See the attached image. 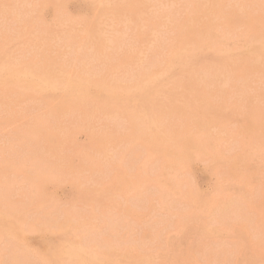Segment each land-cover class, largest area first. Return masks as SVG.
<instances>
[{"label":"rangeland","instance_id":"1","mask_svg":"<svg viewBox=\"0 0 264 264\" xmlns=\"http://www.w3.org/2000/svg\"><path fill=\"white\" fill-rule=\"evenodd\" d=\"M3 3H2V2ZM14 0H0V20H3V21H0L1 23H0V37L2 38H0V73H1V71L3 70V71H6L5 73L2 71V73L6 76V78H8V79H6L5 78V76H3V74L1 75V77H0V79H2V80H0V97L3 95V92H4V95L2 96V98H0V106L2 107V106H4V108H1L0 107V198H2V199H0V204H1V206L0 207H2V210H1V208H0V210L2 211V212H4V214H2V212L0 211V215H1V217H2V215H3V218H2V223L0 222V224H2V225H0V228H1V230H0V236H4V237H0V247H1V249H0V264H6L7 262V264H28V262H29V264L31 263V264H47V263H49V264H63V262H64V264H83V262H84V264L86 263V264H90L92 261H95V264H98L99 262L101 263L102 262V264H107L109 261V263L108 264H123V263H125V264H134L135 262H137V263H135V264H149V262H150V264H153V262H155L154 264H165V263H168V264H174V262H175V264H188L187 262L189 261H191L190 263L191 264H202V262H203V264H210V262H211V264H231V262L233 263V264H264V261H263V257H264V237H263V233H264V184L262 185V184H260L259 182H261V183H264V177H262V176H264L263 174H264V162L262 161V159L264 160V57H262V54H264L262 51H259V50H257V49H255L254 50V48H256L257 46H260V44H262V43H264V36H262L263 34L262 33H264V15H263V13H264V6H262V5H264V0H209L208 2H207V0H174V2H173V4H172V6H171V4H170V0H161V1H163V2H160V0H147V1H149V3L146 1V0H122V1H119L120 3H122L123 1H125V2H127L126 4H128V5H126L125 3H122L121 5L120 4H118L119 2H118V0L117 1H115V0H100V1H98V0H96L97 2H95V3H93L92 2V0H53V2H52V0H27L28 2H29V5H28V2L26 1V0H15L14 1V3H12ZM23 1V2H22ZM39 1V2H38ZM41 1H42V3H41ZM44 1V2H43ZM48 1V2H47ZM95 1V0H94ZM109 2V5L108 4H106V3H108ZM136 3H135V2ZM145 1V2H144ZM155 1V2H154ZM158 1H159V3H158ZM181 3H180V2ZM186 1H188V2H186V4H189V6H187L186 4H184ZM223 1V2H222ZM233 3H235V4H233ZM239 2V4H238V2ZM46 2V3H45ZM61 2H64L63 4H61ZM98 2H102L101 4L103 5H101L100 3H98ZM118 2V3H117ZM157 2V3H156ZM166 2V3H165ZM176 2H177V4H176ZM184 2V3H183ZM191 2V3H190ZM206 2V3H205ZM218 4H217V3ZM226 2H228V3H226ZM248 2V3H247ZM250 2V3H249ZM11 5H13V7L12 6H10V4ZM25 3V4H24ZM27 3V4H26ZM93 3V4H92ZM114 5V6H112V4ZM115 3V4H114ZM154 3H155V5H154ZM160 3H162L163 5H167V7L166 6H161V4ZM171 3H172V0H171ZM204 3H205V6H204ZM221 3V4H220ZM231 3V4H230ZM242 3V4H241ZM255 3V4H254ZM5 4V5H4ZM18 4V7L16 6V5ZM33 4H34V6H33ZM39 4V5H38ZM44 4V5H43ZM46 4V5H45ZM59 4H61V6L62 7H60V5ZM111 4V5H110ZM130 4V5H129ZM182 4V5H181ZM192 4V5H191ZM251 4V5H250ZM257 4V5H256ZM7 5V6H6ZM28 5V6H27ZM38 5V6H37ZM59 5V6H58ZM98 5V6H97ZM126 5V6H125ZM141 5V6H140ZM151 5H153V6H151ZM181 5V6H180ZM184 5H186V6H184ZM224 5V6H223ZM230 5V6H229ZM235 5V6H234ZM241 5V6H240ZM246 5V6H245ZM253 5V6H252ZM259 5V6H258ZM2 6H4V8H2ZM26 6V7H25ZM44 6V7H43ZM97 6V7H96ZM159 6V7H158ZM171 7V9L172 10H170L169 8ZM179 6V7H178ZM185 8H184V7ZM198 6H199V8H198ZM215 6V7H214ZM243 6V7H242ZM258 6V7H257ZM261 6V8H259ZM10 7V8H9ZM57 7V8H56ZM149 7V8H148ZM151 7V8H150ZM154 7L156 8H158V9H154ZM183 7V8H182ZM224 7H225V9H224ZM234 7H236V8H234ZM240 7H242V9L240 8ZM247 7V8H249V9H251V10H253L252 12H251V10H250V12H251V14H250V12H249V9H245V8ZM6 8V9H5ZM7 8H8V10H7ZM14 8V9H13ZM16 8V9H15ZM23 8V9H22ZM31 8V9H30ZM32 8H34L35 9V11H34V9H32ZM43 10H42V9ZM55 8V9H54ZM62 8V9H61ZM115 8L117 9V10H115ZM129 8H130V10H129ZM142 8V9H141ZM164 8V9H163ZM166 8V9H165ZM168 8V9H167ZM175 9V11H174V9ZM181 8V9H180ZM188 8V9H187ZM193 8V9H192ZM245 10H244V9ZM20 9V10H19ZM107 9H109V10H107ZM121 9H123V11H125V12H123ZM131 9H132V11H131ZM135 9V10H134ZM141 9V10H140ZM154 9V10H153ZM163 9V10H162ZM179 9V10H178ZM183 9H184V11H185V13H184V11H183ZM224 9V10H223ZM230 9H231V11H230ZM237 9H238V11H237ZM256 9V10H255ZM5 10H6V13H5ZM18 10V11H17ZM31 10V11H30ZM32 10H33V12H32ZM39 10V11H38ZM42 12H41V11ZM56 10V11H55ZM59 10V11H58ZM119 10V11H118ZM137 10H139V11H137ZM151 10H153L152 11V14H151ZM163 12H162V11ZM165 10H167V11H165ZM181 10V11H180ZM190 10V11H189ZM197 10V11H196ZM226 10V11H225ZM229 10V11H228ZM244 10V11H243ZM259 10V11H258ZM4 11V12H3ZM13 11V12H12ZM15 11V12H14ZM17 11V12H16ZM65 11V12H64ZM110 11H112V12H110ZM129 11V12H128ZM135 11H137V14L135 13ZM141 11L143 12L142 14H143V16H142V14H140L141 13ZM157 11V12H156ZM159 11V12H158ZM169 11V12H168ZM233 11V12H232ZM235 11V12H234ZM243 11V12H242ZM27 12H29V14L27 13ZM56 12V13H55ZM59 12V13H58ZM102 12H104L105 13V15H104V13H102ZM107 12V13H106ZM139 12V13H138ZM154 12V13H153ZM161 12V13H160ZM168 12V13H167ZM174 12V13H173ZM182 12H183V14H185V16H186V19H184L185 17L183 16V15H181L180 16V14H182ZM190 12V14H187V13H189ZM225 12V13H224ZM230 12V13H229ZM242 12V13H241ZM258 12V13H257ZM17 13V14H16ZM22 13L23 15V17L25 18H23V17H19V15ZM24 13H26V14H24ZM30 13H31V15H30ZM64 15H63V14ZM110 13V14H109ZM123 13H128V14H130V17L131 16H133L134 14L136 15V16H138V17H136L135 15H134V17L132 18L131 17V19H129L130 21H128V18H130L129 17V15H128V17H127V15H125V14H123ZM134 13V14H133ZM145 13V14H144ZM149 13V14H148ZM164 13V14H163ZM172 13H173V15L175 14L176 16H173L172 15ZM234 13V14H233ZM246 14V15H244V14ZM257 13V14H256ZM8 14V15H7ZM113 14V15H112ZM120 14H121V16H120ZM140 14V15H139ZM157 14L159 15V16H157ZM206 14V15H205ZM218 14V15H217ZM236 14V15H235ZM252 14H253V16H255V17H253L252 16ZM255 14V15H254ZM3 15V16H2ZM6 17H5V16ZM13 16V18H12V16ZM56 15H57V17H56ZM66 15V16H65ZM96 15V16H95ZM103 15V16H102ZM119 15V16H118ZM123 15V16H122ZM153 15V16H152ZM161 15V16H160ZM179 15V16H178ZM12 18V19H14V20H12L10 17ZM21 16V15H20ZM29 16V17H28ZM61 16V17H60ZM92 16V18H90ZM95 16V17H94ZM99 16V17H98ZM116 16V17H115ZM126 16V17H125ZM155 16H157V17H155ZM179 18H178V17ZM194 16V17H193ZM205 16V17H204ZM212 16V17H211ZM234 16H236V17H234ZM246 18H245V17ZM5 17V18H4ZM15 17H17L16 18V20H15ZM59 17V18H58ZM64 17H65V19H64ZM68 17V18H67ZM97 17V19H99V22H96V21H98L97 19H95ZM105 17V18H104ZM152 17V18H151ZM163 19H162V18ZM171 17V18H170ZM174 17H176L177 19H175ZM188 17V18H187ZM207 17V18H206ZM215 17V18H214ZM218 17V18H217ZM223 17V18H222ZM2 18V19H1ZM8 18V19H7ZM29 18V19H28ZM38 18V19H37ZM90 18V19H89ZM110 18V19H109ZM119 18H120V20H119ZM138 20H137V19ZM148 18H151V20L150 19H148ZM159 18V19H158ZM165 18V19H164ZM168 18V19H167ZM172 18H174V19H172ZM214 18V19H213ZM217 18V19H216ZM253 18V19H252ZM258 18V19H257ZM6 19V20H5ZM23 19V20H22ZM58 19H59V22H58ZM62 19V20H61ZM68 19V20H67ZM74 19V20H73ZM86 19V20H85ZM106 19H107V22H106ZM127 19V20H126ZM132 19H134V21H132ZM136 19V20H135ZM143 19V21H142V24L144 25H142V24H140L141 23V20ZM148 19V21H146ZM154 19V20H153ZM188 19V20H187ZM193 19V20H192ZM219 19V20H218ZM5 20V21H4ZM8 20V21H7ZM11 20V21H10ZM20 22V20H21V22H20V25H19V23H18V21ZM36 20V21H35ZM55 20V21H54ZM57 20V21H56ZM96 20V21H95ZM102 22H101V21ZM110 20H112V22L110 21ZM119 20V21H118ZM126 20V22H123V21H125ZM146 21V23H145V21ZM167 22H166V21ZM169 20V21H168ZM173 20V21H172ZM185 20V21H184ZM191 20H192V22H191ZM16 21V22H15ZM44 21V23H42ZM64 21H67V22H64ZM82 21V22H81ZM105 21V22H104ZM171 21H172V23H171ZM179 21V22H178ZM181 21V22H180ZM202 21V22H201ZM3 22H4V24H3ZM8 22V23H7ZM11 22H14V23H12V24H10ZM27 22V23H26ZM38 22V23H37ZM50 22V23H49ZM52 22H54L53 24H52ZM71 22V23H70ZM149 22H150V25H149ZM154 22H155V24L156 25H154ZM176 22V23H175ZM183 22V23H182ZM201 22V23H200ZM234 22H235V24H234ZM243 22V23H242ZM18 24V29L20 30V31H18V29H16V27L17 26H15L16 24ZM49 23V24H48ZM97 23V24H96ZM115 23V24H114ZM177 23H179V24H177ZM237 23V24H236ZM1 24L3 25V26H1ZM7 24V25H6ZM26 24V25H25ZM29 24V25H28ZM63 24H65V25H63ZM78 24H81V25H77ZM83 24V25H82ZM113 24V25H112ZM118 24H119V26H118ZM121 24V25H120ZM136 24V25H135ZM137 24H139V25H137ZM147 24V25H146ZM160 24H162V25H160ZM170 24H171V26H170ZM176 24V25H175ZM185 25L186 24V26H182V25ZM241 24V25H240ZM257 24V25H256ZM6 25V26H5ZM8 25H11V26H8ZM23 25H25V26H23ZM58 25V26H57ZM60 25V26H59ZM102 25V26H101ZM116 25V26H115ZM143 27H142V26ZM149 25V26H148ZM159 26V27H156V26ZM167 25V26H166ZM198 25V26H197ZM220 25H221V28H220ZM243 25H244V27H243ZM5 26V27H4ZM36 26H38V28L36 27ZM40 26H41V28H40ZM43 26V27H42ZM56 26V27H55ZM84 26H86V27H84ZM104 26V27H103ZM127 26V27H126ZM130 26H131V28H130ZM137 26V27H136ZM154 26V27H153ZM162 26V27H161ZM165 26V27H164ZM175 26V27H174ZM228 26V27H227ZM261 26L263 27V28H261ZM3 27V28H2ZM13 27V28H12ZM15 27V28H14ZM47 27V28H46ZM92 27V28H91ZM94 27H96V28H94ZM110 27H112V29L110 28ZM145 27H151L150 29L151 30H147V28H145ZM156 28V29H153V28ZM164 27V28H163ZM182 27V28H181ZM4 28H6L5 30H4ZM11 28V29H10ZM37 28V29H36ZM63 28H65V29H62ZM74 30H73V29ZM77 28V29H76ZM82 28V29H81ZM87 28V29H86ZM100 30H99V29ZM104 28V29H103ZM123 28H125V29H123ZM126 28H128V29H126ZM148 28V29H149ZM239 28V29H238ZM2 29V30H1ZM15 29V30H14ZM25 29V30H24ZM33 29L35 30V31H33ZM39 29V30H38ZM42 29H44V30H42ZM80 29V30H79ZM94 29L96 30V31H94ZM103 29V30H102ZM105 29H107V30H111V31H107V32H105V33H103V31H105ZM133 29V31H131ZM137 29V30H136ZM140 29V30H139ZM141 29H142V31H141ZM169 29H172V30H169ZM176 29H177V31H176ZM184 29V31H182ZM235 29V30H234ZM242 29L244 30V31H242ZM261 29H263L262 31H261ZM36 30L37 31H40V36H39V32H36ZM54 30V31H53ZM64 31V32H61V31ZM72 30V31H71ZM79 30V31H78ZM91 30H92V32H91ZM118 31V33L116 34V32ZM120 30V31H119ZM126 30H128V31H126ZM154 30V31H153ZM168 30V31H167ZM237 30V31H236ZM259 30V31H258ZM7 31V32H6ZM18 31V32H17ZM31 31V32H30ZM47 32V33H45V32ZM57 31V32H56ZM60 31V32H59ZM68 31V32H67ZM99 31V32H98ZM114 31H116V32H114ZM123 31H125V32H123ZM147 31V32H146ZM152 31H153V33H152ZM162 33H161V32ZM179 31H181L182 33H180ZM230 32V33H227V32ZM5 33V35H2V34H4ZM11 32V33H10ZM26 32H28V33H26ZM32 34H30V33ZM33 32V33H32ZM34 32H35V35H34ZM82 32V33H81ZM85 32H86V34H85ZM119 32H122L121 34L123 35V34H125L126 33V35H121ZM130 32H133V33H130ZM144 32V33H143ZM167 32H170V33H167ZM171 32H172V34H171ZM233 32H235V33H233ZM262 32V33H261ZM2 33V34H1ZM7 33V34H6ZM19 33V34H18ZM44 33V34H43ZM96 33H98V34H96ZM100 33H102V34H100ZM108 33V34H107ZM150 33H152L153 34V36H152V34H150ZM205 33H206V35H205ZM262 35H261V34ZM13 34V35H12ZM27 34H29V37H28V35ZM63 34H66V35H63ZM90 34V35H89ZM105 34V35H104ZM115 36V35H117L116 37H114L113 35ZM174 34H175V36H174ZM178 34V35H177ZM180 34V35H179ZM225 34V35H224ZM253 34H254V37H256V38H254L253 37ZM8 35V36H7ZM26 35V36H25ZM36 35H38V36H36ZM58 35V36H57ZM87 35V36H86ZM99 35V36H98ZM122 36L121 38H120V36ZM133 35V36H132ZM136 35V36H135ZM151 35V36H150ZM155 35H157V36H155ZM166 35V36H165ZM169 37H168V36ZM177 35V36H176ZM183 35H184V37H183ZM208 35V36H207ZM227 35H228V37H227ZM251 35V36H250ZM19 38H18V37ZM43 38H42V37ZM45 36V37H44ZM64 38H63V37ZM107 36V37H106ZM110 36H111V38H110ZM135 36V37H134ZM158 36H160V38H158ZM166 38V39H164V37ZM171 36V37H170ZM173 36V37H172ZM178 36H179V38H178ZM207 36V37H206ZM222 36V37H221ZM234 38H233V37ZM248 36H249V38H248ZM9 37H11V38H9ZM26 37L28 38V40L26 39ZM31 37V38H30ZM58 37V38H57ZM76 37V38H75ZM94 37V38H93ZM97 37H98V40H97ZM106 37V38H105ZM135 38V41H134V38ZM137 37H138V39H137ZM161 37H163V38H161ZM209 37V38H208ZM210 37L213 39V40H211L210 39ZM227 37V38H226ZM251 37V38H250ZM4 38H5V40H4ZM18 38V39H17ZM24 38V40H22ZM33 38V39H32ZM36 38H38V39H35ZM80 40H79V39ZM83 38V39H82ZM88 38V39H87ZM118 38V39H117ZM125 39L126 40V42H123V41H125V40H123V39ZM149 38V39H148ZM151 38H153V39H151ZM175 38V39H174ZM229 38V39H228ZM252 38H254V39H252ZM43 39H46V40H43ZM92 39V40H91ZM96 39V40H95ZM115 39H116V41H115ZM128 39H131V40H128ZM133 39V40H132ZM139 39H141V40H139ZM144 39V40H143ZM161 41H160V40ZM174 39V40H173ZM179 39V40H178ZM225 39H227V40H225ZM4 40V41H3ZM8 40V41H7ZM87 40V41H86ZM91 42H90V41ZM108 40H110V41H108ZM122 41V43H121V45H120V42ZM147 40V41H146ZM163 40H166V43H165V41H163ZM169 40V41H168ZM178 40V41H177ZM182 42H181V41ZM201 42H200V41ZM247 40H248V42H247ZM250 40H252V41H250ZM253 40H254V42H258V43H253ZM36 41H38V42H36ZM42 41V42H41ZM52 41V42H51ZM54 41H57V42H54ZM62 41V42H61ZM64 41V42H63ZM71 41H73V42H75V41H77V42H75L74 43V45H73V42H71ZM79 41H82V42H85V43H88V44H85V43H82V42H79ZM97 41V42H96ZM112 41H114V42H112ZM119 41V42H118ZM130 41H133L134 42V44H133V42H130ZM139 41H140V43H139ZM146 41V42H145ZM149 41H150V43H149ZM167 41H168V43H167ZM174 43H173V42ZM180 41V42H179ZM192 41V42H191ZM210 41V42H209ZM18 42V43H17ZM21 42L24 44H21ZM30 42H31V44H30ZM109 42H112V43H109ZM130 42V43H129ZM155 42H157L158 43V45H157V43L156 44H153V43H155ZM188 42V43H187ZM194 42V43H193ZM198 42V43H197ZM250 42V43H249ZM2 43V44H1ZM5 43V45H3ZM28 43H29V46H28ZM43 43V44H42ZM76 43H77V45H76ZM81 43V44H80ZM91 43V44H90ZM101 43V44H100ZM115 45H117V46H115ZM142 43V44H141ZM187 43V44H186ZM191 43H193L194 45L196 44V47H194V45L193 44H191ZM253 44V46H251L250 44ZM260 43V44H259ZM37 44V46H35ZM42 44V45H41ZM46 44V45H45ZM58 44V45H57ZM64 44V45H63ZM80 44V45H79ZM95 44V45H94ZM123 44V45H122ZM129 46H127V45ZM131 44H132V48H131ZM142 46H141V45ZM151 44V45H150ZM159 44H162V45H159ZM170 44V45H169ZM175 44V45H174ZM185 44V45H184ZM212 44H213V46H212ZM20 45H21V47H20ZM32 45V46H31ZM55 45V46H54ZM62 45V46H61ZM74 46V48L73 47H71V46ZM87 45V46H86ZM91 45H93V46H91ZM105 45H108V47L109 46H111V47H109V48H107V46L106 47H104ZM140 45V46H139ZM163 45H166L165 46V48H164V46ZM184 45V46H183ZM190 45V46H189ZM198 45V46H197ZM226 45V46H225ZM4 46H5V48H4ZM17 46V47H16ZM54 46V47H53ZM58 46V47H57ZM76 46H77V48H78V50L80 51V53H78L79 51H77V48H76ZM85 46V47H84ZM121 46H122V49H121ZM139 46V48H137ZM149 46V47H148ZM151 46V47H150ZM170 46H172V47H170ZM182 46V47H181ZM187 46H189L188 48H187ZM191 46H193V48L191 47ZM202 46V47H201ZM255 46V47H254ZM19 47V48H18ZM40 47V48H39ZM61 47V48H60ZM65 47V48H64ZM80 47H81V49H80ZM97 47V48H96ZM118 47V48H117ZM120 47V48H119ZM169 47V48H168ZM181 47V48H180ZM207 47H209V49L211 50H208V51H206L208 48ZM211 47V48H210ZM214 47V48H213ZM218 47L220 48L221 47V49H218ZM225 47H227L226 49H223V48H225ZM2 48H3V50H2ZM10 48V49H9ZM14 48V49H13ZM27 50H26V49ZM33 48H35V49H33ZM39 48V49H38ZM83 48H85V49H83ZM91 49V50H89V49ZM106 48V49H105ZM113 48V49H112ZM123 48H125V49H123ZM127 48H129V49H131V50H129L128 51V49ZM152 49V50H150V49ZM155 48H156V50H155ZM164 48V49H163ZM171 48V49H170ZM172 48H173V50H172ZM177 48V49H176ZM192 48V49H191ZM195 48V49H194ZM198 48H200V49H198ZM207 48V49H206ZM253 48V49H252ZM23 49V50H22ZM29 49V50H28ZM33 49V50H32ZM52 49V50H51ZM72 50V51H70V50ZM83 49V50H82ZM97 50V52L96 51H94V50ZM132 49H134V50H132ZM135 49H137L136 51H135ZM141 49V50H140ZM163 49V50H162ZM168 49H170V51L168 50ZM179 49H182V51L181 52H184V53H179L180 51H179ZM186 50V51H184V50ZM191 49V50H190ZM195 50V52H194V50ZM198 49V50H197ZM203 49H206V50H204L203 51ZM213 49V50H212ZM232 49V50H231ZM235 51H234V50ZM238 49V50H237ZM239 49H241V51H239ZM243 49V50H242ZM249 49V50H248ZM250 49L252 50V51H250ZM13 50V52H11V51ZM19 50H21V51H19ZM26 50V51H25ZM60 50V51H59ZM66 52H65V51ZM91 51L90 53H91V56H90V53H88L87 51ZM113 50H115V51H113ZM118 50V51H117ZM120 50V51H119ZM142 50H143V52H142ZM150 50V51H149ZM176 50V51H175ZM197 50V51H196ZM201 52H200V51ZM215 50L217 51H219V53H217V52H215ZM229 50H231V51H229ZM8 51V52H7ZM24 51V52H23ZM45 51V52H44ZM55 51V52H54ZM71 52V53H69V52ZM107 51V52H106ZM112 53H111V52ZM123 51H125L126 53H123ZM133 51V52H132ZM135 51V52H134ZM147 51V52H146ZM156 53H155V52ZM161 52V53H158V52ZM190 51V52H189ZM215 53H214V52ZM221 51H228L229 53H231L232 54V56H231V54H229L228 56H227V54L225 53V54H221L220 52ZM252 52V53H250V52ZM254 51V52H253ZM257 51V52H256ZM26 52V53H25ZM36 52H37V54H36ZM51 52H52V54H51ZM64 52H65V55H63L64 54ZM82 52V53H81ZM84 52V53H83ZM86 52V53H85ZM120 52H122V53H120ZM131 54H129V53ZM146 52V53H145ZM162 52H163V54H162ZM176 52V53H175ZM197 52V53H196ZM200 52V53H199ZM227 52V53H228ZM233 52V53H232ZM242 52V53H241ZM9 53H10V55H9ZM12 53V54H11ZM18 53V54H17ZM25 53V54H24ZM35 53V54H34ZM61 53V54H60ZM102 53H107L106 55L105 54H102ZM135 53V54H134ZM145 53V54H144ZM152 53V54H151ZM154 53V54H153ZM165 53H167V54H165ZM189 53H196V54H199V55H196L195 54V56H194V54L193 55H191V54H189ZM204 53V54H203ZM223 53V52H222ZM14 54H16V55H19V56H15ZM21 54H23V55H21ZM28 54V55H27ZM41 54V55H40ZM60 54V55H59ZM76 54V55H75ZM81 54H83V55H81ZM86 54H88V55H86ZM101 54V55H100ZM113 54H115V55H113ZM148 54V55H147ZM152 56H151V55ZM168 54H170V55H168ZM177 54H179L178 56H180L181 58H179V57H177ZM185 54V55H184ZM235 54V55H234ZM255 54H257L256 56H257V58L255 57ZM5 55V56H4ZM22 57H21V56ZM32 55V56H31ZM68 55V56H67ZM80 55H81V57H80ZM84 55H85V58H84ZM95 55V56H94ZM110 55V56H109ZM111 55H112V57H111ZM141 55H142V58H141ZM175 55V56H174ZM225 55H226V57H225ZM234 55V56H233ZM237 55H238V57H237ZM250 55V56H249ZM12 56V57H11ZM63 56L66 58V61L64 60V58H63ZM94 56V58H92L91 59V57H93ZM99 57V58H97V60H96V57ZM100 56H101V58H100ZM103 56V57H102ZM105 56V57H104ZM113 56H115V57H113ZM116 56H117V58H116ZM120 56V57H119ZM136 58H135V57ZM155 56H158V57H155ZM164 56V57H163ZM166 56H168V57H166ZM169 56H171L170 58H169ZM183 56V57H182ZM184 56H187L188 58H186V57H184ZM193 56V57H192ZM229 56L230 57H232V59L230 58L229 59ZM248 56H249V58H248ZM259 56V57H258ZM9 60H13L12 62L11 61H8V59ZM20 57V58H19ZM48 57V58H47ZM54 57V58H53ZM58 59H57V58ZM71 57V58H70ZM75 57V58H74ZM109 57H111V58H109ZM145 57V58H144ZM150 57H152V58H150ZM255 57V58H254ZM7 60H6V59ZM12 58V59H11ZM22 58H23V60H22ZM29 58H31V59H29ZM61 58H63V59H61ZM68 58H69V60H68ZM81 58V60H79ZM107 58H109V60L107 59ZM134 58H135V62H133V60H134ZM137 58H138V60L139 61H137ZM157 58V59H156ZM168 58V59H167ZM175 58H177V59H175ZM185 58V61H186V63H184V61H183V59ZM191 58V59H190ZM228 58V59H227ZM258 58H259V60H258ZM19 59V60H18ZM34 61H33V60ZM57 59V60H56ZM75 59H78V60H76L75 61ZM84 59V61L83 62H85V63H83L82 62V60ZM86 59H89V60H87L86 61ZM94 59H95V61H94ZM112 59V60H111ZM147 59V60H146ZM153 59H155V61L153 60ZM162 59V60H161ZM180 61H179V60ZM223 59H224V61H223ZM249 59V60H248ZM251 59V60H250ZM254 59V63L253 64H251L252 63V60ZM3 60V62H1ZM38 60H41V61H38ZM58 60H59V63H61V64H59L58 63ZM64 60V61H63ZM70 60H73L72 62L70 61ZM119 60V61H118ZM132 60V61H131ZM146 60V61H145ZM166 60V61H165ZM189 60V61H188ZM33 61V62H32ZM62 61H63V63H62ZM71 62V64H70V62ZM88 61H90V63L88 64ZM110 61H113V62H111V63H109ZM117 61V62H116ZM142 61V62H141ZM153 61V62H152ZM172 61V62H171ZM194 61V62H193ZM219 61V62H218ZM251 61V62H250ZM6 62H7V64H6ZM9 62H11V63H9ZM68 62V64H65V63H67ZM78 62V63H77ZM81 62V64H79ZM87 62V63H86ZM102 62H104V63H102ZM106 62V63H105ZM118 62L120 63L119 65H118ZM133 62V64H131ZM141 62V63H140ZM147 62L149 63V64H147ZM160 64H158V63ZM167 62V63H166ZM188 62H190L189 64H188ZM211 62V63H210ZM215 62V63H214ZM225 62H227V63H225ZM1 63H2V67H1ZM4 63V64H3ZM9 63V64H8ZM15 63V66L13 65ZM19 63V64H18ZM26 63V64H25ZM34 63H35V65H34ZM56 63H58V64H56ZM93 63V64H92ZM95 63L97 64V65H95ZM104 64L105 66H103L102 64ZM108 63H109V65H108ZM115 63H117V65L115 64ZM128 65H127V64ZM139 63V64H138ZM146 63V64H145ZM162 63V64H161ZM168 63H171V64H168ZM175 65H174V64ZM194 63V64H193ZM210 63V65L209 66H207L208 64ZM224 63V64H223ZM259 63V64H258ZM6 64V65H5ZM18 64V65H17ZM23 64H25L24 66H23ZM37 64H39V65H37ZM53 64V65H52ZM58 67H55V65ZM74 64V65H73ZM76 64V65H75ZM85 64V65H84ZM100 64V65H99ZM115 64V66H113ZM121 64H122V66H121ZM123 64H125L126 66H127V68H126V70H128V71H126L125 70V65H123ZM138 65V67H137V65ZM154 64V65H153ZM158 64V65H157ZM183 64V65H182ZM186 64H188V65H186ZM199 64V65H198ZM214 64H216V65H214ZM27 65V66H26ZM37 65V66H36ZM63 67H61V66ZM67 65V66H66ZM80 65H81V67H80ZM99 65V67H97ZM108 65V66H107ZM132 67H131V66ZM141 65V66H140ZM146 67H145V66ZM149 65L151 66V67H149ZM181 65H182V67L184 66V65H186V66H184L183 68L181 67ZM191 65H194V66H191ZM211 65H214V66H211ZM219 65V66H218ZM223 65V66H222ZM227 67H226V66ZM232 65V66H231ZM33 66V67H32ZM65 66H66V68H65ZM90 66H93V67H91V69H90ZM112 67V69L110 68V67ZM116 66H118V67H116ZM130 66V68H128ZM136 66V67H135ZM139 66H140V70H139ZM156 66V67H155ZM160 66V67H159ZM165 67L164 69H163V67ZM173 66V67H172ZM175 66H177V67H175ZM217 66V67H216ZM221 66L223 67V70H222V68H221ZM253 66V67H252ZM9 67V68H8ZM12 67V71L10 70V68ZM28 69V73H29V70H30V75H32L31 77H33L34 78V76H35V78L33 79V80H30L31 78H28V77H30L28 74L26 75V73H27V69ZM30 69H29V68ZM46 67V68H45ZM54 67V68H53ZM70 67H71V69H70ZM74 67H76V68H74ZM84 68L83 69V71H82V69L80 70H78V68ZM94 67H96V68H94ZM100 67H101V69H100ZM106 67H109L110 69H111V71H110V69L108 70V68H106ZM114 67H116V68H114ZM123 69H122V68ZM147 67L149 68V70L147 69ZM172 67V68H171ZM181 67V68H180ZM201 67V68H200ZM205 67V68H204ZM207 67H210V68H207ZM212 67V68H211ZM225 67V68H224ZM254 67H256L257 69H255ZM1 68H2V70H1ZM5 68V69H4ZM22 68V69H21ZM24 68V69H23ZM36 68V69H35ZM38 68V69H37ZM42 69V71H41V69ZM62 68V71L61 70H59V69H61ZM65 68V69H64ZM74 68V69H73ZM86 68V69H85ZM99 68V69H98ZM118 68V69H117ZM138 68V69H137ZM143 68H144V71H146V72H144L143 71ZM148 70H146V69ZM156 68V69H155ZM178 69V70H174V69ZM190 68V69H189ZM192 68V69H191ZM193 68H194V70H193ZM217 68V70H215V69ZM262 68V69H261ZM7 69H9L8 71L10 72V74L12 75V77H11V75L9 76V72H7ZM15 69H18V70H23V71H26V73L25 72H21V71H17V70H15ZM52 69L54 70V69H57L58 71H61V72H63L64 74H62L63 75V77H62V75L61 74H59L58 73V71L56 70H54L52 73L50 72V71H52ZM64 69V70H63ZM69 70V72L70 73H68V71L66 72V70ZM88 69H89V75H87V71H88ZM93 69H95V70H93ZM115 69V70H114ZM117 69V70H116ZM131 70V72H130V70ZM137 69V70H136ZM150 69H152L151 71H152V73H150L151 71H150ZM154 69V70H153ZM158 69H160V70H158ZM210 69V70H209ZM215 70V71H213V70ZM219 69H221V70H219ZM226 69H228V70H230V71H228V70H226ZM239 69V70H238ZM247 69V70H246ZM13 70H15V71H17V72H14L15 74L13 75L12 73H13ZM36 70V71H35ZM85 70V71H84ZM99 70H100V72H99ZM105 70H107L106 72H104ZM113 70V71H112ZM119 70V71H118ZM133 70V71H132ZM156 70V71H155ZM158 70V71H157ZM167 70V71H166ZM174 70V71H173ZM200 70V71H199ZM203 70H205V71H203ZM206 70H209V71H206ZM247 72H246V71ZM33 73H32V72ZM35 71V72H34ZM43 71H45V73L43 72ZM74 71H76V73L74 72ZM80 71V72H79ZM81 71H82V73H81ZM93 71V72H92ZM116 73H115V72ZM142 71V72H141ZM160 71H162V72H164L165 74H166V76L164 75V73H162V72H160ZM196 71H198V72H196ZM219 71H221V73L219 72ZM231 71H233V72H231ZM255 71H257V72H255ZM41 72V73H40ZM47 72H48V74H47ZM60 72V73H61ZM86 72V73H85ZM94 72H95V74H94ZM103 73L104 75H106V76H104L103 74H101L100 75V73ZM109 72V73H108ZM113 72H114V74H113ZM122 72H125V73H122ZM135 72V73H134ZM137 72V73H136ZM156 72H158V74L156 73ZM160 72V73H159ZM198 74L197 76H196V73ZM202 72H204V74H205V76H204V74L202 73ZM207 72H208V74H207ZM218 72V73H217ZM230 72H231V74L232 75H229L230 74ZM260 72V73H259ZM19 73H21L20 75H18ZM23 73H25V74H23ZM37 73V74H36ZM51 73V74H50ZM66 73V74H65ZM73 73H75V74H73ZM92 73V74H91ZM108 73V74H107ZM112 73V74H111ZM120 73V74H119ZM122 73V74H121ZM127 73V74H126ZM140 73H142V74H140ZM145 73V74H144ZM147 73V74H146ZM150 73V74H149ZM171 73V74H170ZM178 75H177V74ZM209 73H210V79H208V76H209ZM213 73V74H212ZM217 73V74H216ZM229 73V74H228ZM250 73V74H249ZM252 73V74H251ZM253 73H255V74H253ZM8 74V75H7ZM23 74V75H22ZM36 74V75H35ZM54 74H56V75H54ZM59 74V75H58ZM73 74V75H72ZM94 74V75H93ZM111 74V75H110ZM123 74H125V75H123ZM135 74H137V75H135ZM139 74V75H138ZM157 74V75H156ZM164 76V77H162V75ZM180 74V75H179ZM228 75V77H227V75ZM249 74V75H248ZM256 74H257V76H256ZM21 75L22 76H24V77H21ZM44 75V76H43ZM52 77H51V76ZM58 75V76H57ZM69 75H71V76H69ZM96 75V76H95ZM100 75V76H99ZM107 75L109 76V79H107L108 77H107ZM129 75H130V77H129ZM148 75V76H147ZM153 75V76H152ZM161 75V76H160ZM170 75V76H169ZM172 75H174V76H172ZM206 75H207V78H206ZM214 75V76H213ZM224 75V76H223ZM244 75V76H243ZM247 75V76H246ZM254 75V76H253ZM41 76L43 77V80H42V78H41ZM45 76H46V78H45ZM47 76H49V77H47ZM60 76V77H59ZM75 76V77H74ZM93 76H95V77H93L95 80H93L92 81V77ZM98 76V77H97ZM103 76V77H102ZM112 76V77H111ZM142 76V77H141ZM145 76V77H144ZM151 76V80H150V77ZM156 76V77H155ZM157 76H158V78L161 80V82L162 81H164L163 82V84L159 81V79L157 78ZM160 76V77H159ZM171 77V78H169V77ZM176 76V77H175ZM181 76H184L185 77V79H183V82H182V77ZM201 76V80L199 79V77ZM203 76H204V78H203ZM229 76H230V78H231V80H230V78H229ZM241 76H243V77H240ZM260 76H262V77H260ZM16 77H18V78H16ZM54 77V78H53ZM56 77H57V79H56ZM64 77H66V78H64ZM78 77H81V79L80 78H78ZM83 77V78H82ZM104 77H106V79L104 78ZM118 79L117 81H119L118 83V85H116V83H117V81L114 79ZM122 77V78H121ZM131 77H133V78H135V79H133V78H131ZM155 77V78H154ZM167 77V78H166ZM172 77H174L173 79H172ZM183 77V78H184ZM188 77V78H187ZM215 77V79H213V81H212V78H214ZM224 77V78H223ZM233 77V78H232ZM237 77H239V78H237ZM252 77V78H251ZM38 78H39V80H38ZM68 78L69 79H71V81L70 80H68ZM72 78H74V79H72ZM90 78H91V81H90ZM101 78H103V79H101ZM121 78V79H120ZM126 78V79H125ZM129 78V79H128ZM141 80H140V79ZM148 78V79H147ZM152 78L153 79H155V81L154 80H152ZM168 79V81L167 80H164V79ZM227 78H228V80H227ZM237 78V79H236ZM246 78V79H245ZM259 78H260V80H259ZM18 79H21V80H19V81H17ZM37 79V81H35ZM44 79L47 81V80H49L47 83H46V81H44ZM61 79H62V82L61 83H63L62 85H60L61 83L60 82H58V81H61ZM81 80L80 82L78 81V80ZM83 79V80H82ZM85 79V80H84ZM89 79V80H88ZM104 79L105 80H107V81H104ZM132 79V80H131ZM145 79V80H144ZM163 79V80H162ZM172 79V80H171ZM203 79H205V81L203 80ZM224 79V80H223ZM237 80V83H236V80ZM240 79V80H239ZM257 79V80H256ZM261 79H262V81H261ZM5 80V81H4ZM24 80V81H23ZM54 80V81H53ZM55 80H57V81H55ZM65 82H64V81ZM76 80V81H75ZM97 80V81H96ZM113 80H114V85H112V82H113ZM121 80H123V81H125V82H123V81H121ZM128 80V81H127ZM135 80V81H134ZM143 80H144V82H143ZM148 80H150V81H148ZM179 80V81H178ZM187 80V81H186ZM207 80V81H206ZM217 80H219V81H217ZM226 80V81H225ZM235 80V81H234ZM238 80H239V82H238ZM241 80H245V81H241ZM247 80V81H246ZM256 80V81H255ZM8 81H10L11 83H9ZM18 83H17V82ZM29 81V82H28ZM40 81V82H39ZM52 82V84H54V83H56V84H59L58 86L56 85V84H54L55 85V87H54V85H52L51 84V82ZM75 81V82H74ZM84 81H86L85 83H84ZM94 81H96L95 83H94ZM100 81V82H99ZM115 81H116V83H115ZM130 81V82H129ZM137 81V82H136ZM148 81V82H147ZM157 81V82H156ZM181 81V82H180ZM199 81V82H198ZM206 83H204V82ZM211 81V82H210ZM215 81V82H214ZM222 81H224L223 82V84H222ZM231 81H234V82H231ZM259 81V82H258ZM3 82V83H2ZM31 82H35V83H31ZM39 82V83H38ZM43 82V84L42 85H40L41 83ZM87 82H88V85L90 86V87H88L87 86ZM92 82V86L90 85V83ZM101 82H102V84H101ZM104 82H106V83H109V84H106V83H104ZM150 82H152V83H150ZM200 82H202V83H200ZM208 82H210V83H208ZM226 82H227V84H226ZM229 82V83H228ZM242 83V85H241V83ZM8 85V86H6V84ZM23 83V84H22ZM28 83H29V85H28ZM45 83V84H44ZM80 84L81 85V89H80V85L77 87V89H75V91H76V93H75V91L72 89V87H71V85L73 86V85H75V84ZM83 83L84 84H86L85 85V87H83L84 85H83ZM93 83H94V85H97V87L99 88H96V87H94L93 86ZM123 83H125V84H123ZM130 83V84H129ZM150 84V86L148 85V84ZM156 83V84H155ZM157 83H159V84H157ZM168 83V84H167ZM213 83H215V85L213 84ZM248 85H247V84ZM252 83V84H251ZM253 83H255V85L253 84ZM27 84V85H26ZM35 84H36V86H35ZM46 84H47V86H46ZM52 86H50V85ZM107 86H105V85ZM161 84V85H160ZM199 84H200V86H199ZM213 84V85H212ZM222 84V85H221ZM245 84H246V86H248V87H245L244 88V86H245ZM259 84V85H258ZM23 85V86H22ZM44 85V86H43ZM67 86V87H64V86ZM69 85V86H68ZM116 85V86H115ZM121 85V86H120ZM130 85V86H129ZM133 85V86H132ZM137 85V86H136ZM146 86L147 88H145L144 86ZM155 85H157L156 87H155ZM158 85H159V88H158ZM179 85H181V86H179ZM206 85L208 86V85H210V86H208V90H207V88H206ZM235 85H237L236 87H235ZM239 85V86H238ZM5 86V87H4ZM18 86V87H17ZM20 86H22V87H20ZM30 86V87H29ZM40 86V87H39ZM42 86V87H41ZM48 87V88H46V87ZM87 86V87H86ZM100 86V87H99ZM105 86V87H104ZM109 86V87H108ZM112 86V87H111ZM122 86H123V88H122ZM135 86V87H134ZM149 86V87H148ZM152 86V87H151ZM161 86V87H160ZM162 86L163 87H165L164 89H162ZM170 86V87H169ZM213 86V87H212ZM224 86V87H223ZM250 86V87H249ZM263 86V87H262ZM15 87V88H14ZM27 88L28 90H23L24 88ZM29 87V88H28ZM44 87V88H43ZM60 87H61V89H60ZM70 87H71V89H70ZM83 87V88H82ZM112 89H111V88ZM114 87H115V89H114ZM118 87H120V88H118ZM131 87H132V89H131ZM145 88V89H147V90H149L150 91V93L148 94V92L149 91H146V93H145V91H143V89L141 90V92H139L140 90H138V91H136V92H138V94L139 95H141V96H139L138 94H135L133 91H135V90H137V89H140V88ZM181 87V88H180ZM183 87V88H182ZM233 87H235V89L233 88ZM242 87V88H241ZM251 87H252V89H251ZM254 87V88H253ZM258 87H259V89H258ZM10 88H12L13 90H14V92L12 91V89H10ZM33 88V89H32ZM38 88H41V89H38ZM67 88H69V89H67ZM84 88H86V90L88 89V91H89V93H86V91L84 90ZM89 88H91V89H89ZM96 88V89H95ZM100 88H102V89H100ZM106 88V89H105ZM128 88H130V89H128ZM150 88V89H149ZM169 90H168V89ZM174 88V89H173ZM210 88H211V90H210ZM239 88H240V90H239ZM6 89V90H5ZM53 89V90H52ZM57 91H56V90ZM63 89H64V92H63ZM65 89L68 91V93H66L65 92ZM95 89V90H94ZM111 89V90H110ZM121 89V90H120ZM135 89V90H134ZM155 89H157V90H155ZM170 89H172L171 91L172 92H170V95H169V92L168 91H170ZM177 89V90H176ZM217 91H216V90ZM220 89V90H219ZM231 89V90H230ZM242 89V90H241ZM244 89V90H243ZM249 89H251V90H249ZM3 90V91H2ZM8 90V91H7ZM18 90H20V91H18ZM37 90L39 91V92H37ZM47 90V91H46ZM49 90V91H48ZM52 90V91H51ZM55 90V91H54ZM60 90H62L61 92H60ZM73 92H72V91ZM79 90V91H78ZM99 90V91H98ZM120 90V91H119ZM154 90V91H153ZM166 90H167V92H166ZM207 90V91H206ZM254 90V91H253ZM256 90V91H255ZM6 91V92H5ZM11 91V92H10ZM21 91H22V93H21ZM29 93H28V92ZM42 91V92H41ZM70 91V92H69ZM106 91H107V93H106ZM109 91V92H108ZM125 91H127V92H125ZM135 94V96L136 97H134V94L132 93V92ZM152 91V92H151ZM157 91H161V92H157ZM180 91H182V92H180ZM221 91H222V93H221ZM225 91V92H224ZM236 91V92H235ZM27 92V93H26ZM35 92V93H34ZM77 92H79V93H77ZM82 92V93H81ZM83 92H85V93H83ZM110 92H111V94H110ZM117 92H118V94H117ZM120 92H122V93H120ZM129 92H131V93H129ZM155 92V93H154ZM163 92V93H162ZM175 92H177V94L175 93ZM209 92V93H208ZM215 92H216V94H215ZM232 94H230V93ZM242 92V94L244 95V97H243V95L242 94H240V93ZM254 92V93H253ZM2 93V94H1ZM10 93V94H9ZM24 93V94H23ZM32 93V94H31ZM33 93H34V95H33ZM90 93L92 94V96L90 95ZM98 94V96H97V94ZM116 93V94H115ZM123 93H125V95H123ZM152 93V94H151ZM160 93V94H159ZM190 93V94H189ZM208 93V94H207ZM218 93V94H217ZM219 93H221V94H219ZM235 93V94H234ZM9 94V95H8ZM12 94V95H11ZM16 94V95H15ZM17 94H19V95H17ZM29 94H31V95H33V96H31V95H29ZM86 94V95H85ZM93 94H95V96H97L96 97V99H95V97L93 96ZM113 94H115V95H113ZM127 94V95H126ZM144 94H147L146 96L147 97H145V95ZM151 94V95H150ZM153 94H155V95H153ZM175 94V95H174ZM182 94H183V96H182ZM237 94H238V96H237ZM247 94V95H246ZM12 97H11V96ZM23 95V97L21 98V96ZM27 95H28V97H27ZM36 95V97H34ZM110 96V99H107V98H109V96ZM128 95H132V97L131 96H128ZM144 95V96H143ZM149 95V96H148ZM157 95H159L158 96V98H157ZM163 95H165V96H163ZM169 95V96H168ZM172 95H173V98L175 99H173L172 98ZM191 95H193V96H191ZM195 95V96H194ZM220 95V96H219ZM241 95V97H239ZM5 96H7V97H5ZM15 97V99H14V97ZM17 96H18V99H17ZM82 96V97H81ZM85 96V98H83ZM87 96V97H86ZM151 96V97H150ZM174 96H176V97H178V98H176V97H174ZM182 96V97H181ZM197 96V97H196ZM213 98H216V100L215 99H212V97ZM218 96V97H217ZM228 96L230 97V98H228ZM232 96V97H231ZM235 96V97H234ZM237 96V97H236ZM255 96V97H254ZM257 96V97H256ZM261 96H263V97H261ZM20 97V98H19ZM30 97V98H29ZM34 97V98H33ZM39 97V98H38ZM107 97V98H106ZM116 97V98H115ZM123 97H125V98H123ZM126 97H127V101H126ZM133 97H134V99H133ZM146 98V100H148V102H146V100L144 99V98ZM152 97H153V99H152ZM155 97H156V99L157 100H160V101H157L156 99H155ZM167 99H166V98ZM188 97V98H187ZM194 97V98H193ZM222 97V98H221ZM233 97L234 98H236V99H233ZM246 97V98H245ZM248 97V98H247ZM261 97V98H260ZM6 98H7V100H6ZM8 98H10V99H8ZM12 98L14 99V100H12ZM24 98V99H23ZM27 98V99H26ZM89 98L90 99V102L92 101V103L91 104H89L90 102H89V99L87 100V99ZM93 98H94V101H93ZM99 100H98V99ZM107 99V101H106V99ZM138 98H143L142 100V102L140 101L141 99H138ZM162 98H164L163 99V101L161 100ZM170 98V99H169ZM259 98V99H258ZM19 99H21V100H19ZM41 99H43V103H42V100ZM56 99H58V100H56ZM60 99V100H59ZM79 99V100H78ZM85 99V100H84ZM92 99V100H91ZM103 99H105V101L103 102ZM121 99V100H120ZM123 99V100H122ZM155 99V100H154ZM169 99V100H168ZM181 101H179V100ZM188 99V100H187ZM221 100V101H219V100ZM228 99H229V101H228ZM17 100V101H16ZM26 100V101H25ZM28 100V101H27ZM38 100V101H37ZM47 100V101H46ZM56 100V101H55ZM131 100V101H130ZM134 100V101H133ZM137 100V101H136ZM172 100V101H171ZM187 100V101H186ZM194 100V101H193ZM240 102H239V101ZM9 101H11L10 103H8ZM15 101V102H14ZM21 101V102H20ZM29 101H31V102H29ZM50 101V102H49ZM77 101H78V103H77ZM81 101V102H80ZM97 102V101H100V102H98L97 104H99V106H96L97 104L96 103H94V102ZM120 101V102H119ZM132 101H133V103H132ZM138 101H140V102H138ZM169 101H171V102H169ZM184 101V103H182ZM196 101H197V103H196ZM214 101V102H213ZM217 101H219V102H217ZM262 101H263V103H262ZM18 102V103H17ZM27 102H28V104H30V105H28L27 104ZM38 102H39V104H38ZM48 103V105H46L45 103ZM70 102H72V103H70ZM75 102V103H74ZM105 102H106V104L107 105H105ZM130 102V103H129ZM150 102V103H149ZM163 102V103H162ZM168 102V103H167ZM192 102H193V105L195 106H193L192 105ZM231 104H229V103ZM237 102H239L240 103V106H239V103H237ZM243 102H245V103H243ZM255 102H257V103H255ZM32 103V104H31ZM34 103V104H33ZM59 103H61L60 105H59ZM82 103V104H81ZM103 103H104V105H103ZM127 103V104H126ZM156 103V104H155ZM165 103V104H164ZM171 103H172V108L171 109H169L170 107H171ZM174 103V104H173ZM188 103V104H187ZM189 103H190V105H189ZM217 103V104H216ZM233 103V104H232ZM234 103H235V105H234ZM260 103V104H259ZM6 104V105H5ZM10 104V105H9ZM18 104V105H17ZM38 105V109H36L37 107H36V105ZM42 104H43V106H42ZM122 104V105H121ZM136 104V105H135ZM149 104V105H148ZM167 104V105H166ZM187 104V105H186ZM219 104H220V106H219ZM228 104V105H227ZM242 104V105H241ZM8 105V106H7ZM40 105V106H39ZM54 105V106H53ZM77 105H79V108H78V106ZM81 105V106H80ZM86 105V106H85ZM100 105H101V107H100ZM154 105V106H153ZM175 105V106H174ZM177 105V106H176ZM190 106V107H187V106ZM216 105V106H215ZM243 105L247 108H245V107H243ZM5 106H7L6 108H5ZM15 106H17V107H15ZM26 106H28V107H26ZM45 106H47V108L48 107H50V106H52V107H50L52 110H50L49 108V110L47 109V110H44L43 111V109H46V107ZM68 106H69V108H68ZM76 108H75V107ZM84 106H85V108H84ZM91 106H92V109H91ZM109 106V107H108ZM142 106V107H141ZM143 106H144V109H143ZM150 106H153V107H151L152 109H150ZM10 107H12V108H10ZM21 107V108H20ZM22 107H23V109H22ZM73 107V108H72ZM85 109L84 111H83V108ZM87 107V108H86ZM98 107V108H97ZM103 107V108H102ZM106 107V108H105ZM122 107V108H121ZM160 107V108H159ZM165 107H168V108H165ZM206 107V108H205ZM219 107V108H218ZM228 107V108H227ZM245 110H243L242 108ZM8 108H9V110H8ZM14 108H16V109H14ZM66 108H68L67 110H66ZM71 108L73 109V110H71ZM155 108H157L156 110H155ZM165 108V109H164ZM224 108H225V111H224ZM4 110V109H6V111L4 110V111H2V110ZM12 109V110H11ZM20 109H21V111H20ZM75 109V110H74ZM86 109H89V110H86ZM93 109H95V110H93ZM100 109H101V111H100ZM107 109V110H106ZM135 109V110H134ZM163 109V110H162ZM178 109H180V110H178ZM193 109V110H192ZM14 110H16V111H14ZM26 110H27V112H26ZM38 110H40V111H38ZM64 110H66L67 112L65 113L64 112ZM77 110V111H76ZM81 110L83 111L82 113H81ZM134 112H133V111ZM138 110V111H137ZM147 110V111H146ZM158 110V111H157ZM175 110V111H174ZM188 110H190V111H188ZM206 110V111H205ZM227 110V111H226ZM11 113H10V112ZM31 112V114H30V112ZM47 111V112H46ZM50 111H51V113L52 114H54V112H55V115H52L51 113H50ZM54 111V112H53ZM70 111V112H69ZM79 111V112H78ZM96 111V112H95ZM113 113H112V112ZM150 111V112H149ZM153 111V112H152ZM170 111V112H169ZM174 111V113H171V112H173ZM177 111V112H176ZM180 111H182L181 113H180ZM188 111V112H187ZM232 111V112H231ZM235 113H234V112ZM2 112H4V113H2ZM8 113L10 116H12V117H10L8 114H6V113ZM17 112V113H16ZM21 112V113H20ZM25 112V113H24ZM33 112V113H32ZM44 112H45V114H44ZM58 112V113H57ZM62 113V114H60V113ZM76 112V113H75ZM95 113V115H94V113ZM104 112H106V113H108V114H105ZM116 112V113H115ZM141 112V113H140ZM156 113V117H155V113ZM168 112V113H167ZM186 112V113H185ZM24 113V114H23ZM27 113V114H26ZM38 113H40V114H38ZM57 113V114H56ZM81 113V114H80ZM93 113V114H92ZM100 113V115L98 116V114ZM103 113V114H102ZM146 113V115H144ZM167 113V114H166ZM242 113H243V115H242ZM12 114V115H11ZM18 114V115H17ZM43 114H44V116H43ZM50 114V115H49ZM66 114V115H65ZM120 114V115H119ZM122 114V115H121ZM150 114H152V115H150ZM164 114V115H163ZM170 114H175V115H171L170 116ZM186 114H188V117H189V119H188V117H187V115ZM192 114V115H191ZM241 114V115H240ZM31 115V116H30ZM41 115V116H40ZM47 115V116H46ZM49 115V116H48ZM78 115V116H77ZM92 117H90V116ZM102 115V116H101ZM103 115L104 116H106L105 117V119H104V117H103ZM107 115H108V117H110L111 115V117L108 119V117H107ZM122 116L123 118H125V120H123V118H122V120H121V118L119 117V116ZM134 115V116H133ZM147 115H150L151 117L150 118H152V116H153V118L155 117V119H150V118H148L149 116H147ZM166 115V116H165ZM178 115V116H177ZM185 115V116H184ZM189 115H191L192 116V118H191V116H189ZM19 116H21V117H19ZM24 116V117H23ZM33 116V117H32ZM53 116H54V118H53ZM58 116H60V117H58ZM69 116V117H68ZM71 116V117H70ZM77 116V117H76ZM87 116V117H86ZM114 116V117H113ZM116 116H118V118H116ZM137 116V117H136ZM142 118H141V117ZM144 116V117H143ZM163 116H165V117H163ZM180 116V117H179ZM195 118H194V117ZM17 117H18V119L19 120H17ZM25 117H27V119L25 118ZM28 117H29V119H28ZM42 117H43V119H42ZM45 117V118H44ZM48 117V118H47ZM72 117H74L73 118V120H72ZM94 117H96V118H94ZM127 117V118H126ZM138 117H140V118H138ZM164 119H163V118ZM169 117V118H168ZM22 118H23V122H21V120H22ZM25 118V119H24ZM38 118V119H37ZM49 118H51V119H49ZM53 118V119H52ZM78 118V119H77ZM85 118H86V120H85ZM87 118H89V119H87ZM99 118V119H98ZM103 118V119H102ZM137 118H138V120H137ZM145 118V119H144ZM147 118L148 119H150L152 122V124H153V122H154V124H155V122H156V124L155 125H152L151 126V123H150V120H149V122H148V120H147ZM175 118H176V120H175ZM183 118V119H182ZM186 118H187V120H186ZM59 119V120H58ZM74 119H75V121H74ZM96 119V120H95ZM129 119V120H128ZM143 120V121H141V120ZM162 119V120H161ZM26 120V121H25ZM28 120H31L30 122L28 121ZM34 122H33V121ZM50 120V121H49ZM56 120V121H55ZM72 120V121H71ZM82 120V121H81ZM87 120H89V121H87ZM101 120H103V123H102V121ZM104 120H106V121H104ZM114 122H113V121ZM137 120V121H136ZM154 120V121H153ZM157 120V121H156ZM161 121V123H160V121ZM171 120V121H170ZM183 120V121H182ZM184 120H186V121H184ZM193 122H192V121ZM235 120V121H234ZM237 120V121H236ZM51 121H53V122H51ZM59 121V122H58ZM66 121V122H65ZM94 121V122H93ZM109 121V122H108ZM112 121V122H111ZM175 121V122H174ZM178 121V122H177ZM190 123H189V122ZM234 121V122H233ZM239 121V122H238ZM57 122V123H56ZM66 124H65V123ZM71 122V123H70ZM73 122V123H72ZM79 122V123H78ZM86 122H88V123H86ZM91 122V123H90ZM111 122V123H110ZM116 122V124H115V127H116V129H117V132L115 133L113 130H115L114 129V125H113V123H115ZM119 122V123H118ZM123 122H125V123H123ZM128 122H130V123H128ZM138 122H140V124L138 123ZM141 122H143V123H145V125L143 124V123H141ZM167 122V123H166ZM168 122H169V124H171V125H169L168 124ZM170 122H174V123H170ZM181 122V123H180ZM192 122V123H191ZM21 123V124H20ZM29 123V124H28ZM33 125H32V124ZM35 123V124H34ZM51 123V125H48V124H50ZM53 123V124H52ZM55 123V124H54ZM63 125H62V124ZM69 125H68V124ZM76 125H75V124ZM80 125V126H82V127H77L78 126V124ZM87 125H86V124ZM107 123V124H106ZM108 123H109V125H108ZM123 123V124H122ZM128 123V124H127ZM164 125H163V124ZM177 123H178V126H180L181 128H178V126H177ZM183 123H185V124H183ZM194 123V124H193ZM242 123V124H241ZM59 124V125H58ZM65 124V125H64ZM106 124V125H105ZM126 124V125H125ZM134 124V125H133ZM160 124H162V125H160ZM167 124V125H166ZM172 124H174V125H172ZM180 124V125H179ZM187 124V127L185 128V126H183V125H186ZM190 124L192 125V126H190ZM195 124H196V127H193V126H195ZM226 124V125H225ZM232 126H231V125ZM238 124V125H237ZM22 125V126H21ZM27 125V126H26ZM62 125V126H61ZM68 125V126H67ZM72 125H74V126H72ZM101 125H103V126H101ZM105 125V126H104ZM111 125V126H110ZM133 125V126H132ZM159 125V126H158ZM167 127H166V126ZM176 125V126H175ZM189 125V126H188ZM234 125V126H233ZM54 126V127H53ZM57 126H59V128H61L62 127V129L63 130H61L60 131V129H58L57 128ZM61 126V127H60ZM70 126H72V128L70 127ZM84 126H85V128H84ZM120 126H122V127H120ZM135 126H136V128L137 127H143V126H145L144 127V129L143 128H140V130H139V128H135ZM158 126V128H157V130H156V127ZM170 128H169V127ZM172 126V127H171ZM213 126H214V128H213ZM216 126H217V128H216ZM51 129H50V128ZM64 127H66V128H64ZM103 127V128H102ZM105 127V128H104ZM119 127V128H118ZM125 127H127L126 129H128L127 130V132H125L126 131V129H125ZM130 127V128H129ZM146 127H148L147 129H145ZM152 127V128H151ZM188 127H190V129H188ZM193 127V128H192ZM218 127H220V128H218ZM223 127V128H222ZM225 127H227V128H225ZM230 127V128H229ZM243 127V128H242ZM24 128V129H23ZM42 129V128H45V130L44 129H42L41 131H40V129ZM56 128V129H55ZM76 130H75V129ZM92 128V129H91ZM102 128V129H101ZM106 128H107V131H106ZM112 128H113V130H112ZM121 128H122V132H120L121 131ZM150 128V129H149ZM161 128H163V129H161ZM167 128V129H166ZM172 128V129H171ZM176 128V129H175ZM185 128V129H184ZM191 128H192V130H191ZM204 128V129H203ZM39 129V130H38ZM67 129V130H66ZM78 129V130H77ZM87 129V130H86ZM90 131H89V130ZM108 129H109V131H111V133H113L114 132V134H111L109 131H108ZM123 129H125V130H123ZM152 129V130H151ZM162 131V133L161 132H159L160 130ZM169 129L171 130V131H169ZM181 130V132H180V134H179V131ZM186 129L188 130V131H186ZM48 130H49V132H48ZM51 130V131H50ZM75 130V131H74ZM97 130H98V132H97ZM104 131V132H102V131ZM159 130V131H158ZM163 130H166V131H163ZM177 130V131H176ZM191 130V131H190ZM220 131H222V133L220 132V134H218ZM225 131V133H224V131ZM232 130V131H231ZM236 130V131H235ZM247 132H246V131ZM38 131H40V133L38 132ZM58 131V132H57ZM59 131H60V133H59ZM64 133H63V132ZM66 131V132H65ZM74 131V132H73ZM77 131H78V134H77ZM83 133H82V132ZM100 131H101V134H100ZM134 131H135V133H134ZM137 131V132H136ZM150 132V134H149V132ZM152 131H153V136H151L152 135ZM170 133H169V132ZM173 131V132H172ZM216 131V132H215ZM235 131V132H234ZM53 132V133H52ZM97 132V133H96ZM145 134H144V133ZM148 132V133H147ZM165 132V136H163L162 134ZM214 132H215V134H214ZM218 132V133H217ZM242 132V133H241ZM37 133V134H36ZM67 133H70V134H67ZM72 133H73V135H72ZM87 133H89L88 135H87ZM92 133V135H90ZM102 133L103 134H105V135H102ZM106 133H108V135L106 134ZM120 133V134H119ZM143 133V134H142ZM175 134V135H172V134ZM192 133V134H191ZM60 134V135H59ZM65 136V135H67V136H63V135ZM78 136H77V135ZM95 134V135H94ZM98 134H100V135H98ZM109 134H111L112 136H110ZM148 134V135H147ZM203 134V135H202ZM209 134V135H208ZM41 135V136H40ZM59 135V137L60 136H63V137H60V139H58L59 137H57ZM68 135H70V136H68ZM80 135V136H79ZM87 135V136H86ZM128 135H130V136H128ZM170 137H169V136ZM172 135V136H171ZM178 135H179V137H178ZM239 135V136H238ZM39 136V137H38ZM102 136V137H101ZM111 137V139H109L110 137ZM155 136V137H154ZM167 136V137H166ZM206 137V138H202V139H200L201 137ZM232 136H234V138L232 137ZM43 137V138H42ZM75 137H76V139H75ZM104 137H106L105 139H107L108 141H106L105 139H104ZM123 137H125V138H127V137H129V138H127V140L125 139V138H123ZM153 137V138H152ZM159 137H161V139H159ZM170 138V139H167V138ZM238 139H237V138ZM39 138H40V140H39ZM72 138V139H71ZM89 138H90V140H91V138H92V141H89ZM95 138V139H94ZM120 138H123V139H125V140H123V139H120ZM132 138V139H131ZM167 140H166V139ZM219 138V139H218ZM43 139V140H42ZM63 139V140H62ZM67 140V141H65V140ZM68 139H71V140H68ZM93 139H94V141H93ZM103 140V142L101 141V140ZM129 139V140H128ZM147 139V140H146ZM151 139V140H150ZM200 139V140H199ZM211 139V140H210ZM218 139V140H217ZM240 139V140H239ZM39 140V142H36V141H38ZM75 140V141H74ZM95 140L97 141V142H95ZM112 140H115V142H117L116 143V148H115V142H113ZM119 141V143H118V141ZM137 140V141H136ZM170 140V141H169ZM173 140V141H172ZM195 140V141H194ZM216 140V141H215ZM223 140V141H222ZM228 140V141H227ZM238 140V141H237ZM31 141V142H30ZM44 141H45V143H46V145H45V143H44ZM61 141V142H60ZM73 141V142H72ZM77 141V142H76ZM81 141V142H80ZM85 141V142H84ZM123 141V142H122ZM130 141V142H129ZM134 141H136V143L134 142ZM162 141V142H161ZM165 141L167 142V143H165ZM212 141H214V142H212ZM225 141V142H224ZM226 141L228 142V143H226ZM236 141V142H235ZM249 141V142H248ZM251 141V142H250ZM253 141V142H252ZM30 142V143H29ZM76 142V143H75ZM92 142H95L94 143V145L93 146H91V143ZM102 142V143H101ZM134 142V143H133ZM140 142V143H139ZM207 142V143H206ZM222 142H223V145H222ZM229 142H231V143H229ZM241 143V145H240V143ZM35 143H36V145L38 146H36L35 145ZM38 143H39V145H38ZM60 143H61V145H60ZM77 143H78V145H77ZM79 143H80V145H79ZM99 143H100V145H99ZM129 143H130V145H129ZM132 143H133V145H135V147H133V145H132ZM178 143H179V145H178ZM181 143H182V145H181ZM213 143H214V145H213ZM225 143H226V145H225ZM250 143H251V145H250ZM254 143H255V145H254ZM34 145V146H33ZM60 147H58V146ZM82 145V146H81ZM86 145V146H85ZM97 145V146H96ZM104 145H106V146H104ZM110 145V146H109ZM112 145H113V147H114V149H113V147H112ZM122 147H121V146ZM129 146V147H127V146ZM136 145H137V147H136ZM172 145H174V146H172ZM219 145V146H218ZM231 145V146H230ZM233 145V146H232ZM235 145H237V146H235ZM36 146V147H35ZM39 146H41V147H39ZM46 146V147H45ZM61 146H62V148H61ZM70 146H72V147H70ZM78 146H80V147H78ZM90 146V147H89ZM123 146H125V147H123ZM162 146V147H161ZM176 146V147H175ZM182 146V147H181ZM205 146V147H204ZM216 146V147H215ZM32 147L33 148H35V150L34 149H32ZM59 149H58V148ZM77 147H78V150H77ZM81 147H82V149H81ZM86 147V148H85ZM90 149V151H88L87 150V153H85L86 152V149H88V148ZM119 147H121V148H119ZM139 147H140V149H139ZM181 147V148H180ZM211 147V148H210ZM219 147V148H218ZM221 147V148H220ZM238 147V148H237ZM40 148H42V149H40ZM45 148V149H44ZM74 148V149H73ZM85 148V149H84ZM98 148V149H97ZM109 148H110V150H109ZM132 148V149H131ZM135 148H136V150H135ZM143 148H144V151H143ZM170 148V149H169ZM177 148V149H176ZM218 148V149H217ZM225 148V149H224ZM226 148H228V149H226ZM48 149H49V152H48ZM60 150V151H55V150ZM67 149V150H66ZM95 149V150H94ZM120 149H121V151H120ZM123 149H125L126 151H122ZM133 149H134V151H133ZM138 149V150H137ZM172 149V150H171ZM205 149H206V152H205ZM215 149V150H214ZM219 149H221V151H219ZM223 149V150H222ZM23 150H24V152H23ZM28 150H30V151H28ZM37 150H38V152H37ZM104 150H105V152H104ZM112 150V151H111ZM118 150H119V153H118ZM146 150V151H145ZM238 150V151H237ZM32 151V152H31ZM35 151V152H34ZM42 151V152H41ZM67 151V152H66ZM77 151V154H74L75 152ZM84 151V152H83ZM95 151V152H94ZM104 152V155H103V152ZM131 151H133V153L131 152ZM136 151H137V153H136ZM232 154H230L229 152ZM26 152H27V154H26ZM34 152V153H33ZM37 152V153H36ZM42 153V155L43 154H45L44 156V158H43V156L40 154V153ZM44 152H46V153H44ZM57 152V153H56ZM67 153V155H66V153ZM71 152V153H70ZM80 152V155L78 156V153ZM90 152V156H89V153ZM95 154H94V153ZM101 152V153H100ZM112 154H111V153ZM121 152H122V154H121ZM205 152V153H204ZM218 152V153H217ZM238 152V153H237ZM12 155H11V154ZM33 153V154H32ZM63 153V154H62ZM68 153H70V154H68ZM73 153V154H72ZM108 153H109V155H108ZM126 153V154H125ZM129 153H131V155H129ZM143 153V154H142ZM147 153V154H146ZM178 153V154H177ZM210 153V154H209ZM229 153V154H228ZM32 155V157H31V155ZM49 154V155H48ZM57 154V155H56ZM60 154V155H59ZM62 154V155H61ZM86 154V155H85ZM98 154H100L99 155V157H98ZM105 154H106V156H105ZM121 154V155H120ZM139 154V155H138ZM142 154V155H141ZM158 154V155H157ZM161 154V155H160ZM213 154H214V156H213ZM4 155V157H2ZM16 155H17V157H16ZM36 155H37V157H36ZM55 156V157H53V156ZM59 155V156H58ZM73 157H72V156ZM75 155H77V156H75ZM85 155V156H84ZM95 155V156H94ZM112 155H113V157H112ZM120 155V156H119ZM127 155L129 156V157H127ZM159 155L162 157H159ZM208 155V156H207ZM227 155V157H225ZM261 155H262V157H261ZM5 156H7V157H5ZM12 156H14V157H12ZM48 156V157H47ZM49 156L51 157V158H49ZM61 156V157H60ZM80 156H82V157H80ZM103 156V157H102ZM109 156V157H108ZM123 156V157H122ZM131 156V157H130ZM141 156V157H140ZM144 156H145V158H144ZM157 156H158V158H157ZM39 157H41V158H39ZM47 157V158H46ZM52 157L54 158L53 159V161H52ZM59 157V158H58ZM63 157V158H62ZM64 157H66V159H64ZM70 157V158H69ZM89 157H90V159H89ZM98 157V158H97ZM101 157H102V159H101ZM104 157H106V158H104ZM113 159H112V158ZM125 157H127V158H125ZM149 157V158H148ZM177 157V158H176ZM198 157V158H197ZM207 157H209V158H207ZM215 157V158H214ZM256 157H258L257 159H261V160H257L256 159ZM55 158H58V159H55ZM97 158V159H96ZM104 158V159H103ZM115 158V159H114ZM129 158H134L133 160H131V159H129ZM141 158V159H140ZM155 160H154V159ZM162 160H161V159ZM175 158H176V160H175ZM5 159V160H4ZM38 161H37V160ZM45 159V160H44ZM49 159H51V160H49ZM63 159V160H62ZM67 159H68V163H67ZM83 160V162H82V160ZM85 159H89V160H85ZM93 159V160H92ZM100 159V160H99ZM107 161H106V160ZM127 161H126V160ZM136 159V160H135ZM143 159V160H142ZM179 159V160H178ZM198 159L200 160V161H198ZM204 159V160H203ZM213 159V160H212ZM215 159L217 160V161H215ZM227 160L226 162L228 163H226L225 161V163L223 162V161H221V160ZM231 159H233V160H231ZM236 159V160H235ZM14 160V161H13ZM44 160V161H43ZM56 160V161H55ZM66 160V161H65ZM96 160V161H95ZM102 160V161H101ZM110 160H112L111 162H110ZM118 160V161H117ZM135 160V161H134ZM139 160V161H138ZM147 160V161H146ZM152 160V161H151ZM193 160V161H192ZM202 160V161H201ZM229 160V161H228ZM230 160H231V162L232 163H230ZM48 161L49 162H52V163H48ZM62 161H63V164H62ZM77 161V162H76ZM101 161V162H100ZM104 161V162H103ZM117 161V162H116ZM120 161V162H119ZM133 161H134V163H133ZM154 161H155V163H154ZM181 161V162H180ZM45 162V163H44ZM87 162V163H86ZM96 162V163H95ZM99 162H100V165H99ZM104 163V165H103V163ZM105 162H106V164H105ZM116 164H115V163ZM128 162H129V164H128ZM143 162V167H142V165H139V164H141ZM164 162V163H163ZM204 162V163H203ZM215 162V163H214ZM223 162V163H222ZM240 162H244V163H241V164H239ZM263 162V163H262ZM43 163V164H42ZM65 163V164H64ZM90 163V164H89ZM101 163H102V165H101ZM112 163H114V164H112ZM123 163V164H122ZM126 163V164H125ZM136 163V164H135ZM145 163H146V165H145ZM156 163H158V165L156 164ZM161 163V164H160ZM178 163V164H177ZM208 163H209V165H208ZM218 163H220V165L218 164ZM255 163V164H254ZM260 163H262L263 164V166H262V164H260ZM55 164H57V165H55ZM58 164H59V166H60V164H61V166L60 167H58L57 168V166H58ZM82 164H84V165H86L85 167H84V165H82ZM98 165V166H95L94 167V165ZM113 165V167H112V165ZM119 164V166H120V164H122L120 167L118 166V169H119V171L117 170V168H116V166ZM127 164L129 165V167H127ZM135 164V165H134ZM155 165L156 164V166L154 167L153 165ZM160 164V165H159ZM188 164V165H187ZM215 164H216V166H215ZM254 164V165H253ZM261 166H260V165ZM50 165V166H49ZM62 165H63V170L60 172V170L59 169H62ZM81 165V169L79 170V166ZM87 165H88V167H87ZM109 167H108V166ZM116 165V166H115ZM170 165H171V168H170ZM206 165V166H205ZM219 165V166H218ZM227 165H230V166H227ZM259 165V166H258ZM66 166V167H65ZM68 166H69V168H68ZM93 166V167H92ZM114 166H115V169H114V171L112 170L113 168H114ZM123 166V167H122ZM130 166H132L131 167V169H130ZM135 166V167H134ZM147 166H148V168H147ZM178 166V167H177ZM209 168H208V167ZM214 166V167H213ZM222 168H221V167ZM256 166V167H255ZM258 166V167H257ZM76 167H78L77 169L78 170H75L76 169ZM103 167V168H102ZM104 167H106V168H104ZM126 167V168H125ZM134 167V168H133ZM146 167V168H145ZM156 167H158V168H156ZM168 167H169V169H168ZM217 167H219V169L217 168ZM244 167V168H243ZM48 168V169H47ZM68 168V169H67ZM86 168H88V169H86ZM102 168V169H101ZM122 168H125V169H122ZM162 168V169H161ZM173 168V169H172ZM178 168V169H177ZM208 168V169H207ZM214 168H216L215 170H214ZM228 170H226V169ZM56 169V170H55ZM66 171H65V170ZM70 169V170H69ZM72 169V170H71ZM91 169H92V172H91ZM107 169V170H106ZM121 169V170H120ZM137 169V170H136ZM143 169V170H142ZM146 169H148L147 171H146ZM160 169V170H159ZM45 170V171H44ZM84 170V171H83ZM86 170V171H85ZM180 170V172H178ZM183 170V171H182ZM213 170V171H212ZM249 170V171H248ZM253 170V171H252ZM44 171V172H43ZM53 171H54V173H53ZM58 171V172H57ZM73 171V172H72ZM78 171H79V173H78ZM105 171H106V173H105ZM115 171H116V173H115ZM118 171V172H117ZM127 171V172H126ZM132 171V172H131ZM135 171H136V173H135ZM155 171V172H154ZM185 171H186V173L188 174H186L185 173ZM216 171H217V173H216ZM227 171V172H226ZM261 171H263V172H261ZM46 172V173H45ZM57 172V173H56ZM86 172V173H85ZM91 172V173H90ZM95 172V173H94ZM101 172H102V174H103V176H102V174H101ZM114 172V173H113ZM122 174H121V173ZM123 172H125V173H123ZM148 172H150V173H148ZM212 172H213V174H212ZM215 172V173H214ZM222 172H224V173H222ZM251 172V173H250ZM259 172H261V173H259ZM58 173H59V175H58ZM60 173H63V174H60ZM67 173V174H66ZM69 173V174H68ZM73 173H74V175H73ZM82 173V174H81ZM97 173V174H96ZM120 174V176H118V175H116V174ZM144 173V174H143ZM154 173V174H153ZM160 174V176H159V174ZM221 173V174H220ZM84 174H86V175H84ZM88 174V175H87ZM91 174V175H90ZM101 174V175H100ZM111 174H113V178H111ZM126 174H127V176H126ZM132 175V176H130V175ZM135 174H137V175H135ZM170 174V175H169ZM184 174V175H183ZM218 174V175H217ZM223 174V175H222ZM262 174V175H261ZM66 176L65 177V179H64V177H62V176ZM78 175V176H77ZM81 175V176H80ZM83 175V176H82ZM90 175V176H89ZM146 175V176H145ZM149 175H150V177H149ZM155 176V178L154 177H152V176ZM179 175V176H178ZM190 175V176H189ZM243 175H245V177L242 179V177H243ZM248 175V176H247ZM260 175V176H259ZM73 176H74V179H73ZM76 176V177H75ZM89 176V177H88ZM106 176V177H105ZM131 178H130V177ZM135 176V177H134ZM171 177V179H170V177ZM183 176V177H182ZM217 177V180H215V178ZM246 176H247V178H246ZM56 177H58V178H56ZM69 177H70V179H69ZM84 177V178H83ZM104 178V180L102 179V178ZM119 179H118V178ZM122 177V178H121ZM133 177V178H132ZM139 177V180L137 179ZM153 179H152V178ZM179 177V178H178ZM185 177H186V180H185ZM193 179H192V178ZM221 177V178H220ZM223 177V178H222ZM61 178V179H60ZM78 178V179H77ZM83 178V179H82ZM89 178V179H88ZM94 178H97V179H94ZM158 178V179H157ZM176 178V179H175ZM219 178V179H218ZM225 178H227V179H225ZM236 178H237V180H236ZM59 179V180H58ZM109 179H110V181H109ZM125 179H127L126 181H125ZM134 179V180H133ZM138 181H137V180ZM174 179V180H173ZM183 179V180H182ZM222 179V180H221ZM224 179V180H223ZM231 179H233V181L231 180ZM235 179V180H234ZM242 179V180H241ZM252 179V180H251ZM259 179V180H258ZM261 179V180H260ZM54 182H53V181ZM74 180V182H72ZM100 180H102V181H100ZM107 180V181H106ZM111 180H113L112 181V183H111ZM120 180V181H119ZM170 180H172V181H170ZM240 181V184H238L239 183V181ZM263 180V181H262ZM43 181H44V183H43ZM59 181V182H58ZM81 181V182H80ZM84 181V182H83ZM86 181V182H85ZM116 181V182H115ZM130 181H133V184H132V182H130ZM134 181L136 182V183H134ZM215 181H217V184H219V185H217L216 184V182ZM237 181V182H236ZM246 181V182H245ZM258 181V182H257ZM52 182V183H51ZM60 182H61V185L59 186V184H60ZM72 184H71V183ZM76 182V183H75ZM88 182V183H87ZM91 182V183H90ZM108 182H109V184H110V186H109V184H108ZM145 184H144V183ZM150 182H151V185H150ZM172 182V183H171ZM175 182V183H174ZM215 182V183H214ZM225 182V183H224ZM243 182H245V183H243ZM52 185V184H54V185H50V184ZM67 183H69V185L71 184V186H69V185H67ZM74 183V184H73ZM87 183V184H86ZM90 183V184H89ZM97 183V184H96ZM102 183V184H101ZM107 183V185L105 186L104 184H106ZM115 183V184H114ZM118 183H119V185H121L120 187H119V185H118ZM142 183H143V185H142ZM173 183H174V185H173ZM184 183H186V184H184ZM192 183L193 184H195V186L193 185L192 186ZM45 186H44V185ZM49 184V185H48ZM58 184V185H57ZM79 184H80V186H79ZM89 184V185H88ZM113 184V185H112ZM140 184V185H139ZM178 185V186H176V185ZM225 184V185H224ZM243 184V185H242ZM48 186V189H47V186ZM73 185H76V187L75 186H73ZM95 185V186H94ZM104 185V186H103ZM114 185H115V187H114ZM134 185V186H133ZM135 185H137V186H135ZM142 185V186H141ZM157 185V186H156ZM163 185H164V187H163ZM186 185H188V186H186ZM239 185H242V187L241 186H239ZM255 185H256V187H255ZM257 185H259L258 187H257ZM261 185L263 186V188L261 187ZM2 186V187H1ZM57 186H58V188H57ZM62 186V187H61ZM77 186H79V187H77ZM87 186H90V187H88L87 188ZM94 186V187H93ZM111 186H113V188L111 187ZM116 186H117V189H116ZM130 186H133V187H131L130 188ZM183 186H184V188H183ZM244 186V187H243ZM253 186V187H252ZM42 187V188H41ZM54 187H55V190H52V189H54ZM82 187H84V189L82 188ZM96 189L97 187V190H94L93 191V189ZM101 187V188H100ZM110 189H109V188ZM118 187H119V190H118ZM134 187H136V188H134ZM140 187V188H139ZM148 188V189H144V188ZM152 187V188H151ZM187 187V188H186ZM194 187V188H193ZM261 187V188H260ZM40 188V189H39ZM57 188V189H56ZM77 188V189H76ZM89 188H90V190H89ZM121 188V189H120ZM140 190H139V189ZM142 188V189H141ZM158 188V189H157ZM240 188V189H239ZM253 188V189H252ZM4 191H3V190ZM16 189H17V191H16ZM79 189V190H78ZM91 189H92V191H91ZM99 189V190H98ZM104 189V190H103ZM151 189H153V191L151 190ZM156 189H157V191H156ZM241 189H242V192H244L243 194L244 195H242V193H240L241 192ZM246 189V190H245ZM41 190V191H40ZM49 190L51 191V192H49ZM87 190V191H86ZM106 190V191H105ZM110 190V191H109ZM120 190H121V192H120ZM126 190V191H125ZM133 190V191H132ZM135 190V191H134ZM140 192H139V191ZM162 190H163V192H162ZM165 190V191H164ZM166 190H167V192H168V194L166 193ZM186 190V191H185ZM193 190V192H194V196H193V193L191 192ZM195 190V191H194ZM197 190V191H196ZM249 190V191H248ZM10 191V192H9ZM11 191H12V193H11ZM23 191H25V196H23L24 194V192ZM39 191H40V193H39ZM72 191V192H71ZM78 191L80 192V193H78ZM82 191H84L85 193L83 194V193H81ZM102 191V192H101ZM117 191H119V192H117ZM128 191H129V193H128ZM150 191V192H149ZM159 191H160V193H159ZM180 191V192H179ZM185 191V192H184ZM247 191V192H246ZM263 191V192H262ZM20 192V194L18 195V193ZM22 192V193H21ZM43 192V193H42ZM47 194H46V193ZM54 192V193H53ZM73 192H74V194H73ZM88 192H93L94 194H92V195H90V193L88 194ZM96 192V193H95ZM111 192V193H110ZM116 192V193H115ZM122 192H123V194H122ZM137 192H139V193H137ZM143 192V193H142ZM154 192V193H153ZM157 192V193H156ZM191 192V193H190ZM198 192V193H197ZM212 192V193H211ZM249 192H252V194L251 193H249ZM3 193V194H2ZM38 193V194H37ZM101 195H100V194ZM107 193V194H106ZM112 193H114V194H112ZM121 195H120V194ZM128 194L127 196H126V194ZM132 193V194H131ZM142 193V194H141ZM145 193H151V195L152 196H150L149 194L148 195H146ZM183 193H184V195H183ZM188 193V194H187ZM203 193V194H202ZM254 193H255V196L253 197V195H254ZM257 193V194H256ZM9 194V195H8ZM11 194H12V196H11ZM39 195V196H37V195ZM52 194V195H51ZM76 194H78L77 196H76ZM86 194V195H85ZM96 194V195H95ZM103 194V195H102ZM136 194H140V198H139V196H137ZM154 194V195H153ZM234 194V195H233ZM247 194V195H246ZM251 194V195H250ZM260 194V195H259ZM3 195H5V196H3ZM44 195V197L42 198L41 196H43ZM47 195V196H46ZM88 195V196H87ZM105 195V196H104ZM106 195H109V196H107L106 197ZM122 195H125V197H121ZM130 195V196H129ZM133 195V196H132ZM156 195H159V197L158 196H156ZM186 195V196H185ZM206 195H207V197H206ZM208 195H209V197H208ZM263 195V196H262ZM8 196V197H7ZM16 196V197H15ZM45 196H46V199H44L45 198ZM48 196L50 197V198H48ZM70 196V197H69ZM90 196H91V199H89L90 198ZM104 196V197H103ZM141 196H143V197H141ZM145 196V197H144ZM170 196H172L171 198H170ZM177 196V197H176ZM231 196H233L232 198L233 199H231ZM236 197V199H235V197ZM238 196V197H237ZM252 196V197H251ZM5 197V198H4ZM21 197V198H20ZM23 197H24V199H23ZM28 197V198H27ZM37 197V198H36ZM86 198V200H85V198ZM89 197V198H88ZM93 197H94V199H96V200H93ZM103 199H102V198ZM130 197V198H129ZM137 197V198H136ZM151 197H152V199H151ZM166 198V199H164V198ZM204 197V198H203ZM218 197V198H217ZM248 197V198H247ZM263 197V198H262ZM13 200H12V199ZM33 198V199H32ZM35 198V199H34ZM38 198H40L41 200H44V201H41L40 199H38ZM52 198V199H51ZM57 198H58V200H57ZM65 198L67 199L68 198V203L66 202V200H65ZM81 198V199H80ZM100 198V199H99ZM105 198H109L110 200H111V202H112V206H111V202L109 201V200H106ZM118 200H117V199ZM134 198V199H133ZM141 198H143V199H145V200H143V199H141ZM147 198H148V200H147ZM151 199V201H150V199ZM174 198V199H173ZM197 198V199H196ZM199 198V199H198ZM207 198V199H206ZM244 198V199H243ZM258 198V199H257ZM7 199V200H6ZM9 199V200H8ZM26 199V200H25ZM51 201H49V200ZM69 199H71L70 201H69ZM79 199V200H78ZM97 199H99L100 200V203H99V201L97 200ZM113 199V200H112ZM114 199H115V201H114ZM130 199V200H129ZM139 199V200H138ZM154 199H156V200H154ZM158 199H159V202H161V203H159L158 202ZM162 199V200H161ZM172 199V200H171ZM176 199V200H175ZM177 199H179V200H177ZM219 199V200H218ZM237 199H240V201L239 200H237ZM251 201V202H254L255 203V205L253 204V203H251L249 200ZM255 199V200H254ZM11 200V201H10ZM23 200V201H22ZM27 200H29V202L27 201ZM38 200V201H37ZM45 200L47 201V203L45 204L44 202H45ZM74 200V201H73ZM76 200H77V202L78 203H76ZM80 200H81V202H80ZM84 200V201H83ZM88 200V201H87ZM102 200H104V201H102ZM105 200H106V202H105ZM125 200H127V201H125ZM129 200V201H128ZM132 200H134V201H132ZM147 200V201H146ZM168 200V201H167ZM174 200V201H173ZM182 202H181V201ZM217 200V201H216ZM226 200H230V201H226ZM246 200V201H245ZM24 201H27V202H24ZM41 201V202H40ZM52 201H54V202H52ZM87 201V202H86ZM93 201V202H92ZM136 201V202H135ZM139 201H143L142 203H139L138 204V202ZM149 201V202H148ZM178 201V202H177ZM204 201V202H203ZM224 201V202H223ZM239 201V202H238ZM243 201H245L244 203H243ZM248 201V202H247ZM12 204H11V203ZM15 202V203H14ZM32 202V203H31ZM35 202V203H34ZM39 202V203H38ZM50 202V203H49ZM64 202V203H63ZM66 202V203H65ZM84 202H86V204L84 203ZM92 202V203H91ZM110 204H109V203ZM114 202H116V203H114ZM117 202L119 203V204H117ZM128 202V203H127ZM132 202V203H131ZM146 202V203H145ZM152 202V203H151ZM157 202V203H156ZM170 202H177L176 204L175 203H173V204H171L170 205ZM184 202V203H183ZM190 204V205H188V203ZM237 202V203H236ZM247 202V203H246ZM73 203V204H72ZM81 203V204H80ZM94 203H95V205H94ZM113 203H114V205H113ZM149 203V204H148ZM215 203V204H214ZM220 203V204H219ZM221 203H222V205H221ZM223 203H225V206L226 207H224V204ZM230 203H233V205H235V206H233L232 204H230ZM238 203H239V205H238ZM34 204H36L37 206H35ZM49 204H51L50 206H49ZM63 204V205H62ZM71 205V207H70V205ZM101 204V205H100ZM107 204V205H106ZM127 204H128V206H127ZM162 205L161 207H160V205ZM167 204V205H166ZM177 204H179V205H177ZM187 204V205H186ZM227 204H229V205H231V207L228 205L227 206ZM242 204V205H241ZM253 204V205H252ZM93 205V206H92ZM103 205V206H102ZM110 205V206H109ZM140 205V206H139ZM158 205V206H157ZM219 205H221V206H219ZM237 205V206H236ZM245 205V206H244ZM48 206V208H46ZM86 206V207H85ZM92 206V207H91ZM94 206L95 207H97L96 209L94 208ZM109 206V207H108ZM113 206H115V207H113ZM136 206V207H135ZM146 206V207H145ZM188 206V207H187ZM193 206V207H192ZM210 206V207H209ZM216 206V207H215ZM13 207V208H12ZM35 207H37V208H35ZM39 207H40V209H39ZM59 207H61V209H59ZM65 207H67V208H65ZM69 207L71 208V209H69ZM92 209H91V208ZM101 207V208H100ZM103 207L104 208H106V211H104V213L103 212H101L100 210H102L103 211ZM107 207H108V209H107ZM128 208V209H126V208ZM145 207V208H144ZM168 207V208H167ZM180 207V208H179ZM185 208V209H183V208ZM214 207V208H213ZM225 209H224V208ZM231 208V209H229V208ZM233 207V208H232ZM236 209H235V208ZM5 208L6 209H8V211L7 210H5ZM12 208V209H11ZM44 208H46V209H43ZM52 208V209H51ZM75 208H77V209H75ZM90 208V209H89ZM112 208V209H111ZM121 208H122V210H121ZM132 210H131V209ZM154 208H155V210H154ZM156 208H157V210H156ZM160 208H161V210H160ZM221 208V209H220ZM223 208V209H222ZM240 208H242L243 210H240ZM4 209V210H3ZM40 211H39V210ZM41 209H42V212H41ZM73 209H75V210H73ZM80 209H82V210H80ZM98 209H99V211H98ZM123 209H125V210H123ZM142 209V210H141ZM145 209V210H144ZM172 209H175V210H172ZM176 209H177V211H176ZM178 209H179V211H178ZM183 209V210H182ZM188 209H189V213L187 212L188 211ZM218 211H217V210ZM244 209L246 210V212L244 211ZM20 210V211H19ZM56 210V211H55ZM60 210H61V214L59 213L60 212ZM63 210V211H62ZM72 210V212H74V213H70V211ZM105 210V209H104ZM110 210H113V211H110ZM128 210H130L129 212H130V214H128L129 212H128ZM170 210H172V211H170ZM182 210V211H181ZM185 210H187L186 212L187 213H185ZM210 210V211H209ZM214 210V211H213ZM220 210L222 211H224V212H226V213H224V216H222V213H223V211H222V213L220 212ZM229 210V211H228ZM232 210V211H231ZM238 210V211H237ZM7 211V212H6ZM12 211H14V214H13V212ZM55 211V212H54ZM66 211V212H65ZM77 213H76V212ZM82 211V212H81ZM84 211V212H83ZM90 211V212H89ZM94 212V214H93V212ZM97 211V212H96ZM107 211H109V212H107ZM123 211V212H122ZM142 211V212H141ZM153 211V212H152ZM157 211H159V212H157ZM184 211V212H183ZM215 211H217L216 213H214ZM243 211V212H242ZM249 211V212H248ZM18 214H17V213ZM58 212V213H57ZM87 212V213H86ZM99 212H100V214H99ZM106 212H107V214H106ZM119 212V213H118ZM122 212V213H121ZM143 212H144V214H143ZM161 212V213H160ZM175 212H176V214H175ZM179 212H180V214H179ZM183 212V213H182ZM211 212V213H210ZM214 214H213V213ZM230 214H229V213ZM248 212V213H247ZM257 212V213H256ZM11 214L12 216H14V215H16L17 214V216H15V217H12L11 218V215H8V214ZM26 215H24V214ZM57 213V214H56ZM65 213V214H64ZM66 213H67V217H66ZM82 213V214H81ZM86 213V214H85ZM114 213H115V215H114ZM118 213V214H117ZM123 213H125V214H123ZM127 213V214H126ZM142 213V214H141ZM147 213V214H146ZM179 215H178V214ZM219 213H220V215H219ZM233 215H232V214ZM237 213V214H236ZM242 213H243V215H242ZM248 215H247V214ZM102 214V215H101ZM151 214H153L152 216H151ZM160 214V215H159ZM184 216H183V215ZM212 214V215H211ZM216 214V215H215ZM229 215V217H227V215ZM241 214V215H240ZM244 214H245V216H244ZM251 214H254V215H251ZM6 215L8 216V217H6ZM25 217H24V216ZM39 215V216H38ZM51 215V217H49ZM58 215V216H57ZM60 215V216H59ZM71 215V216H70ZM90 215H93V216H90ZM98 215V216H97ZM104 215V216H103ZM108 215V216H107ZM120 215H121V217H120ZM123 215H125V216H123ZM132 215V216H131ZM142 215H143V217H142ZM161 216V218L163 217V219H161L162 220V222H161V220H160V218L159 217H156V216ZM163 215V216H162ZM169 215V216H168ZM190 215V216H189ZM219 217H218V216ZM233 217V216H235V217H231V216ZM35 216V217H34ZM57 216V217H56ZM76 216V217H75ZM79 216V217H78ZM89 216V217H88ZM100 216V217H99ZM104 218H106V219H104ZM116 216H118V217H116ZM122 216L123 217H125V218H123V220H122ZM137 216V217H136ZM150 218H149V217ZM173 216V217H172ZM182 216V217H181ZM187 216V217H186ZM204 216V217H203ZM214 216H215V218H214ZM250 216V217H249ZM258 216V217H257ZM1 217H0V219H1ZM9 217H10V219H9ZM41 217V218H40ZM49 219H48V218ZM66 217V218H65ZM85 217V218H84ZM96 217H97V219H98V221H97V219H96ZM110 219H109V218ZM116 217V218H115ZM136 218V219H134V218ZM139 217V218H138ZM140 217H142V218H140ZM177 217V218H176ZM207 217V218H206ZM211 217V218H210ZM221 217V218H220ZM253 217V218H252ZM59 218V219H58ZM64 218V219H63ZM86 218H90V219H86ZM103 218V219H102ZM113 220H112V219ZM120 218V219H119ZM127 218V219H126ZM153 218H155V219H153ZM181 220H180V219ZM183 218V219H182ZM196 218V219H195ZM213 218V219H212ZM223 218L225 219V220H227V221H225V220H223ZM228 218V219H227ZM238 219V221H237V219ZM249 218H251V219H249ZM7 219V220H6ZM32 219H33V221H32ZM50 219H51V221H50ZM53 219V220H52ZM61 219V220H60ZM63 219V220H62ZM79 219H81V220H79ZM116 219L117 220H122V222L120 221V223L122 224V225H125V226H120V223H118L119 221H116ZM141 219V220H140ZM148 219V220H147ZM167 219V220H166ZM184 219H185V221L186 222H184ZM208 219V220H207ZM209 219H211V220H209ZM221 219V220H220ZM240 219V220H239ZM248 219V220H247ZM7 222H6V221ZM29 220V221H28ZM44 220V221H43ZM66 220V221H65ZM85 220H89L88 222L87 221H85ZM94 220H96V221H94ZM107 220V221H106ZM112 220V221H111ZM127 220H129V222L127 223L126 221ZM143 220V221H142ZM170 220V221H169ZM183 220V221H182ZM216 220V221H215ZM229 220V221H228ZM231 220V221H230ZM251 220V221H250ZM3 221H5L6 222V224L3 222ZM18 221V222H17ZM22 221V222H21ZM43 221V222H42ZM45 221H46V224H43V223H45ZM76 221V222H75ZM83 221V222H82ZM101 221H102V223H101ZM104 221H106V222H104ZM110 221V222H109ZM131 221V222H130ZM149 221V222H148ZM155 221H156V223H155ZM158 221H159V223H158ZM175 221V222H174ZM177 221V222H176ZM180 221H182V222H180ZM196 221H198V222H196ZM208 221H211V222H208ZM213 221V222H212ZM219 221V222H218ZM223 221V222H222ZM243 221H245V223L243 222ZM247 221H249V222H251L250 224L252 225V227H251V225L249 224V222H247ZM253 221V222H252ZM11 222H13V223H11ZM19 222H20V225H22L23 227H21L20 225H19ZM35 222V223H34ZM41 222V223H40ZM55 222V223H54ZM58 222V223H57ZM73 222H75L74 224H73ZM91 222V223H90ZM115 223V225H114V223ZM123 222H125V223H123ZM152 222H153V224H152ZM165 222V224H163ZM167 222V223H166ZM169 222L171 223V225L169 224ZM184 222V223H183ZM192 222V223H191ZM205 222V223H204ZM232 223L231 225H230V223ZM247 222V223H246ZM18 223V224H17ZM39 223V224H38ZM81 223V226L80 227H77V226H79V224ZM90 223V224H89ZM98 223V224H97ZM108 223H112L110 226L108 225ZM117 223V224H116ZM143 223V224H142ZM147 223V224H146ZM148 223H149V225H148ZM155 223V224H154ZM160 223H162V224H160ZM174 223L175 224H177V225H174ZM181 223V224H180ZM184 224V226H183V224ZM207 223V224H206ZM211 225H210V224ZM215 223V224H214ZM239 223V224H238ZM244 223V224H243ZM5 224V226H3ZM24 224L26 225V226H24ZM40 224H41V226H40ZM61 225V227L63 226L64 227V229H62L61 227H60V225ZM69 224V225H68ZM82 224H84V225H82ZM89 224V225H88ZM94 226H93V225ZM101 224V225H100ZM105 224V225H104ZM128 226H127V225ZM131 224H133V225H131ZM152 224V225H151ZM209 224V225H208ZM212 224H213V226H212ZM217 224V225H216ZM223 226H222V225ZM250 225V226H248V225ZM262 224V225H261ZM19 225V226H18ZM38 225L40 226V227H38ZM42 225H44L45 226V229H43V230H41L42 228H44V227H42ZM54 225V226H53ZM99 226V227H97V226ZM129 225H130V227L131 228H133L134 227V229H131L130 227H129ZM142 225V226H141ZM146 225V226H145ZM151 225V226H150ZM159 225V226H158ZM168 225H169V229H168ZM174 225V226H173ZM179 225H182L181 227H179ZM187 225H189V226H187ZM208 227H207V226ZM216 225V226H215ZM219 225H220V227H219ZM237 225V226H236ZM247 225V226H246ZM3 226V227H2ZM49 228L50 226H51V230L48 232V228ZM57 226V227H56ZM89 228H88V227ZM103 226V227H102ZM107 226H109V227H107ZM111 226H112V228L113 229H115V230H113L112 228H111ZM137 226V227H136ZM139 226V227H138ZM142 228H141V227ZM147 226H149V227H147ZM154 228H153V227ZM158 226V228H156V227ZM162 226V227H161ZM166 226V227H165ZM209 226H211V227H209ZM227 226V227H226ZM15 227V228H14ZM19 227V228H18ZM31 227H33V229L31 228ZM54 228V230H53V228ZM58 227H60V229L58 228ZM68 227V228H67ZM83 227V228H82ZM88 228V230L90 231H88L87 230V228ZM93 227H95V228H93ZM96 227H97V229H98V231L97 232H95V233H93L94 231H96L97 229H96ZM105 227H106V229H105ZM117 227H119L117 230H116V228ZM164 227V228H163ZM183 227H185V228H183ZM188 227V228H187ZM213 227H215V228H213ZM222 227V228H221ZM230 227V229H228ZM249 227V228H248ZM257 227H259V228H257ZM21 228H23V229H21ZM27 228V229H26ZM40 230H39V229ZM58 228V229H57ZM65 228H66V230H65ZM78 228V229H77ZM81 228V229H80ZM92 228V229H91ZM112 229V230H110V229ZM123 228V229H122ZM145 228H146V230H145ZM151 230H149V229ZM152 228V229H151ZM160 228H162V229H160ZM179 228V229H178ZM214 229L213 231H212V229ZM223 228H225V229H223ZM234 228V229H233ZM239 228V229H238ZM247 228V230H245ZM254 228V229H253ZM255 228H257V229H255ZM10 229H12L11 231H10ZM75 229H77V230H75ZM83 229V230H82ZM84 229H86V231L88 232H84ZM101 229V230H100ZM131 230V232H130V230ZM139 229H140V231H139ZM142 229V230H141ZM160 229V230H159ZM167 229V230H166ZM173 231H172V230ZM178 229V230H177ZM185 229V230H184ZM187 229V230H186ZM203 231H202V230ZM222 231H221V230ZM232 229V230H231ZM238 229V230H237ZM252 229V230H251ZM13 230H14V232H13ZM54 231V232H51V231ZM60 230H63V231H65V232H59ZM82 233V231H83V235L82 234H80V232ZM92 230V231H91ZM108 230V231H107ZM119 230H121V231H119ZM129 230V231H128ZM135 230V231H134ZM144 230V231H143ZM152 230H153V232H152ZM155 230H157L156 232H155ZM175 230V231H174ZM211 230V231H210ZM227 230V232H225V231ZM234 230V231H233ZM240 230V233L238 232ZM258 230H260V231H258ZM16 231H19L20 232V234H19V232H16ZM45 231V232H44ZM57 231V232H56ZM106 231V233H108V235H106V233L104 234V232ZM110 231H111V233H115L114 234V236H113V234H111L110 233ZM113 231H117V233L116 232H113ZM123 231V232H122ZM138 231V232H137ZM145 232L144 234H143V232ZM160 231H162V232H160ZM167 231V232H166ZM178 231V233H175V232H177ZM186 231V232H185ZM219 231H221V233L222 234H220L219 233ZM223 231L226 233H223ZM238 233H237V232ZM248 231V232H247ZM256 231H258V232H256ZM262 231V232H261ZM2 232V233H1ZM9 232V233H8ZM119 232V233H118ZM129 232H130V234L131 233H133V234H131V235H129ZM135 232V233H134ZM149 232H150V234H149ZM158 232V233H157ZM166 232V233H165ZM169 232V233H168ZM170 232H171V234H170ZM184 232H185V235L186 234H188L187 236H185V235H183L184 234ZM202 232V233H201ZM218 234H217V233ZM235 232H236V235H231V236H229L230 234H235ZM57 233V234H56ZM101 233H102V235H101ZM127 233V234H126ZM137 233H139V235L137 234ZM156 234V236H158L157 238L155 237V236H153V235H155ZM180 233H181V235H180ZM190 233V234H189ZM250 233V234H249ZM253 233H255V234H253ZM18 234H19V236H18ZM68 234V235H67ZM89 234V235H88ZM90 234H91V236H90ZM94 235V237H96V239L97 240H95V238H94V240L92 239L93 238V235ZM99 234V235H98ZM162 234V235H161ZM205 234V235H204ZM214 234V235H213ZM225 236H224V235ZM261 234V235H260ZM64 236V238H63V236ZM65 235H66V237H65ZM74 235H77V237L75 236V238H74ZM110 235H111V238L112 237H114L113 239H111L110 240ZM119 236L120 235V237H116V236ZM126 235V236H125ZM129 235V236H128ZM202 235H204V236H202ZM209 235V236H208ZM210 235H212V237L210 236ZM250 235V236H249ZM11 236V237H10ZM14 236V237H13ZM67 236H68V238H67ZM81 236V237H80ZM89 236V237H88ZM102 236H105V237H102ZM109 238H108V237ZM152 236V237H151ZM161 236H164V237H162V239H161ZM166 236V237H165ZM181 237V239L183 238V236H184V239H180L179 240V237ZM199 238H198V237ZM229 238L228 240H231V241H228L227 240V237ZM239 236H241V238L239 237ZM262 236V237H261ZM84 237V238H83ZM87 237V238H86ZM102 237V238H101ZM126 237V238H125ZM128 237H132V238H128ZM135 237V238H134ZM138 237H139V239L140 240H138ZM154 237V238H153ZM173 237H174V239L175 240H177V241H175L174 239H173ZM226 237V238H225ZM253 237V238H252ZM256 237V238H255ZM258 237V238H257ZM261 237V238H260ZM71 238V239H70ZM72 238H74L73 240H72ZM99 238V239H98ZM106 238L108 239V240H106ZM123 238H125V240H123ZM142 238V239H141ZM146 238V239H145ZM152 240V241H150L151 243H149V240ZM186 238H187V241H186ZM198 240H197V239ZM201 238V239H200ZM211 238V239H210ZM221 238V239H220ZM231 238H233V239H231ZM235 238V239H234ZM263 238V239H262ZM16 239V240H15ZM58 239H59V242H60V240L62 241V242H60L61 243V245H57V241H58ZM65 239H67V240H70L69 241V243L71 242V244H73V245H71V244H69L68 243V241L67 240H65ZM86 239H87V241H86ZM128 241H127V240ZM134 239H136V240H134ZM144 239V240H143ZM192 239L193 240H195V241H192ZM200 239V240H199ZM220 239V240H219ZM225 239H226V241H228V242H226L225 241ZM242 239V240H241ZM247 240V242H249V243H247L248 244V246L246 245V241H244V240ZM254 239V240H253ZM258 239V240H257ZM10 240V241H9ZM65 240V241H64ZM83 242H82V241ZM85 240V241H84ZM100 240V241H99ZM105 240V241H104ZM110 240V241H109ZM113 240V241H112ZM130 240V241H129ZM143 240V241H142ZM148 240V241H147ZM159 240V241H158ZM174 242V243H172V241ZM191 240V241H190ZM216 240H218L219 242L220 241H225V243L224 242H215ZM240 240V241H239ZM252 240V241H251ZM255 240H256V242H255ZM261 240V241H260ZM65 243H64V242ZM78 241H80L81 243H79ZM91 242V244H90V242ZM99 243V244H97V242ZM107 241H108V243H107ZM118 241H119V243H122V244H119L118 243ZM127 241V242H126ZM132 241V242H131ZM140 241H141V243H140ZM166 242V243H164V245H166V246H164L163 245V242ZM181 241V242H180ZM183 241V242H182ZM196 241H197V243H196ZM210 241H212L211 243H210ZM233 241V242H232ZM238 242L239 244H237L236 242ZM251 241V242H250ZM8 242H9V244H11V245H9L8 244ZM58 242V244H60ZM73 242V243H72ZM76 242V243H75ZM128 242H129V244H128ZM138 242L141 244V246L145 249H141V247H140V244H138ZM177 242H178V244H177ZM190 242V243H189ZM192 242V243H191ZM207 242V243H206ZM229 242H230V244H229ZM244 244H243V243ZM14 243V244H13ZM16 243H18V245H15ZM50 243V244H49ZM85 243H86V245H85ZM89 243V244H88ZM93 243V244H92ZM133 243V244H132ZM138 245H137V244ZM147 243V244H146ZM157 243V244H156ZM160 243V244H159ZM184 243H187V244H184ZM223 243V244H222ZM227 243V245H228V247H226L227 245H225ZM260 245H259V244ZM62 244L64 245V246H62ZM67 244H68V246H72L70 249H72L73 251H76L77 249H78V247L80 248L77 252L79 253V251H82V252H80L81 254H80V256L79 257H75V258H71V257H69V248L67 247ZM75 244V245H74ZM77 244V245H76ZM81 244H82V246H81ZM104 244V245H103ZM126 244V245H125ZM150 244V245H149ZM172 244H174V245H176V246H178L177 248H175L176 246H174V245H171ZM198 244V245H197ZM205 244H207V245H210V246H208L207 247V245H205ZM222 244V245H221ZM7 245L8 246H10L9 248L7 247ZM22 245V246H21ZM99 245V246H98ZM105 245L107 246V247H105ZM115 245V246H114ZM128 245V246H127ZM134 245V246H133ZM146 245V246H145ZM148 245V246H147ZM161 245V246H160ZM188 245V246H187ZM192 245H193V247H192ZM216 245H217V247H216ZM235 245V246H234ZM3 246V247H2ZM15 246V247H14ZM58 246V247H57ZM92 246V247H91ZM97 248H96V247ZM113 246L115 247L114 249H111V248H113ZM118 246V247H117ZM137 246H139V248L137 247ZM154 246V247H153ZM171 246V247H170ZM196 246H197V248H196ZM225 246V247H224ZM234 246V247H233ZM246 246H247V248H246ZM12 247H14V248H12ZM18 247V248H17ZM67 247V248H66ZM73 247H74V249H73ZM92 249H91V248ZM96 249H95V248ZM102 247L104 248V249H102ZM116 247L117 248H119V249H116ZM128 247V248H127ZM148 249H147V248ZM151 247H153V248H151ZM157 247V248H156ZM162 248L163 250H165V251H163V250H161L160 251V248ZM182 247H183V249H182ZM192 248V250H191V248ZM196 249H195V248ZM203 247V248H202ZM209 247H210V249L211 248H217L218 249V251L216 250V252H215V250L213 251V249H209ZM231 249H230V248ZM236 247V248H235ZM242 247V248H241ZM11 248V249H10ZM15 248H17L16 249V251L17 252H14L15 251ZM21 250H20V249ZM26 248V249H25ZM56 248H57V250H56ZM93 248H94V251H93ZM107 248V250H105ZM111 249V251H110V249ZM123 248H125V249H123ZM132 250H131V249ZM135 248V249H134ZM156 248V249H155ZM188 248V249H187ZM220 248V249H219ZM222 248V249H221ZM225 248H226V250H225ZM229 248V249H228ZM235 248V249H234ZM240 248L242 249V250H240ZM246 248V249H245ZM25 251H24V250ZM76 249V250H75ZM85 251H84V250ZM87 249V250H86ZM109 249V250H108ZM140 249V250H139ZM146 249H147V251H146ZM159 251H158V250ZM171 251H170V250ZM188 251H187V250ZM209 249V250H208ZM228 249V250H227ZM234 249V250H233ZM239 251H238V250ZM249 249V250H248ZM252 249H254V251L252 250ZM12 250H13V252H12ZM27 250H28V252H27ZM52 250H56L55 252L53 251L52 252ZM63 250H64V252H63ZM90 252H89V251ZM96 250H101V251H99L98 253H97V251ZM125 250L127 251V253L125 252ZM138 250V251H137ZM143 250V251H142ZM149 250H151V251H149ZM168 250H169V252H168ZM220 250H222V255L223 256H218L217 254H221V251ZM233 252H232V251ZM26 253V255L29 257H26V255H24L25 253ZM96 251V252H95ZM109 251V252H108ZM121 251H123L122 253H120ZM129 251H130V253H129ZM134 251V252H133ZM144 251H145V253H144ZM153 251V252H152ZM155 251V252H154ZM159 252V255H158V252ZM163 251V252H162ZM172 251H173V253H172ZM191 253H190V252ZM193 251H195L194 253H193ZM202 253H201V252ZM210 251V252H209ZM220 251V252H219ZM235 251V252H234ZM6 252V253H5ZM62 252V253H61ZM87 252V253H86ZM92 252V253H91ZM95 252V253H94ZM101 252H103V254H101ZM147 252V253H146ZM149 252H152V254L151 253H149ZM162 252V253H161ZM207 252V253H206ZM228 254H227V253ZM230 252V253H229ZM244 252H246L245 254H243ZM256 252V253H255ZM11 253V254H10ZM50 253H52V254H50ZM53 253L54 254H57V255H53ZM59 253H60V255H59ZM84 253V254H83ZM101 254V255H98V254ZM110 253V254H109ZM112 253V254H111ZM149 253V254H148ZM168 253V254H167ZM212 253H213V255H212ZM215 253H217V254H215ZM241 253V254H240ZM254 253V254H253ZM48 256H46V255ZM63 256H62V255ZM93 254V255H92ZM115 255V258L113 257L114 255ZM118 254L120 255V256H118ZM130 256H129V255ZM134 254V255H133ZM143 254V255H142ZM145 254V255H144ZM151 254V258L149 257V255ZM186 254V255H185ZM192 254V255H191ZM199 254V256L197 257L196 255H198ZM203 254H204V256H203ZM248 254V256H245V255H247ZM4 255V256H3ZM9 255V256H8ZM37 255H39V256H37ZM59 255V256H58ZM66 255V256H65ZM82 255H85V258H84V256H82ZM92 255V256H91ZM103 255H105V256H107V257H109L108 259H107V257H103ZM136 255H138V256H136ZM155 255V256H154ZM177 257H176V256ZM180 255V256H179ZM195 255V256H194ZM217 255V256H216ZM226 255V256H225ZM230 255H235L234 257H232V256H230ZM239 255V256H238ZM251 255V256H250ZM253 255V256H252ZM259 255H262V256H259ZM19 256H20V258H19ZM24 256L25 257V259H24V257L22 258V257ZM37 256V257H36ZM46 256V257H45ZM52 256V257H51ZM54 256H56L55 258H58V259H55L56 260V262H55V260L53 259L54 258ZM60 256H62V257H60ZM88 256H90V257H88ZM98 258H97V257ZM118 256V257H117ZM129 256V257H128ZM139 256H142L143 257V259L145 258V260H143L142 259V257H139ZM145 256V257H144ZM162 256H164V257H162ZM190 256V257H189ZM201 256V257H200ZM210 256V257H209ZM216 257V258H214V257ZM227 256H228V258H227ZM249 256H250V259H249ZM7 257V258H6ZM32 257V258H31ZM42 257V258H41ZM52 258V259H50V258ZM60 257V258H59ZM88 257V258H87ZM111 257L113 258V260L111 259ZM135 257V258H134ZM158 257V258H157ZM166 257V258H165ZM175 257V258H174ZM204 259H203V258ZM208 257V258H207ZM220 257H222V258H220ZM252 257V258H251ZM254 257V258H253ZM257 257V258H256ZM2 258L5 260V261H3L2 262ZM35 258V259H34ZM48 258H49V260H48ZM71 258V259H70ZM76 258H79V259H76ZM88 260H87V259ZM95 258V259H94ZM106 260H104V259ZM134 258V259H133ZM153 258V259H152ZM155 258H157L156 259V261H155ZM190 258H192V260L190 259ZM206 258H207V260H206ZM230 258V259H229ZM233 258V259H232ZM246 258H248V259H246ZM256 258V259H255ZM260 258H262V261H260V262H257V261H259V260H261ZM6 259H8V260H6ZM14 259V260H13ZM34 259V260H33ZM67 260V262H65V260ZM82 259V260H81ZM91 259V261H89ZM128 259H129V261H128ZM132 259V261H131V263H130V260ZM138 259H140V260H138ZM142 259V260H141ZM158 259H161V260H159L158 261ZM174 260V261H171V260ZM180 259H182L181 261H180ZM187 259V260H186ZM189 259V260H188ZM200 260V262H198L199 260ZM209 259V260H208ZM211 259V260H210ZM217 261H216V260ZM227 259H229V261L227 260ZM26 260V261H25ZM38 260V261H37ZM40 260H42V261H40ZM46 260V261H45ZM64 260V261H63ZM73 260V261H72ZM78 260V261H77ZM101 260V261H100ZM133 260H135V261H133ZM137 260V261H136ZM163 260V261H162ZM197 260V261H196ZM202 260V261H201ZM214 260V261H213ZM219 260V261H218ZM226 260V261H225ZM244 260V261H243ZM249 260V261H248ZM250 260H251V262H250ZM255 260V261H254ZM257 260V261H256ZM23 261V262H22ZM31 261V262H30ZM51 261H53V262H51ZM61 261V262H60ZM69 261V262H68ZM80 261V262H79ZM86 261V262H85ZM122 261V262H121ZM171 261V262H170ZM185 261V262H184ZM193 261V262H192ZM221 261V262H220ZM240 263H239V262ZM243 261V262H242ZM5 262V263H4ZM33 262H35V263H33ZM45 262V263H44ZM82 262V263H81ZM90 262V263H89ZM98 262V263H97ZM114 262V263H113ZM118 262V263H117ZM127 262V263H126ZM141 262V263H140ZM144 262V263H143ZM195 262V263H194ZM198 262V263H197ZM208 262V263H207ZM219 262V263H218ZM228 262V263H227ZM236 262V263H235ZM92 263H94V262H92ZM91 263V264H92Z\"/></svg>","mask_w":264,"mask_h":264},{"label":"bare ground","instance_id":"2","mask_svg":"<svg viewBox=\"0 0 264 264\" xmlns=\"http://www.w3.org/2000/svg\"><path fill=\"white\" fill-rule=\"evenodd\" d=\"M5 1H6V0H5ZM14 1H15V0H14ZM14 1H13L12 3H14ZM26 1H27V0H26ZM55 1H56V0H55ZM61 1H62V0H61ZM98 1H100V0H98ZM115 1H117V0H115ZM119 1H122V0H118V2H119ZM138 1H139V0H138ZM146 1H147V0H146ZM151 1H152V0H151ZM175 1H176V0H175ZM208 1H209V0H207V2H208ZM211 1H212V0H211ZM223 1H224V0H223ZM223 1H222V2H223ZM226 1H227V0H226ZM1 2H2V1H1ZM15 2H16V1H15ZM22 2H23V1H22ZM27 2H28V1H27ZM29 2H30V1H29ZM29 2H28V5H29ZM38 2H39V1H38ZM43 2H44V1H43ZM47 2H48V1H47ZM52 2H53V0H52ZM56 2H57V1H56ZM92 2L95 3V2H97V1H96V0H95V1L92 0ZM107 2H108V1H107ZM118 2H117V3H118ZM134 2H135V1H134ZM144 2H145V1H144ZM147 2L149 3V1H147ZM154 2H155V1H154ZM160 2H163V1L160 0ZM173 2H174V0H172V3H171V0H170V4H171V6H172ZM179 2H180V1H179ZM181 2H182V1H181ZM181 2H180V3H181ZM184 2H185V1H184ZM184 2H183V3H184ZM186 2H188V1H186ZM186 2H185L184 4H186ZM231 2H232V1H231ZM237 2H238V1H237ZM2 3H3V2H2ZM41 3H42V1H41ZM45 3H46V2H45ZM63 3H64V2H61V4H63ZM93 3H92V4H93ZM98 3H100V2H98ZM101 3H102V2H101ZM101 3H100V4H101ZM122 3H125V4H126L127 2L123 1ZM122 3L119 2L118 4L121 5ZM135 3H136V2H135ZM156 3H157V2H156ZM158 3H159V1H158ZM163 3H164V2H163ZM165 3H166V2H165ZM174 3H175V2H174ZM190 3H191V2H190ZM205 3H206V2H205ZM205 3H204V6H205ZM216 3H217V2H216ZM226 3H228V2H226ZM232 3H233V2H232ZM235 3H236V2H235ZM235 3H233V4H235ZM247 3H248V2H247ZM249 3H250V2H249ZM9 4H10V3H9ZM24 4H25V3H24ZM26 4H27V3H26ZM61 4H59L60 7H62ZM106 4L109 5V2L106 3ZM111 4H112V3H111ZM111 4H110V5H111ZM114 4H115V3H114ZM149 4H150V3H149ZM160 4H161V6L163 5L162 3H160ZM176 4H177V2H176ZM217 4H218V3H217ZM220 4H221V3H220ZM230 4H231V3H230ZM238 4H239V2H238ZM241 4H242V3H241ZM254 4H255V3H254ZM4 5H5V4H4ZM15 5H16V4H15ZM28 5H27V6H28ZM38 5H39V4H38ZM38 5H37V6H38ZM43 5H44V4H43ZM45 5H46V4H45ZM59 5H58V6H59ZM101 5H102V4H101ZM126 5H128V4H126ZM126 5H125V6H126ZM129 5H130V4H129ZM154 5H155V3H154ZM173 5H174V4H173ZM181 5H182V4H181ZM181 5H180V6H181ZM186 5L189 6V4H186ZM186 5H184V6H186ZM191 5H192V4H191ZM235 5H236V4H235ZM235 5H234V6H235ZM250 5H251V4H250ZM256 5H257V4H256ZM6 6H7V5H6ZM10 6L13 7V5H11V4H10ZM16 6L18 7V4H17ZM33 6H34V4H33ZM97 6H98V5H97ZM97 6H96V7H97ZM102 6H103V5H102ZM112 6H114V5L112 4ZM140 6H141V5H140ZM151 6H153V5H151ZM163 6H166V7H167V5H163ZM184 6H183V7H184ZM187 6H186V7H187ZM223 6H224V5H223ZM229 6H230V5H229ZM240 6H241V5H240ZM245 6H246V5H245ZM252 6H253V5H252ZM258 6H259V5H258ZM258 6H257V7H258ZM262 6H264V5H262ZM25 7H26V6H25ZM43 7H44V6H43ZM158 7H159V6H158ZM169 7H170V6H169ZM178 7H179V6H178ZM183 7H182V8H183ZM214 7H215V6H214ZM242 7H243V6H242ZM242 7H240V8L242 9ZM2 8H4V6H2ZM9 8H10V7H9ZM56 8H57V7H56ZM148 8H149V7H148ZM150 8H151V7H150ZM184 8H185V7H184ZM198 8H199V6H198ZM234 8H236V7H234ZM244 8H245V7H244ZM244 8H243V9H244ZM246 8H247V7H246ZM246 8H245V9H246ZM259 8H261V6H260ZM263 8H264V7H263ZM5 9H6V8H5ZM13 9H14V8H13ZM15 9H16V8H15ZM22 9H23V8H22ZM30 9H31V8H30ZM32 9H34V8H32ZM41 9H42V8H41ZM54 9H55V8H54ZM61 9H62V8H61ZM117 9H118V8H117ZM117 9L115 8V10H117ZM141 9H142V8H141ZM141 9H140V10H141ZM154 9L156 10V9H158V8H157V7H156V8L154 7ZM154 9H153V10H154ZM163 9H164V8H163ZM163 9H162V10H163ZM165 9H166V8H165ZM167 9H168V8H167ZM169 9L172 10L171 7H170ZM173 9H174V8H173ZM180 9H181V8H180ZM187 9H188V8H187ZM192 9H193V8H192ZM199 9H200V8H199ZM224 9H225V7H224ZM224 9H223V10H224ZM245 9H244V10H245ZM247 9H249V8H247ZM7 10H8V8H7ZM19 10H20V9H19ZM42 10H43V9H42ZM107 10H109V9H107ZM121 10L123 11V9H121ZM129 10H130V8H129ZM134 10H135V9H134ZM153 10H151V14H152V11H153ZM162 10H161V11H162ZM178 10H179V9H178ZM244 10H243V11H244ZM250 10H251V9H249V12H250ZM255 10H256V9H255ZM263 10H264V9H263ZM17 11H18V10H17ZM17 11H16V12H17ZM30 11H31V10H30ZM34 11H35V9H34ZM38 11H39V10H38ZM40 11H41V10H40ZM55 11H56V10H55ZM58 11H59V10H58ZM118 11H119V10H118ZM131 11H132V9H131ZM137 11H139V10H137ZM137 11H135L136 14H137ZM165 11H167V10H165ZM174 11H175V9H174ZM180 11H181V10H180ZM183 11H184V9H183ZM189 11H190V10H189ZM196 11H197V10H196ZM225 11H226V10H225ZM228 11H229V10H228ZM230 11H231V9H230ZM237 11H238V9H237ZM243 11H242V12H243ZM252 11H253V10H251V12H252ZM258 11H259V10H258ZM3 12H4V11H3ZM12 12H13V11H12ZM14 12H15V11H14ZM32 12H33V10H32ZM41 12H42V11H41ZM64 12H65V11H64ZM110 12H112V11H110ZM123 12H125V11H123ZM128 12H129V11H128ZM143 12H144V11H143ZM143 12L141 11L140 14H142ZM156 12H157V11H156ZM158 12H159V11H158ZM162 12H163V11H162ZM168 12H169V11H168ZM168 12H167V13H168ZM232 12H233V11H232ZM234 12H235V11H234ZM242 12H241V13H242ZM251 12H250V14H251ZM5 13H6V10H5ZM27 13L29 14V12H27ZM55 13H56V12H55ZM58 13H59V12H58ZM102 13H104V12H102ZM106 13H107V12H106ZM138 13H139V12H138ZM153 13H154V12H153ZM160 13H161V12H160ZM173 13H174V12H173ZM173 13H172V15H173ZM184 13H185V11H184ZM224 13H225V12H224ZM229 13H230V12H229ZM257 13H258V12H257ZM257 13H256V14H257ZM16 14H17V13H16ZM19 14H20V13H19ZM24 14H26V13H24ZM62 14H63V13H62ZM109 14H110V13H109ZM123 14L127 15L128 13H127V14H126V13H123ZM133 14H134V13H133ZM140 14H139V15H140ZM144 14H145V13H144ZM148 14H149V13H148ZM163 14H164V13H163ZM187 14H190V12L187 13ZM233 14H234V13H233ZM243 14H244V13H243ZM7 15H8V14H7ZM20 15H21V16H20ZM20 15H19V17H23V16H22V15H23L22 13H21ZM26 15H27V14H26ZM30 15H31V13H30ZM63 15H64V14H63ZM104 15H105V13H104ZM112 15H113V14H112ZM128 15H129V17H130V14H128ZM128 15H127V17H128ZM134 15H135V14H134ZM134 15L131 16V17L133 18ZM137 15H138V14H137ZM181 15H183V16L185 17L184 19H186V16H185V14H183V12H182V14H180V16H181ZM205 15H206V14H205ZM217 15H218V14H217ZM235 15H236V14H235ZM244 15H246V14H244ZM254 15H255V14H254ZM263 15H264V13H263ZM2 16H3V15H2ZM4 16H5V15H4ZM11 16H12V15H11ZM65 16H66V15H65ZM95 16H96V15H95ZM95 16H94V17H95ZM102 16H103V15H102ZM118 16H119V15H118ZM120 16H121V14H120ZM122 16H123V15H122ZM135 16H136V15H135ZM142 16H143V14H142ZM152 16H153V15H152ZM157 16H159V15L157 14ZM157 16H155V17H157ZM160 16H161V15H160ZM173 16H176V15L174 14ZM178 16H179V15H178ZM178 16H177V17H178ZM252 16H253V14H252ZM5 17H6V16H5ZM5 17H4V18H5ZM9 17H10V16H9ZM28 17H29V16H28ZM56 17H57V15H56ZM60 17H61V16H60ZM98 17H99V16H98ZM115 17H116V16H115ZM125 17H126V16H125ZM131 17L128 18V21H130L129 19H131ZM136 17H138V16H136ZM193 17H194V16H193ZM204 17H205V16H204ZM211 17H212V16H211ZM234 17H236V16H234ZM244 17H245V16H244ZM253 17H255V16H253ZM263 17H264V16H263ZM10 18H11V17H10ZM12 18H13V16H12ZM12 18H11V19H12ZM16 18H17V17H15V20H16ZM23 18H24V17H23ZM58 18H59V17H58ZM67 18H68V17H67ZM90 18H92V16H91ZM90 18H89V19H90ZM104 18H105V17H104ZM151 18H152V17H151ZM151 18H148V19L151 20ZM161 18H162V17H161ZM170 18H171V17H170ZM174 18L177 19L176 17H174ZM174 18H172V19H174ZM178 18H179V17H178ZM187 18H188V17H187ZM206 18H207V17H206ZM214 18H215V17H214ZM214 18H213V19H214ZM217 18H218V17H217ZM217 18H216V19H217ZM222 18H223V17H222ZM245 18H246V17H245ZM255 18H256V17H255ZM1 19H2V18H1ZM7 19H8V18H7ZM24 19H25V18H24ZM28 19H29V18H28ZM37 19H38V18H37ZM64 19H65V17H64ZM95 19H97V17H96ZM109 19H110V18H109ZM136 19H137V18H136ZM136 19H135V20H136ZM138 19H139V18H138ZM138 19H137V20H138ZM148 19H147L146 21H148ZM158 19H159V18H158ZM162 19H163V18H162ZM164 19H165V18H164ZM167 19H168V18H167ZM252 19H253V18H252ZM257 19H258V18H257ZM263 19H264V18H263ZM5 20H6V19H5ZM5 20H4V21H5ZM12 20H14V19H12ZM22 20H23V19H22ZM61 20H62V19H61ZM67 20H68V19H67ZM73 20H74V19H73ZM85 20H86V19H85ZM97 20H98V21H96V20H95V21H96V22H99V19H97ZM119 20H120V18H119ZM119 20H118V21H119ZM126 20H127V19H126ZM126 20L123 21V22H126ZM153 20H154V19H153ZM177 20H178V19H177ZM187 20H188V19H187ZM192 20H193V19H192ZM192 20H191V22H192ZM218 20H219V19H218ZM0 21H3V20H0ZM7 21H8V20H7ZM10 21H11V20H10ZM17 21H18V20H17ZM35 21H36V20H35ZM54 21H55V20H54ZM56 21H57V20H56ZM100 21H101V20H100ZM110 21L112 22V20H110ZM132 21H134V19H132ZM142 21H143V19L141 20V23H140V24H142ZM144 21H145V20H144ZM146 21H145V23H146ZM165 21H166V20H165ZM168 21H169V20H168ZM172 21H173V20H172ZM172 21H171V23H172ZM184 21H185V20H184ZM15 22H16V21H15ZM20 22H21V20H20ZM20 22L18 21L19 25H20ZM58 22H59V19H58ZM64 22H67V21H64ZM81 22H82V21H81ZM101 22H102V21H101ZM104 22H105V21H104ZM106 22H107V19H106ZM134 22H135V21H134ZM166 22H167V21H166ZM178 22H179V21H178ZM180 22H181V21H180ZM201 22H202V21H201ZM201 22H200V23H201ZM0 23H1V22H0ZM7 23H8V22H7ZM12 23H14V22H11L10 24H12ZM26 23H27V22H26ZM37 23H38V22H37ZM42 23H44V21H43ZM49 23H50V22H49ZM49 23H48V24H49ZM53 23H54V22H52V24H53ZM70 23H71V22H70ZM99 23H100V22H99ZM175 23H176V22H175ZM182 23H183V22H182ZM242 23H243V22H242ZM3 24H4V22H3ZM15 24H16V23H15ZM96 24H97V23H96ZM114 24H115V23H114ZM177 24H179V23H177ZM234 24H235V22H234ZM236 24H237V23H236ZM6 25H7V24H6ZM6 25H5V26H6ZM25 25H26V24H25ZM25 25H23V26H25ZM28 25H29V24H28ZM53 25H54V24H53ZM63 25H65V24H63ZM76 25H77V24H76ZM78 25H81V24H78ZM78 25H77V26H78ZM82 25H83V24H82ZM112 25H113V24H112ZM120 25H121V24H120ZM135 25H136V24H135ZM137 25H139V24H137ZM142 25H143V24H142ZM142 25H141V26H142ZM144 25H145V24H144ZM144 25H143V26H144ZM146 25H147V24H146ZM149 25H150V22H149ZM149 25H148V26H149ZM154 25H156L155 22H154ZM160 25H162V24H160ZM175 25H176V24H175ZM179 25H180V24H179ZM181 25H182V24H181ZM240 25H241V24H240ZM256 25H257V24H256ZM1 26H3V25L1 24ZM5 26H4V27H5ZM8 26H11V25H8ZM15 26H17L16 29H18V24H16ZM57 26H58V25H57ZM59 26H60V25H59ZM101 26H102V25H101ZM115 26H116V25H115ZM118 26H119V24H118ZM143 26H142V27H143ZM162 26H163V25H162ZM162 26H161V27H162ZM166 26H167V25H166ZM170 26H171V24H170ZM182 26L184 27V26H186V24H185V25H182ZM197 26H198V25H197ZM36 27L38 28V26H36ZM42 27H43V26H42ZM55 27H56V26H55ZM84 27H86V26H84ZM103 27H104V26H103ZM126 27H127V26H126ZM136 27H137V26H136ZM153 27H154V26H153ZM153 27H152V28H153ZM156 27H159V26L157 25ZM164 27H165V26H164ZM164 27H163V28H164ZM174 27H175V26H174ZM227 27H228V26H227ZM243 27H244V25H243ZM2 28H3V27H2ZM12 28H13V27H12ZM14 28H15V27H14ZM37 28H36V29H37ZM40 28H41V26H40ZM46 28H47V27H46ZM91 28H92V27H91ZM94 28H96V27H94ZM110 28L112 29V27H110ZM130 28H131V26H130ZM145 28H147V30H151V29H150L151 27H150V28H149V27H145ZM148 28H149V29H148ZM159 28H160V27H159ZM181 28H182V27H181ZM220 28H221V25H220ZM261 28H263V27L261 26ZM5 29H6V28H4V30H5ZM10 29H11V28H10ZM61 29H62V28H61ZM63 29H65V28H63ZM63 29H62V30H63ZM72 29H73V28H72ZM76 29H77V28H76ZM81 29H82V28H81ZM86 29H87V28H86ZM98 29H99V28H98ZM103 29H104V28H103ZM103 29H102V30H103ZM123 29H125V28H123ZM126 29H128V28H126ZM153 29H156V28H153ZM238 29H239V28H238ZM263 29H264V28H263ZM263 29H261V31H262ZM1 30H2V29H1ZM14 30H15V29H14ZM24 30H25V29H24ZM38 30H39V29H38ZM42 30H44V29H42ZM73 30H74V29H73ZM79 30H80V29H79ZM79 30H78V31H79ZM99 30H100V29H99ZM106 30H107V29H105V31H103V33L107 32V31H108V32L111 31V30H107V31H106ZM136 30H137V29H136ZM139 30H140V29H139ZM156 30H157V29H156ZM169 30H172V29H169ZM234 30H235V29H234ZM18 31H20V30L18 29ZM18 31H17V32H18ZM33 31H35V30L33 29ZM53 31H54V30H53ZM60 31H61V30H60ZM60 31H59V32H60ZM71 31H72V30H71ZM94 31H96V30L94 29ZM116 31H117V30H116ZM116 31H114V32H116ZM119 31H120V30H119ZM126 31H128V30H126ZM131 31H133V29H132ZM141 31H142V29H141ZM153 31H154V30H153ZM153 31H152V33H153ZM167 31H168V30H167ZM176 31H177V29H176ZM182 31H184V29H183ZM236 31H237V30H236ZM242 31H244V30L242 29ZM258 31H259V30H258ZM263 31H264V30H263ZM263 31H262V32H263ZM0 32H1V31H0ZM6 32H7V31H6ZM30 32H31V31H30ZM30 32H29V33H30ZM36 32H39V36L41 35V34H40V31H37V30H36ZM44 32H45V31H44ZM56 32H57V31H56ZM61 32H64V31H61ZM67 32H68V31H67ZM91 32H92V30H91ZM98 32H99V31H98ZM111 32H112V31H111ZM123 32H125V31H123ZM128 32H129V31H128ZM146 32H147V31H146ZM160 32H161V31H160ZM177 32H178V31H177ZM179 32L182 33L181 31H179ZM226 32H227V31H226ZM262 32H261V33H262ZM3 33H4V32H3ZM10 33H11V32H10ZM26 33H28V32H26ZM32 33H33V32H32ZM45 33H47V32H45ZM81 33H82V32H81ZM117 33H118V31L116 32V34H117ZM119 33L121 34L122 32H119ZM130 33H133V32H130ZM143 33H144V32H143ZM152 33H150V34H152ZM161 33H162V32H161ZM167 33H170V32H167ZM227 33H230V32H227ZM233 33H235V32H233ZM261 33H260V34H261ZM1 34H2V33H1ZM6 34H7V33H6ZM18 34H19V33H18ZM30 34H31V33H30ZM43 34H44V33H43ZM85 34H86V32H85ZM96 34H98V33H96ZM100 34H102V33H100ZM107 34H108V33H107ZM171 34H172V32H171ZM235 34H236V33H235ZM262 34H263V35H262ZM262 34H261V35L264 36V33H262ZM2 35H5V33L2 34ZM12 35H13V34H12ZM27 35H28V37H29V34H27ZM31 35H32V34H31ZM34 35H35V32H34ZM63 35H66V34H63ZM89 35H90V34H89ZM104 35H105V34H104ZM112 35H113V34H112ZM121 35H122V34H121ZM123 35H126V33L123 34ZM123 35H122V36H123ZM177 35H178V34H177ZM177 35H176V36H177ZM179 35H180V34H179ZM205 35H206V33H205ZM224 35H225V34H224ZM5 36H6V35H5ZM7 36H8V35H7ZM25 36H26V35H25ZM36 36H38V35H36ZM57 36H58V35H57ZM86 36H87V35H86ZM98 36H99V35H98ZM113 36H114V35H113ZM116 36H117V35H115L114 37H116ZM119 36H120V35H119ZM122 36H120V38H121ZM132 36H133V35H132ZM135 36H136V35H135ZM135 36H134V37H135ZM150 36H151V35H150ZM152 36H153V34H152ZM155 36H157V35H155ZM165 36H166V35H165ZM167 36H168V35H167ZM174 36H175V34H174ZM207 36H208V35H207ZM207 36H206V37H207ZM250 36H251V35H250ZM17 37H18V36H17ZM41 37H42V36H41ZM44 37H45V36H44ZM62 37H63V36H62ZM106 37H107V36H106ZM106 37H105V38H106ZM117 37H118V36H117ZM134 37H133V38H134ZM163 37H164V36H163ZM163 37H161V38H163ZM168 37H169V36H168ZM170 37H171V36H170ZM172 37H173V36H172ZM183 37H184V35H183ZM221 37H222V36H221ZM227 37H228V35H227ZM227 37H226V38H227ZM232 37H233V36H232ZM253 37H254V34H253ZM0 38H1V37H0ZM9 38H11V37H9ZM18 38H19V37H18ZM18 38H17V39H18ZM30 38H31V37H30ZM42 38H43V37H42ZM57 38H58V37H57ZM63 38H64V37H63ZM75 38H76V37H75ZM93 38H94V37H93ZM110 38H111V36H110ZM158 38H160V36H158ZM178 38H179V36H178ZM208 38H209V37H208ZM233 38H234V37H233ZM248 38H249V36H248ZM250 38H251V37H250ZM254 38H256V37H254ZM254 38H252V39H254ZM1 39H2V38H1ZM26 39L28 40L27 37H26ZM32 39H33V38H32ZM34 39H35V38H34ZM36 39H38V38H36ZM36 39H35V40H36ZM78 39H79V38H78ZM82 39H83V38H82ZM87 39H88V38H87ZM117 39H118V38H117ZM122 39H123V38H122ZM137 39H138V37H137ZM148 39H149V38H148ZM151 39H153V38H151ZM164 39H166V38L164 37ZM174 39H175V38H174ZM174 39H173V40H174ZM210 39L213 40L211 37H210ZM228 39H229V38H228ZM4 40H5V38H4ZM4 40H3V41H4ZM22 40H24V38H23ZM43 40H46V39H43ZM79 40H80V39H79ZM91 40H92V39H91ZM95 40H96V39H95ZM97 40H98V37H97ZM123 40H125V39H123ZM128 40H131V39H128ZM132 40H133V39H132ZM139 40H141V39H139ZM143 40H144V39H143ZM153 40H154V39H153ZM159 40H160V39H159ZM161 40H162V39H161ZM161 40H160V41H161ZM178 40H179V39H178ZM178 40H177V41H178ZM225 40H227V39H225ZM0 41H1V40H0ZM7 41H8V40H7ZM86 41H87V40H86ZM89 41H90V40H89ZM108 41H110V40H108ZM115 41H116V39H115ZM120 41H121V40H120ZM134 41H135V38H134ZM146 41H147V40H146ZM146 41H145V42H146ZM163 41H165V43H166V40H163ZM168 41H169V40H168ZM168 41H167V43H168ZM180 41H181V40H180ZM180 41H179V42H180ZM199 41H200V40H199ZM250 41H252V40H250ZM36 42H38V41H36ZM41 42H42V41H41ZM51 42H52V41H51ZM54 42H57V41H54ZM61 42H62V41H61ZM63 42H64V41H63ZM71 42H73V41H71ZM75 42H77V41H75ZM75 42H73V45H74ZM79 42H82V41H79ZM90 42H91V41H90ZM96 42H97V41H96ZM112 42H114V41H112ZM112 42H109V43H112ZM116 42H117V41H116ZM118 42H119V41H118ZM123 42H126V40L123 41ZM130 42H133V41H130ZM130 42H129V43H130ZM135 42H136V41H135ZM172 42H173V41H172ZM181 42H182V41H181ZM191 42H192V41H191ZM200 42H201V41H200ZM209 42H210V41H209ZM247 42H248V40H247ZM17 43H18V42H17ZM82 43H85V42H82ZM121 43H122V41L120 42V45H121ZM139 43H140V41H139ZM149 43H150V41H149ZM156 43H157V42H155V43H153V44H156ZM173 43H174V42H173ZM187 43H188V42H187ZM187 43H186V44H187ZM193 43H194V42H193ZM193 43H191V44H193ZM197 43H198V42H197ZM249 43H250V42H249ZM253 43H258V42H254V40H253ZM1 44H2V43H1ZM21 44H23V43L21 42ZM30 44H31V42H30ZM42 44H43V43H42ZM42 44H41V45H42ZM80 44H81V43H80ZM80 44H79V45H80ZM85 44H88V43H85ZM90 44H91V43H90ZM100 44H101V43H100ZM113 44H114V43H113ZM133 44H134V42H133ZM141 44H142V43H141ZM141 44H140V45H141ZM259 44H260V43H259ZM3 45H5V43H4ZM23 45H24V44H23ZM45 45H46V44H45ZM57 45H58V44H57ZM63 45H64V44H63ZM73 45H72L71 47L74 48ZM76 45H77V43H76ZM94 45H95V44H94ZM114 45H115V44H114ZM122 45H123V44H122ZM126 45H127V44H126ZM128 45H129V44H128ZM128 45H127V46H128ZM140 45H139V46H140ZM150 45H151V44H150ZM157 45H158V43H157ZM159 45H162V44H159ZM169 45H170V44H169ZM174 45H175V44H174ZM184 45H185V44H184ZM184 45H183V46H184ZM193 45H194V44H193ZM250 45L253 46L252 43H251ZM28 46H29V43H28ZM31 46H32V45H31ZM35 46H37V44H36ZM54 46H55V45H54ZM54 46H53V47H54ZM61 46H62V45H61ZM86 46H87V45H86ZM91 46H93V45H91ZM103 46H104V45H103ZM106 46H107V48L111 47V46L108 47V45H105L104 47H106ZM115 46H117V45H115ZM139 46H138L137 48H139ZM141 46H142V45H141ZM163 46H164V48H165L166 45H163ZM189 46H190V45H189ZM189 46H187V48H188ZM197 46H198V45H197ZM212 46H213V44H212ZM225 46H226V45H225ZM16 47H17V46H16ZM20 47H21V45H20ZM57 47H58V46H57ZM84 47H85V46H84ZM128 47H129V46H128ZM148 47H149V46H148ZM150 47H151V46H150ZM170 47H172V46H170ZM181 47H182V46H181ZM181 47H180V48H181ZM191 47L193 48V46H191ZM194 47H196V44L194 45ZM201 47H202V46H201ZM254 47H255V46H254ZM0 48H1V47H0ZM4 48H5V46H4ZM18 48H19V47H18ZM39 48H40V47H39ZM39 48H38V49H39ZM60 48H61V47H60ZM64 48H65V47H64ZM76 48H77V46H76ZM96 48H97V47H96ZM117 48H118V47H117ZM119 48H120V47H119ZM131 48H132V44H131ZM164 48H163V49H164ZM168 48H169V47H168ZM192 48H191V49H192ZM207 48H208V49H207ZM207 48H206L207 50H206V49H203V51H204V50H206V51L210 50L209 47H207ZM210 48H211V47H210ZM213 48H214V47H213ZM226 48H227V47H225V48H223V49H226ZM9 49H10V48H9ZM13 49H14V48H13ZM25 49H26V48H25ZM33 49H35V48H33ZM33 49H32V50H33ZM80 49H81V47H80ZM83 49H85V48H83ZM83 49H82V50H83ZM88 49H89V48H88ZM105 49H106V48H105ZM112 49H113V48H112ZM121 49H122V46H121ZM123 49H125V48H123ZM127 49H128V51L131 50V49H129V48H127ZM149 49H150V48H149ZM152 49H153V48H152ZM152 49H150V50H152ZM163 49H162V50H163ZM170 49H171V48H170ZM170 49H168V50L170 51ZM176 49H177V48H176ZM191 49H190V50H191ZM194 49H195V48H194ZM194 49H193V50H194ZM198 49H200V48H198ZM198 49H197V50H198ZM218 49H221V47H220V48L218 47ZM252 49H253V48H252ZM255 49H257V50L263 52V51H264V43L260 44V46H257L256 48H254V50H255ZM2 50H3V48H2ZM22 50H23V49H22ZM26 50H27V49H26ZM26 50H25V51H26ZM28 50H29V49H28ZM51 50H52V49H51ZM69 50H70V49H69ZM89 50H91V49H89ZM89 50L87 51L88 53L91 52V51H89ZM132 50H134V49H132ZM136 50H137V49H135V51H136ZM140 50H141V49H140ZM150 50H149V51H150ZM153 50H154V49H153ZM155 50H156V48H155ZM172 50H173V48H172ZM180 50L182 51V49H179V51H180ZM183 50H184V49H183ZM197 50H196V51H197ZM200 50H201V49H200ZM200 50H199V51H200ZM212 50H213V49H212ZM221 50H222V49H221ZM231 50H232V49H231ZM231 50H229V51H231ZM233 50H234V49H233ZM237 50H238V49H237ZM242 50H243V49H242ZM248 50H249V49H248ZM10 51H11V50H10ZM19 51H21V50H19ZM59 51H60V50H59ZM64 51H65V50H64ZM70 51H72V50H70ZM77 51H79L78 48H77ZM94 51L97 52L96 49H95ZM113 51H115V50H113ZM117 51H118V50H117ZM119 51H120V50H119ZM135 51H134V52H135ZM175 51H176V50H175ZM181 51H180L179 53H181V54L184 53V52H181ZM184 51H186V50H184ZM210 51H211V50H210ZM217 51H218V50H217ZM217 51L215 50V52H217ZM234 51H235V50H234ZM239 51H241V49H239ZM250 51H252V50L250 49ZM250 51H249V52H250ZM7 52H8V51H7ZM11 52H13V50H12ZM23 52H24V51H23ZM44 52H45V51H44ZM54 52H55V51H54ZM65 52H66V51H65ZM65 52H64L63 55H65ZM68 52H69V51H68ZM106 52H107V51H106ZM110 52H111V51H110ZM132 52H133V51H132ZM136 52H137V51H136ZM142 52H143V50H142ZM146 52H147V51H146ZM146 52H145V53H146ZM154 52H155V51H154ZM156 52H157V51H156ZM156 52H155V53H156ZM189 52H190V51H189ZM194 52H195V50H194ZM200 52H201V51H200ZM200 52H199V53H200ZM204 52H205V51H204ZM213 52H214V51H213ZM215 52H214V53H215ZM222 52H223V53H222ZM224 52H225V51H221L220 53H221V54H225V53H226L227 56H228L229 54H231V53H229L228 51H226L225 53H224ZM227 52H228V53H227ZM253 52H254V51H253ZM256 52H257V51H256ZM25 53H26V52H25ZM25 53H24V54H25ZM69 53H71V52H69ZM78 53H80V51H79ZM81 53H82V52H81ZM83 53H84V52H83ZM85 53H86V52H85ZM111 53H112V52H111ZM120 53H122V52H120ZM123 53H126V52L123 51ZM123 53H122V54H123ZM128 53H129V52H128ZM145 53H144V54H145ZM158 53H161V52L159 51ZM175 53H176V52H175ZM196 53H197V52H196ZM196 53H195V54H196ZM217 53H219V51H218ZM232 53H233V52H232ZM241 53H242V52H241ZM250 53H252V52H250ZM263 53H264V52H263ZM11 54H12V53H11ZM17 54H18V53H17ZM34 54H35V53H34ZM36 54H37V52H36ZM51 54H52V52H51ZM60 54H61V53H60ZM60 54H59V55H60ZM102 54H105V53H102ZM106 54H107V53H106ZM106 54H105V55H106ZM129 54H130V53H129ZM134 54H135V53H134ZM151 54H152V53H151ZM151 54H150V55H151ZM153 54H154V53H153ZM162 54H163V52H162ZM165 54H167V53H165ZM189 54H191V53H189ZM193 54H194V53H192L191 55H193ZM195 54H194V56H195ZM203 54H204V53H203ZM252 54H253V53H252ZM9 55H10V53H9ZM14 55H15V56H19V55H16V54H14ZM21 55H23V54H21ZM21 55H20V56H21ZM27 55H28V54H27ZM40 55H41V54H40ZM75 55H76V54H75ZM81 55H83V54H81ZM81 55H80V57H81ZM86 55H88V54H86ZM100 55H101V54H100ZM113 55H115V54H113ZM130 55H131V54H130ZM147 55H148V54H147ZM163 55H164V54H163ZM168 55H170V54H168ZM178 55H179V54H177V57L181 58V57L178 56ZM182 55H183V54H182ZM184 55H185V54H184ZM196 55H199V54H196ZM234 55H235V54H234ZM234 55H233V56H234ZM256 55H257V54H255V57L257 58ZM4 56H5V55H4ZM31 56H32V55H31ZM67 56H68V55H67ZM90 56H91V53H90ZM94 56H95V55H94ZM94 56L91 57V59L94 58ZM109 56H110V55H109ZM151 56H152V55H151ZM174 56H175V55H174ZM231 56H232V54H231ZM249 56H250V55H249ZM249 56H248V58H249ZM11 57H12V56H11ZM21 57H22V56H21ZM65 57H66V56H65ZM65 57L63 56L64 60L66 61V58H65ZM102 57H103V56H102ZM104 57H105V56H104ZM111 57H112V55H111ZM111 57H109V58H111ZM113 57H115V56H113ZM119 57H120V56H119ZM134 57H135V56H134ZM155 57H158V56H155ZM163 57H164V56H163ZM166 57H168V56H166ZM170 57H171V56H169V58H170ZM182 57H183V56H182ZM184 57L188 58L187 56H184ZM192 57H193V56H192ZM195 57H196V56H195ZM225 57H226V55H225ZM237 57H238V55H237ZM255 57H254V58H255ZM258 57H259V56H258ZM262 57H264V54H262ZM6 58H7V57H6ZM6 58H5V59H6ZM19 58H20V57H19ZM47 58H48V57H47ZM53 58H54V57H53ZM56 58H57V57H56ZM63 58H61V59H63ZM70 58H71V57H70ZM74 58H75V57H74ZM84 58H85V55H84ZM97 58H99V57L97 56V57H96V60H97ZM100 58H101V56H100ZM109 58H107V59L109 60ZM116 58H117V56H116ZM135 58H136V57H135ZM135 58H134L133 62H135ZM141 58H142V55H141ZM144 58H145V57H144ZM150 58H152V57H150ZM230 58L232 59V57L229 56V59H230ZM7 59H8V58H7ZM7 59H6V60H7ZM11 59H12V58H11ZM29 59H31V58H29ZM57 59H58V58H57ZM57 59H56V60H57ZM101 59H102V58H101ZM117 59H118V58H117ZM156 59H157V58H156ZM167 59H168V58H167ZM175 59H177V58H175ZM190 59H191V58H190ZM227 59H228V58H227ZM18 60H19V59H18ZM22 60H23V58H22ZM32 60H33V59H32ZM34 60H35V59H34ZM34 60H33V61H34ZM64 60H63V61H64ZM68 60H69V58H68ZM76 60H78V59H75V61H76ZM79 60H81V58H80ZM87 60H89V59H86V61H87ZM111 60H112V59H111ZM146 60H147V59H146ZM146 60H145V61H146ZM153 60L155 61V59H153ZM161 60H162V59H161ZM178 60H179V59H178ZM180 60H181V59H180ZM180 60H179V61H180ZM248 60H249V59H248ZM250 60H251V59H250ZM258 60H259V58H258ZM8 61H11V60L8 59ZM12 61H13V60H12ZM12 61H11V62H12ZM33 61H32V62H33ZM38 61H41V60H38ZM63 61H62V63H63ZM70 61L72 62L73 60H70ZM70 61H69V62H70ZM83 61H84V59L82 60V62H83ZM94 61H95V59H94ZM118 61H119V60H118ZM131 61H132V60H131ZM137 61H139L138 58H137ZM165 61H166V60H165ZM181 61H182V60H181ZM183 61H184V63H186L185 58L183 59ZM188 61H189V60H188ZM223 61H224V59H223ZM253 61H254V59L252 60V63H251V64L254 63ZM1 62H3V60H2ZM11 62H9V63H11ZM71 62H70V64H71ZM95 62H96V61H95ZM111 62H113V61H110L109 63H111ZM116 62H117V61H116ZM133 62H132L131 64H133ZM141 62H142V61H141ZM141 62H140V63H141ZM152 62H153V61H152ZM171 62H172V61H171ZM193 62H194V61H193ZM218 62H219V61H218ZM250 62H251V61H250ZM9 63H8V64H9ZM58 63H59V60H58ZM58 63H56V64H58ZM77 63H78V62H77ZM83 63H85V62H83ZM86 63H87V62H86ZM89 63H90V61H88V64H89ZM102 63H104V62H102ZM102 63H101V64H102ZM105 63H106V62H105ZM109 63H108V65H109ZM157 63H158V62H157ZM166 63H167V62H166ZM189 63H190V62H188V64H189ZM210 63H211V62H210ZM210 63H209L207 66H209ZM214 63H215V62H214ZM225 63H227V62H225ZM3 64H4V63H3ZM6 64H7V62H6ZM6 64H5V65H6ZM18 64H19V63H18ZM18 64H17V65H18ZM25 64H26V63H25ZM25 64H23V66H24ZM59 64H61V63H59ZM63 64H64V63H63ZM65 64H68V62L65 63ZM79 64H81V62H80ZM92 64H93V63H92ZM115 64L117 65V63H115ZM115 64H114L113 66H115ZM119 64H120V63L118 62V65H119ZM126 64H127V63H126ZM138 64H139V63H138ZM145 64H146V63H145ZM147 64H149V63L147 62ZM158 64H159V63H158ZM158 64H157V65H158ZM161 64H162V63H161ZM168 64H171V63H168ZM173 64H174V63H173ZM188 64H186V65H188ZM193 64H194V63H193ZM223 64H224V63H223ZM254 64H255V63H254ZM258 64H259V63H258ZM13 65L15 66V63H14ZM34 65H35V63H34ZM37 65H39V64H37ZM37 65H36V66H37ZM52 65H53V64H52ZM54 65H55V64H54ZM73 65H74V64H73ZM75 65H76V64H75ZM84 65H85V64H84ZM95 65H97V64L95 63ZM99 65H100V64H99ZM99 65H98L97 67H99ZM102 65L105 66L104 64H102ZM108 65H107V66H108ZM123 65H125V64H123ZM127 65H128V64H127ZM136 65H137V64H136ZM153 65H154V64H153ZM159 65H160V64H159ZM174 65H175V64H174ZM182 65H183V64H182ZM182 65H181V67H182ZM186 65H184V66H186ZM198 65H199V64H198ZM214 65H216V64H214ZM214 65H211V66H214ZM26 66H27V65H26ZM57 66H58V65H57ZM57 66L55 65V67H57ZM60 66H61V65H60ZM66 66H67V65H66ZM66 66H65V68H66ZM121 66H122V64H121ZM125 66H126V65H125ZM130 66H131V65H130ZM130 66H129L128 68H130ZM140 66H141V65H140ZM140 66H139V70L141 69ZM144 66H145V65H144ZM184 66H183V67H184ZM191 66H194V65H191ZM218 66H219V65H218ZM222 66H223V65H222ZM222 66H221V68H222V70H223V67H222ZM225 66H226V65H225ZM231 66H232V65H231ZM1 67H2V63H1ZM32 67H33V66H32ZM61 67H62V66H61ZM80 67H81V65H80ZM91 67H93V66H90V69H91ZM109 67H110V66H109ZM109 67H106V68H108V70H109L110 68L112 69V67H110V68H109ZM116 67H118V66H116ZM116 67H114V68H116ZM131 67H132V66H131ZM135 67H136V66H135ZM137 67H138V65H137ZM145 67H146V66H145ZM149 67H151V66L149 65ZM155 67H156V66H155ZM159 67H160V66H159ZM162 67H163V66H162ZM172 67H173V66H172ZM172 67H171V68H172ZM175 67H177V66H175ZM181 67H180V68H181ZM183 67H182V68H183ZM214 67H215V66H214ZM216 67H217V66H216ZM226 67H227V66H226ZM252 67H253V66H252ZM8 68H9V67H8ZM25 68H26V67H25ZM28 68H29V67H28ZM45 68H46V67H45ZM53 68H54V67H53ZM57 68H58V67H57ZM62 68H63V67H62ZM62 68L59 69V70L62 71ZM65 68H64V69H65ZM74 68H76V67H74ZM74 68H73V69H74ZM77 68H78V67H77ZM94 68H96V67H94ZM103 68H104V67H103ZM103 68H102V69H103ZM121 68H122V67H121ZM126 68H127V66L125 67V70H126ZM164 68H165V67H163V69H164ZM177 68H178V67H177ZM177 68H176V69L173 68V69H174V70H178ZM200 68H201V67H200ZM204 68H205V67H204ZM207 68H210V67H207ZM211 68H212V67H211ZM224 68H225V67H224ZM254 68L257 69L256 67H254ZM4 69H5V68H4ZM21 69H22V68H21ZM23 69H24V68H23ZM26 69H27V68H26ZM29 69H30V68H29ZM35 69H36V68H35ZM37 69H38V68H37ZM40 69H41V68H40ZM64 69H63V70H64ZM70 69H71V67H70ZM79 69H80V70L82 69V71H83L84 68H78V70H79ZM85 69H86V68H85ZM98 69H99V68H98ZM100 69H101V67H100ZM102 69H101V70H102ZM104 69H105V68H104ZM111 69H110V71H111ZM117 69H118V68H117ZM117 69H116V70H117ZM122 69H123V68H122ZM137 69H138V68H137ZM137 69H136V70H137ZM145 69H146V68H145ZM147 69L149 70L148 67H147ZM147 69H146V70H147ZM155 69H156V68H155ZM165 69H166V68H165ZM189 69H190V68H189ZM191 69H192V68H191ZM214 69H215V68H214ZM261 69H262V68H261ZM1 70H2V68H1ZM8 70H9V69H7V72H9L10 70L12 71V67L10 68L9 71H8ZM15 70H17V71H21V70H18V69H15ZM15 70H13V73H12L13 75L15 74L14 72H17V71H15ZM54 70L56 71L57 69H54ZM54 70L52 69V71H50V72L52 73ZM93 70H95V69H93ZM114 70H115V69H114ZM129 70H130V69H129ZM148 70H147V71H148ZM151 70H152V69H150V71H151ZM153 70H154V69H153ZM158 70H160V69H158ZM158 70H157V71H158ZM174 70H173V71H174ZM193 70H194V68H193ZM209 70H210V69H209ZM209 70H206V71H209ZM212 70H213V69H212ZM215 70H217V68H216ZM215 70H213V71H215ZM219 70H221V69H219ZM222 70H221V71H222ZM226 70H228V69H226ZM238 70H239V69H238ZM246 70H247V69H246ZM246 70H245V71H246ZM2 71H3V70H2ZM2 71H1V73H2ZM11 71H10V72H11ZM26 71H27V73H26ZM26 71H23V70H22L21 72H25L26 75L28 74V75L30 76V77H28V78H31L30 80H33V79L35 78V76H34V78L31 77L32 75L29 74V73H30V70H29V73H28V69H27ZM35 71H36V70H35ZM35 71H34V72H35ZM41 71H42V69H41ZM57 71H58V70H57ZM61 71H58V73L61 74V75L64 74V73L61 72ZM67 71H68V73L71 72V71L69 72L68 69L66 70V72H67ZM82 71H81V73H82ZM84 71H85V70H84ZM106 71H107V70H105L104 72H106ZM112 71H113V70H112ZM118 71H119V70H118ZM126 71H128V70H126ZM132 71H133V70H132ZM143 71H144V68H143ZM155 71H156V70H155ZM166 71H167V70H166ZM199 71H200V70H199ZM203 71H205V70H203ZM217 71H218V70H217ZM221 71H219V72L221 73ZM228 71H230V70H228ZM3 72L5 73L6 71H3ZM10 72L8 73L9 76L11 75ZM31 72H32V71H31ZM43 72L45 73V71H43ZM60 72H61V73H60ZM74 72L76 73V71H74ZM79 72H80V71H79ZM92 72H93V71H92ZM99 72H100V70H99ZM114 72H115V71H114ZM114 72H113V74H114ZM130 72H131V70H130ZM141 72H142V71H141ZM144 72H146V71H144ZM160 72H162V71H160ZM160 72H159V73H160ZM164 72H165V71H164ZM164 72H162V73H164ZM196 72H198V71H196ZM196 72H195V73H196ZM215 72H216V71H215ZM222 72H223V71H222ZM231 72H233V71H231ZM231 72H230V74H229V73H228V74H229V75H232V74L234 73V72H233V73L231 74ZM246 72H247V71H246ZM255 72H257V71H255ZM1 73H0V74H1ZM25 73H23V74H25ZM32 73H33V72H32ZM40 73H41V72H40ZM51 73H50V74H51ZM75 73H73V74H75ZM85 73H86V72H85ZM108 73H109V72H108ZM108 73H107V74H108ZM115 73H116V72H115ZM122 73H125V72H122ZM122 73H121V74H122ZM131 73H132V72H131ZM134 73H135V72H134ZM136 73H137V72H136ZM150 73H152V71H151ZM150 73H149V74H150ZM156 73L158 74V72H156ZM202 73L204 74V72H202ZM217 73H218V72H217ZM217 73H216V74H217ZM259 73H260V72H259ZM2 74H3V73H2ZM2 74H1V75H2ZM8 74H7V75H8ZM17 74H18V73H17ZM20 74H21V73H19L18 75H20ZM23 74H22V75H23ZM36 74H37V73H36ZM36 74H35V75H36ZM47 74H48V72H47ZM59 74H58V75H59ZM65 74H66V73H65ZM73 74H72V75H73ZM82 74H83V73H82ZM91 74H92V73H91ZM94 74H95V72H94ZM94 74H93V75H94ZM101 74H103V73L101 72L100 75H101ZM111 74H112V73H111ZM111 74H110V75H111ZM119 74H120V73H119ZM126 74H127V73H126ZM140 74H142V73H140ZM144 74H145V73H144ZM146 74H147V73H146ZM157 74H156V75H157ZM170 74H171V73H170ZM176 74H177V73H176ZM207 74H208V72H207ZM212 74H213V73H212ZM249 74H250V73H249ZM249 74H248V75H249ZM251 74H252V73H251ZM253 74H255V73H253ZM1 75H0V77H1ZM22 75H21V77H24V76H25V75H24V76H22ZM54 75H56V74H54ZM58 75H57V76H58ZM75 75H76V74H75ZM87 75H89V69H88V71H87ZM100 75H99V76H100ZM103 75H104V74H103ZM110 75H109V76H110ZM123 75H125V74H123ZM135 75H137V74H135ZM138 75H139V74H138ZM161 75H162V74H161ZM161 75H160V76H161ZM164 75L166 76L165 73H164ZM177 75H178V74H177ZM179 75H180V74H179ZM197 75H198V74L196 73V76H197ZM226 75H227V74H226ZM3 76H5V75L3 74ZM3 76H2V77H3ZM43 76H44V75H43ZM50 76H51V75H50ZM69 76H71V75H69ZM95 76H96V75H95ZM95 76H93V77H95ZM104 76H106V75H104ZM109 76L107 75V77H108L107 79H109ZM147 76H148V75H147ZM152 76H153V75H152ZM160 76H159V77H160ZM169 76H170V75H169ZM169 76H168V77H169ZM172 76H174V75H172ZM204 76H205V74H204ZM204 76H203V78H204ZM213 76H214V75H213ZM223 76H224V75H223ZM243 76H244V75H243ZM243 76H241V77H243ZM246 76H247V75H246ZM253 76H254V75H253ZM256 76H257V74H256ZM2 77H1V78H2ZM11 77H12V75H11ZM25 77H26V76H25ZM47 77H49V76H47ZM51 77H52V76H51ZM59 77H60V76H59ZM62 77H63V75H62ZM71 77H72V76H71ZM74 77H75V76H74ZM91 77H92V76H91ZM93 77H92V78H93ZM97 77H98V76H97ZM102 77H103V76H102ZM111 77H112V76H111ZM129 77H130V75H129ZM141 77H142V76H141ZM144 77H145V76H144ZM155 77H156V76H155ZM155 77H154V78H155ZM162 77H164V76L162 75ZM175 77H176V76H175ZM181 77H182V82H183V79H185V77H184V76H181ZM183 77H184V78H183ZM227 77H228V75H227ZM239 77H240V76H239ZM239 77H237V78H239ZM241 77H240V78H241ZM260 77H262V76H260ZM3 78H4V77H3ZM5 78H6V76H5ZM16 78H18V77H16ZM32 78H33V79H32ZM41 78H42V80H43V77H42V76H41ZM45 78H46V76H45ZM53 78H54V77H53ZM64 78H66V77H64ZM78 78L81 79V77H78ZM82 78H83V77H82ZM104 78L106 79V77H104ZM113 78H114V77H113ZM115 78H116V77H115ZM115 78H114V79H115ZM121 78H122V77H121ZM121 78H120V79H121ZM131 78H133V77H131ZM149 78H150V80H151V76H150ZM157 78H158V76H157ZM166 78H167V77H166ZM169 78H171V77H169ZM169 78H168V79H169ZM173 78H174V77H172V79H173ZM187 78H188V77H187ZM200 78H201V76L199 77V79H200ZM206 78H207V75H206ZM210 78H211V77H210V73H209L208 79H210ZM223 78H224V77H223ZM229 78H230V76H229ZM232 78H233V77H232ZM237 78H236V79H237ZM251 78H252V77H251ZM6 79H8V78H6ZM56 79H57V77H56ZM72 79H74V78H72ZM80 79L78 80L79 82L81 81ZM101 79H103V78H101ZM105 79H104V81H107V80H105ZM118 79H119V78H118ZM118 79H115V80L117 81ZM125 79H126V78H125ZM128 79H129V78H128ZM133 79H135V78H133ZM139 79H140V78H139ZM147 79H148V78H147ZM158 79H159V78H158ZM163 79H164V78H163ZM163 79H162V80H163ZM168 79H164V80H167V81H168ZM172 79H171V80H172ZM213 79H215V77L212 78V81H213ZM236 79H235V80H236ZM245 79H246V78H245ZM0 80H2V79H0ZM19 80H21V79H18L17 81H19ZM38 80H39V78H38ZM68 80L71 81V79H69V78H68ZM82 80H83V79H82ZM84 80H85V79H84ZM88 80H89V79H88ZM93 80H95V79L93 78L92 81H93ZM131 80H132V79H131ZM140 80H141V79H140ZM144 80H145V79H144ZM144 80H143V82H144ZM150 80H148V81H150ZM152 80L155 81V79H153V78H152ZM200 80H201V79H200ZM203 80L205 81V79H203ZM223 80H224V79H223ZM227 80H228V78H227ZM230 80H231V78H230ZM235 80H234V81H235ZM239 80H240V79H239ZM239 80H238V82H239ZM256 80H257V79H256ZM256 80H255V81H256ZM259 80H260V78H259ZM263 80H264V79H263ZM2 81H3V80H2ZM4 81H5V80H4ZM17 81H16V82H17ZM23 81H24V80H23ZM35 81H37V79H36ZM44 81H46V80L44 79ZM48 81H49V80H47L46 83H47ZM53 81H54V80H53ZM55 81H57V80H55ZM63 81H64V80H63ZM75 81H76V80H75ZM75 81H74V82H75ZM90 81H91V78H90ZM96 81H97V80H96ZM96 81H94V83H95ZM116 81H115V83H116ZM121 81H123V80H121ZM127 81H128V80H127ZM134 81H135V80H134ZM148 81H147V82H148ZM159 81L161 82L160 79H159ZM178 81H179V80H178ZM186 81H187V80H186ZM201 81H202V80H201ZM204 81H203V82H204ZM206 81H207V80H206ZM217 81H219V80H217ZM225 81H226V80H225ZM234 81H231V82H234ZM241 81L243 82V81H245V80H241ZM246 81H247V80H246ZM261 81H262V79H261ZM8 82L11 83L10 81H8ZM28 82H29V81H28ZM39 82H40V81H39ZM39 82H38V83H39ZM50 82H51V81H50ZM58 82L61 83V82H62V79H61V81H58ZM64 82H65V81H64ZM71 82H72V81H71ZM85 82H86V81H84V83H85ZM99 82H100V81H99ZM118 82H119V81H117L116 85L119 84ZM123 82H125V81H123ZM129 82H130V81H129ZM136 82H137V81H136ZM156 82H157V81H156ZM163 82H164V81H162L161 83L163 84ZM180 82H181V81H180ZM198 82H199V81H198ZM210 82H211V81H210ZM210 82H208V83H210ZM214 82H215V81H214ZM223 82H224V81H222V84H223ZM258 82H259V81H258ZM0 83H1V82H0ZM2 83H3V82H2ZM17 83H18V82H17ZM31 83H35V82H31ZM48 83H49V82H48ZM60 83H59V84H60ZM80 83H81V82H80ZM84 83H83V85H84L83 87H85V85H86V84H84ZM94 83H93V86L96 87V88H98L97 85H94ZM104 83H106V82H104ZM125 83H126V82H125ZM125 83H123V84H125ZM150 83H152V82H150ZM200 83H202V82H200ZM204 83H205V82H204ZM206 83H207V82H206ZM206 83H205V84H206ZM228 83H229V82H228ZM236 83H237V80H236ZM240 83H241V82H240ZM5 84H6V83H5ZM22 84H23V83H22ZM42 84H43V82H42L40 85H42ZM44 84H45V83H44ZM51 84H52V82H51ZM54 84H56V83H54ZM54 84H52V85H54ZM59 84H56V85L58 86ZM62 84H63V83H61L60 85H62ZM91 84H92V82L90 83V85H91ZM101 84H102V82H101ZM106 84H109V83H106ZM129 84H130V83H129ZM147 84H148V83H147ZM155 84H156V83H155ZM157 84H159V83H157ZM167 84H168V83H167ZM213 84L215 85V83H213ZM213 84H212V85H213ZM222 84H221V85H222ZM226 84H227V82H226ZM246 84H247V83H246ZM246 84H245L244 88H245V87H248V86H246ZM251 84H252V83H251ZM253 84L255 85V83H253ZM26 85H27V84H26ZM28 85H29V83H28ZM49 85H50V84H49ZM79 85H80L79 83H78V84L76 83V84L73 85V86L71 85V87H72V89L75 91V89H77V87H78ZM102 85H103V84H102ZM104 85H105V84H104ZM112 85H114V80H113V82H112ZM116 85H115V86H116ZM125 85H126V84H125ZM148 85L150 86V84H148ZM160 85H161V84H160ZM163 85H164V84H163ZM223 85H224V84H223ZM241 85H242V83H241ZM247 85H248V84H247ZM258 85H259V84H258ZM6 86H8V85L6 84ZM22 86H23V85H22ZM22 86H20V87H22ZM35 86H36V84H35ZM43 86H44V85H43ZM46 86H47V84H46ZM46 86H45V87H46ZM50 86H51V85H50ZM68 86H69V85H68ZM87 86L90 87V86L88 85V82H87ZM87 86H86V87H87ZM91 86H92V85H91ZM105 86H106V85H105ZM105 86H104V87H105ZM120 86H121V85H120ZM126 86H127V85H126ZM129 86H130V85H129ZM132 86H133V85H132ZM136 86H137V85H136ZM143 86H144V85H143ZM149 86H148V87H149ZM156 86H157V85H155V87H156ZM179 86H181V85H179ZM199 86H200V84H199ZM208 86H210V85H208ZM208 86L206 85L207 90H208ZM236 86H237V85H235V87H236ZM238 86H239V85H238ZM4 87H5V86H4ZM17 87H18V86H17ZM29 87H30V86H29ZM29 87H28V88H29ZM39 87H40V86H39ZM41 87H42V86H41ZM51 87H52V86H51ZM54 87H55V85H54ZM64 87H67V86L65 85ZM71 87H70V89H71ZM79 87H80V89H81V85H80ZM79 87H78V88H79ZM83 87H82V88H83ZM99 87H100V86H99ZM106 87H107V86H106ZM108 87H109V86H108ZM111 87H112V86H111ZM111 87H110V88H111ZM134 87H135V86H134ZM144 87L147 88L146 86H144ZM144 87H143V88H140V89H137V90L134 89L135 91H133V92L135 93V92L138 91V90H140L139 92H141L142 89H143V91H145V90H146V91H149V90H147L148 88L145 89ZM151 87H152V86H151ZM160 87H161V86H160ZM165 87H166V86H165ZM165 87L162 86V89H164ZM169 87H170V86H169ZM212 87H213V86H212ZM223 87H224V86H223ZM235 87H233V88L235 89ZM249 87H250V86H249ZM262 87H263V86H262ZM0 88H1V87H0ZM14 88H15V87H14ZM23 88H24V87H23ZM43 88H44V87H43ZM46 88H48V87H46ZM96 88H95V89H96ZM118 88H120V87H118ZM122 88H123V86H122ZM156 88H157V87H156ZM158 88H159V85H158ZM180 88H181V87H180ZM182 88H183V87H182ZM241 88H242V87H241ZM253 88H254V87H253ZM10 89H12V88H10ZM25 89L28 90L27 88H24L23 90H25ZM32 89H33V88H32ZM38 89H41V88H38ZM60 89H61V87H60ZM67 89H69V88H67ZM89 89H91V88H89ZM95 89H94V90H95ZM98 89H99V88H98ZM100 89H102V88H100ZM105 89H106V88H105ZM111 89H112V88H111ZM111 89H110V90H111ZM114 89H115V87H114ZM128 89H130V88H128ZM131 89H132V87H131ZM131 89H130V90H131ZM149 89H150V88H149ZM167 89H168V88H167ZM173 89H174V88H173ZM245 89H246V88H245ZM251 89H252V87H251ZM251 89H249V90H251ZM258 89H259V87H258ZM5 90H6V89H5ZM14 90H15V89H14ZM14 90L12 89L13 92H14ZM52 90H53V89H52ZM52 90H51V91H52ZM55 90H56V89H55ZM55 90H54V91H55ZM84 90L86 91V93H89L88 89L86 90V88H84ZM102 90H103V89H102ZM120 90H121V89H120ZM120 90H119V91H120ZM155 90H157V89H155ZM168 90H169V89H168ZM171 90H172V89H170V91H168V92H169V95H170V92H172ZM176 90H177V89H176ZM207 90H206V91H207ZM210 90H211V88H210ZM215 90H216V89H215ZM219 90H220V89H219ZM230 90H231V89H230ZM239 90H240V88H239ZM241 90H242V89H241ZM243 90H244V89H243ZM246 90H247V89H246ZM2 91H3V90H2ZM7 91H8V90H7ZM15 91H16V90H15ZM18 91H20V90H18ZM46 91H47V90H46ZM48 91H49V90H48ZM56 91H57V90H56ZM61 91H62V90H60V92H61ZM66 91H67V90L65 89V92H66ZM71 91H72V90H71ZM78 91H79V90H78ZM98 91H99V90H98ZM103 91H104V90H103ZM146 91H145V93H146ZM153 91H154V90H153ZM216 91H217V90H216ZM253 91H254V90H253ZM255 91H256V90H255ZM5 92H6V91H5ZM10 92H11V91H10ZM16 92H17V91H16ZM27 92H28V91H27ZM27 92H26V93H27ZM37 92H39V91L37 90ZM41 92H42V91H41ZM63 92H64V89H63ZM69 92H70V91H69ZM72 92H73V91H72ZM108 92H109V91H108ZM125 92H127V91H125ZM131 92H132V91H131ZM131 92H129V93H131ZM133 92H132V93H133ZM151 92H152V91H151ZM157 92H161V91H157ZM166 92H167V90H166ZM180 92H182V91H180ZM224 92H225V91H224ZM235 92H236V91H235ZM21 93H22V91H21ZM28 93H29V92H28ZM34 93H35V92H34ZM34 93H33V95H34ZM66 93H68V91H67ZM75 93H76V91H75ZM77 93H79V92H77ZM81 93H82V92H81ZM83 93H85V92H83ZM106 93H107V91H106ZM120 93H122V92H120ZM132 93H131V94H132ZM134 93H133V94H134ZM149 93H150V91L148 92V94H149ZM154 93H155V92H154ZM162 93H163V92H162ZM175 93L177 94V92H175ZM208 93H209V92H208ZM208 93H207V94H208ZM221 93H222V91H221ZM221 93H219V94H221ZM229 93H230V92H229ZM239 93H240V92H239ZM253 93H254V92H253ZM1 94H2V93H1ZM9 94H10V93H9ZM9 94H8V95H9ZM23 94H24V93H23ZM31 94H32V93H31ZM31 94H29V95H31ZM96 94H97V93H96ZM110 94H111V92H110ZM115 94H116V93H115ZM115 94H113V95H115ZM117 94H118V92H117ZM135 94H138V92H136ZM135 94H134V97H136ZM151 94H152V93H151ZM151 94H150V95H151ZM159 94H160V93H159ZM189 94H190V93H189ZM215 94H216V92H215ZM217 94H218V93H217ZM230 94H231V93H230ZM234 94H235V93H234ZM240 94H242V92H241ZM3 95H4V92H3ZM3 95H2V96H3ZM11 95H12V94H11ZM11 95H10V96H11ZM15 95H16V94H15ZM17 95H19V94H17ZM33 95H31V96H33ZM85 95H86V94H85ZM90 95L92 96L91 93H90ZM123 95H125V93H123ZM126 95H127V94H126ZM138 95H139V94H138ZM141 95H142V94H141ZM141 95H139V96H141ZM144 95H145V97H147V96H146L147 94H144ZM144 95H143V96H144ZM153 95H155V94H153ZM169 95H168V96H169ZM174 95H175V94H174ZM231 95H232V94H231ZM242 95H243V94H242ZM244 95H245V94H244ZM244 95H243V97H244ZM246 95H247V94H246ZM2 96H1L0 98H2ZM93 96H94L95 99H96V97L98 96V94H97V96H95V94H93ZM108 96H109V95H108ZM110 96H111V95H110ZM110 96H109V98H107V97H106V98H107V99H110ZM115 96H116V95H115ZM128 96H131V97H132V95H128ZM148 96H149V95H148ZM158 96H159V95H157V98H158ZM163 96H165V95H163ZM182 96H183V94H182ZM182 96H181V97H182ZM191 96H193V95H191ZM194 96H195V95H194ZM219 96H220V95H219ZM237 96H238V94H237ZM237 96H236V97H237ZM5 97H7V96H5ZM11 97H12V96H11ZM13 97H14V96H13ZM22 97H23V95L21 96V98H22ZM27 97H28V95H27ZM34 97H36V95H35ZM34 97H33V98H34ZM81 97H82V96H81ZM86 97H87V96H86ZM134 97H133V99H134ZM141 97H142V96H141ZM150 97H151V96H150ZM174 97H176V96H174ZM196 97H197V96H196ZM211 97H212V96H211ZM217 97H218V96H217ZM231 97H232V96H231ZM234 97H235V96H234ZM234 97H233V99H236V98H234ZM239 97H241V95H240ZM254 97H255V96H254ZM256 97H257V96H256ZM261 97H263V96H261ZM261 97H260V98H261ZM19 98H20V97H19ZM29 98H30V97H29ZM38 98H39V97H38ZM83 98H85V96H84ZM106 98H105V99H106ZM115 98H116V97H115ZM123 98H125V97H123ZM143 98H144V97H143ZM143 98H138V99H141L140 101L142 102V101H143V100H142ZM165 98H166V97H165ZM172 98H173V95H172ZM176 98H178V97H176ZM187 98H188V97H187ZM193 98H194V97H193ZM221 98H222V97H221ZM228 98H230V97L228 96ZM245 98H246V97H245ZM247 98H248V97H247ZM2 99H3V98H2ZM8 99H10V98H8ZM14 99H15V97H14ZM14 99L12 98V100H14ZM17 99H18V96H17ZM23 99H24V98H23ZM26 99H27V98H26ZM86 99H87V98H86ZM88 99H89V98H88ZM88 99H87V100H88ZM97 99H98V98H97ZM105 99H103V102L105 101ZM107 99H106V101H107ZM128 99H129V98H128ZM128 99H127V97H126V101H127ZM144 99L146 100V98H144ZM152 99H153V97H152ZM155 99H156V97H155ZM155 99H154V100H155ZM163 99H164V98H162L161 100L163 101ZM166 99H167V98H166ZM169 99H170V98H169ZM169 99H168V100H169ZM173 99H174V98H173ZM212 99H215V100H216V98H213V97H212ZM258 99H259V98H258ZM6 100H7V98H6ZM10 100H11V99H10ZM19 100H21V99H19ZM41 100H42V103H43V99H41ZM56 100H58V99H56ZM56 100H55V101H56ZM59 100H60V99H59ZM78 100H79V99H78ZM84 100H85V99H84ZM91 100H92V99H91ZM98 100H99V99H98ZM120 100H121V99H120ZM122 100H123V99H122ZM156 100H157V99H156ZM174 100H175V99H174ZM178 100H179V99H178ZM187 100H188V99H187ZM187 100H186V101H187ZM218 100H219V99H218ZM16 101H17V100H16ZM25 101H26V100H25ZM27 101H28V100H27ZM37 101H38V100H37ZM46 101H47V100H46ZM93 101H94V98H93ZM130 101H131V100H130ZM133 101H134V100H133ZM133 101H132V103H133ZM136 101H137V100H136ZM140 101H138V102H140ZM157 101H160V100H157ZM171 101H172V100H171ZM171 101H169V102H171ZM179 101H180V100H179ZM193 101H194V100H193ZM219 101H221V100H219ZM219 101H217V102H219ZM228 101H229V99H228ZM238 101H239V100H238ZM0 102H1V101H0ZM10 102H11V101H9L8 103H10ZM14 102H15V101H14ZM20 102H21V101H20ZM29 102H31V101H29ZM49 102H50V101H49ZM80 102H81V101H80ZM89 102H90V99H89ZM98 102H100V101H97V102L95 101L94 103L97 104ZM119 102H120V101H119ZM127 102H128V101H127ZM146 102H148V100H146ZM180 102H181V101H180ZM213 102H214V101H213ZM239 102H240V101H239ZM239 102H237V103H239ZM11 103H12V102H11ZM17 103H18V102H17ZM70 103H72V102H70ZM74 103H75V102H74ZM77 103H78V101H77ZM91 103H92V101H91L89 104H91ZM129 103H130V102H129ZM149 103H150V102H149ZM162 103H163V102H162ZM167 103H168V102H167ZM182 103H184V101H183ZM196 103H197V101H196ZM228 103H229V102H228ZM243 103H245V102H243ZM255 103H257V102H255ZM262 103H263V101H262ZM27 104H28V102H27ZM31 104H32V103H31ZM33 104H34V103H33ZM38 104H39V102H38ZM45 104L48 105L47 102H46ZM60 104H61V103H59V105H60ZM81 104H82V103H81ZM126 104H127V103H126ZM155 104H156V103H155ZM164 104H165V103H164ZM173 104H174V103H173ZM187 104H188V103H187ZM187 104H186V105H187ZM216 104H217V103H216ZM229 104H230V103H229ZM232 104H233V103H232ZM259 104H260V103H259ZM263 104H264V103H263ZM5 105H6V104H5ZM9 105H10V104H9ZM17 105H18V104H17ZM28 105H30V104H28ZM35 105H36V104H35ZM103 105H104V103H103ZM105 105H107L106 102H105ZM121 105H122V104H121ZM135 105H136V104H135ZM148 105H149V104H148ZM166 105H167V104H166ZM189 105H190V103H189ZM189 105H188L187 107H190ZM192 105H193V102H192ZM227 105H228V104H227ZM230 105H231V104H230ZM234 105H235V103H234ZM241 105H242V104H241ZM7 106H8V105H7ZM7 106H5V108H6ZM39 106H40V105H39ZM42 106H43V104H42ZM53 106H54V105H53ZM77 106H78V108H79V105H77ZM80 106H81V105H80ZM85 106H86V105H85ZM85 106H84V108H85ZM96 106H99V104H97ZM153 106H154V105H153ZM153 106H150V109H152L151 107H153ZM174 106H175V105H174ZM176 106H177V105H176ZM193 106H194V105H193ZM215 106H216V105H215ZM219 106H220V104H219ZM239 106H240V103H239ZM0 107H1V106H0ZM15 107H17V106H15ZM26 107H28V106H26ZM36 107H37L36 109H38V105H36ZM45 107H46V109H43V111H44V110H47L48 108H49L50 110H52V109L54 108V107H53V108L51 109L50 107H52V106H50V107H48V108H47V106H45ZM74 107H75V106H74ZM100 107H101V105H100ZM108 107H109V106H108ZM141 107H142V106H141ZM194 107H195V106H194ZM243 107H245V106L243 105ZM1 108H4V106H2ZM10 108H12V107H10ZM20 108H21V107H20ZM68 108H69V106H68ZM68 108H66V110H67ZM72 108H73V107H72ZM72 108H71V110H73ZM75 108H76V107H75ZM82 108H83V107H82ZM84 108H83V111L85 110ZM86 108H87V107H86ZM97 108H98V107H97ZM102 108H103V107H102ZM105 108H106V107H105ZM121 108H122V107H121ZM159 108H160V107H159ZM165 108H168V107H165ZM165 108H164V109H165ZM171 108H172V103H171V107H170L169 109H171ZM205 108H206V107H205ZM218 108H219V107H218ZM227 108H228V107H227ZM241 108H242V107H241ZM245 108H246V107H245ZM14 109H16V108H14ZM22 109H23V107H22ZM49 109H48V110H49ZM69 109H70V108H69ZM79 109H80V108H79ZM91 109H92V106H91ZM143 109H144V106H143ZM156 109H157V108H155V110H156ZM242 109H243V108H242ZM246 109H247V108H246ZM246 109H245V110H246ZM1 110H2V109H1ZM4 110L6 111V109H4ZM4 110H2V111H4ZM8 110H9V108H8ZM11 110H12V109H11ZM23 110H24V109H23ZM66 110H64L65 113L67 112ZM74 110H75V109H74ZM86 110H89V109H86ZM93 110H95V109H93ZM106 110H107V109H106ZM134 110H135V109H134ZM144 110H145V109H144ZM162 110H163V109H162ZM178 110H180V109H178ZM192 110H193V109H192ZM243 110H244V109H243ZM245 110H244V111H245ZM14 111H16V110H14ZM20 111H21V109H20ZM38 111H40V110H38ZM76 111H77V110H76ZM83 111L81 110V113H82ZM100 111H101V109H100ZM132 111H133V110H132ZM137 111H138V110H137ZM146 111H147V110H146ZM157 111H158V110H157ZM174 111H175V110H174ZM174 111L171 112V113H174ZM188 111H190V110H188ZM188 111H187V112H188ZM205 111H206V110H205ZM224 111H225V108H224ZM226 111H227V110H226ZM0 112H1V111H0ZM9 112H10V111H9ZM26 112H27V110H26ZM29 112H30V111H29ZM46 112H47V111H46ZM53 112H54V111H53ZM69 112H70V111H69ZM78 112H79V111H78ZM95 112H96V111H95ZM111 112H112V111H111ZM133 112H134V111H133ZM149 112H150V111H149ZM152 112H153V111H152ZM169 112H170V111H169ZM176 112H177V111H176ZM181 112H182V111H180V113H181ZM231 112H232V111H231ZM233 112H234V111H233ZM2 113H4V112H2ZM5 113H6V112H5ZM10 113H11V112H10ZM16 113H17V112H16ZM20 113H21V112H20ZM24 113H25V112H24ZM24 113H23V114H24ZM32 113H33V112H32ZM50 113H51V111H50ZM57 113H58V112H57ZM57 113H56V114H57ZM59 113H60V112H59ZM75 113H76V112H75ZM81 113H80V114H81ZM93 113H94V112H93ZM93 113H92V114H93ZM104 113H105V114H108V113H106V112H104ZM112 113H113V112H112ZM115 113H116V112H115ZM140 113H141V112H140ZM154 113H155V112H154ZM167 113H168V112H167ZM167 113H166V114H167ZM185 113H186V112H185ZM234 113H235V112H234ZM6 114H8V113H6ZM26 114H27V113H26ZM30 114H31V112H30ZM38 114H40V113H38ZM44 114H45V112H44ZM44 114H43V116H44ZM51 114H52V113H51ZM60 114H62V113H60ZM82 114H83V113H82ZM102 114H103V113H102ZM0 115H1V114H0ZM8 115H9V114H8ZM11 115H12V114H11ZM17 115H18V114H17ZM49 115H50V114H49ZM49 115H48V116H49ZM52 115H55V112H54V114H52ZM62 115H63V114H62ZM65 115H66V114H65ZM94 115H95V113H94ZM99 115H100V113L98 114V116H99ZM119 115H120V114H119ZM119 115H118V116H119ZM121 115H122V114H121ZM144 115H146V113H145ZM150 115H152V114H150ZM150 115H147V116H149L148 118L151 117ZM163 115H164V114H163ZM171 115H175V114H170V116H171ZM186 115H187V117H188V114H186ZM191 115H192V114H191ZM191 115H189V116H191ZM240 115H241V114H240ZM242 115H243V113H242ZM9 116H10V115H9ZM30 116H31V115H30ZM40 116H41V115H40ZM46 116H47V115H46ZM55 116H56V115H55ZM77 116H78V115H77ZM77 116H76V117H77ZM89 116H90V115H89ZM101 116H102V115H101ZM111 116H112V115H111ZM111 116H110V117H111ZM118 116H116V118H118ZM133 116H134V115H133ZM153 116H154V115H153ZM153 116H152V118H153ZM165 116H166V115H165ZM165 116H163V117H165ZM177 116H178V115H177ZM184 116H185V115H184ZM243 116H244V115H243ZM0 117H1V116H0ZM10 117H12V116H10ZM19 117H21V116H19ZM23 117H24V116H23ZM32 117H33V116H32ZM58 117H60V116H58ZM68 117H69V116H68ZM70 117H71V116H70ZM86 117H87V116H86ZM90 117H91V116H90ZM103 117H104V119H105L106 116L103 115ZM107 117H108V115H107ZM110 117H108V119H109ZM113 117H114V116H113ZM119 117L121 118L122 116H119ZM136 117H137V116H136ZM140 117H141V116H140ZM140 117H138V118H140ZM143 117H144V116H143ZM155 117H156V113H155ZM155 117H154L153 119H155ZM163 117H162V118H163ZM179 117H180V116H179ZM193 117H194V116H193ZM25 118L27 119V117H25ZM25 118H24V119H25ZM44 118H45V117H44ZM47 118H48V117H47ZM53 118H54V116H53ZM53 118H52V119H53ZM73 118H74V117H72V120H73ZM91 118H92V117H91ZM94 118H96V117H94ZM122 118H123V117H122ZM122 118H121V120H122ZM126 118H127V117H126ZM138 118H137V120H138ZM141 118H142V117H141ZM148 118H147V120H148V122H149V120L152 119V118H150V119H148ZM168 118H169V117H168ZM191 118H192V116H191ZM194 118H195V117H194ZM28 119H29V117H28ZM37 119H38V118H37ZM42 119H43V117H42ZM49 119H51V118H49ZM77 119H78V118H77ZM87 119H89V118H87ZM98 119H99V118H98ZM102 119H103V118H102ZM144 119H145V118H144ZM144 119H143V120H144ZM163 119H164V118H163ZM182 119H183V118H182ZM188 119H189V117H188ZM17 120H19L18 117H17ZM58 120H59V119H58ZM72 120H71V121H72ZM85 120H86V118H85ZM95 120H96V119H95ZM123 120H125V118H123ZM128 120H129V119H128ZM137 120H136V121H137ZM140 120H141V119H140ZM143 120H141V121H143ZM161 120H162V119H161ZM175 120H176V118H175ZM186 120H187V118H186ZM186 120H184V121H186ZM25 121H26V120H25ZM28 121L30 122L31 120H28ZM32 121H33V120H32ZM49 121H50V120H49ZM55 121H56V120H55ZM74 121H75V119H74ZM81 121H82V120H81ZM87 121H89V120H87ZM101 121H102V123H103V120H101ZM104 121H106V120H104ZM112 121H113V120H112ZM112 121H111V122H112ZM125 121H126V120H125ZM153 121H154V120H153ZM156 121H157V120H156ZM159 121H160V120H159ZM170 121H171V120H170ZM182 121H183V120H182ZM191 121H192V120H191ZM234 121H235V120H234ZM234 121H233V122H234ZM236 121H237V120H236ZM21 122H23V118H22ZM33 122H34V121H33ZM51 122H53V121H51ZM58 122H59V121H58ZM65 122H66V121H65ZM65 122H64V123H65ZM93 122H94V121H93ZM108 122H109V121H108ZM111 122H110V123H111ZM113 122H114V121H113ZM151 122H152V121L150 120V123H151ZM174 122H175V121H174ZM174 122H170V123H174ZM177 122H178V121H177ZM188 122H189V121H188ZM192 122H193V121H192ZM192 122H191V123H192ZM238 122H239V121H238ZM56 123H57V122H56ZM70 123H71V122H70ZM70 123H69V124H70ZM72 123H73V122H72ZM78 123H79V122H78ZM78 123H77V124H78ZM86 123H88V122H86ZM86 123H85V124H86ZM90 123H91V122H90ZM118 123H119V122H118ZM123 123H125V122H123ZM123 123H122V124H123ZM128 123H130V122H128ZM128 123H127V124H128ZM138 123L140 124V122H138ZM141 123H143V122H141ZM160 123H161V121H160ZM166 123H167V122H166ZM180 123H181V122H180ZM189 123H190V122H189ZM20 124H21V123H20ZM28 124H29V123H28ZM31 124H32V123H31ZM34 124H35V123H34ZM52 124H53V123H52ZM54 124H55V123H54ZM61 124H62V123H61ZM65 124H66V123H65ZM65 124H64V125H65ZM67 124H68V123H67ZM69 124H68V125H69ZM74 124H75V123H74ZM88 124H89V123H88ZM103 124H104V123H103ZM106 124H107V123H106ZM106 124H105V125H106ZM115 124H116V122L113 123V125H114V129H115V130H113V128H112V130H113L114 132H115V131L117 132V129H116V127H115ZM143 124L145 125V123H143ZM155 124H156V122H155ZM155 124H154V122H153V124L151 123V126H152V125H155ZM157 124H158V123H157ZM157 124H156V125H157ZM162 124H163V123H162ZM162 124H160V125H162ZM168 124H169V122H168ZM183 124H185V123H183ZM193 124H194V123H193ZM241 124H242V123H241ZM32 125H33V124H32ZM48 125H51V123L48 124ZM58 125H59V124H58ZM62 125H63V124H62ZM62 125H61V126H62ZM68 125H67V126H68ZM75 125H76V124H75ZM86 125H87V124H86ZM105 125H104V126H105ZM108 125H109V123H108ZM125 125H126V124H125ZM133 125H134V124H133ZM133 125H132V126H133ZM140 125H141V124H140ZM163 125H164V124H163ZM166 125H167V124H166ZM166 125H165V126H166ZM169 125H171V124H169ZM172 125H174V124H172ZM179 125H180V124H179ZM225 125H226V124H225ZM230 125H231V124H230ZM237 125H238V124H237ZM21 126H22V125H21ZM26 126H27V125H26ZM61 126H60V127H61ZM72 126H74V125H72ZM72 126H70V127L72 128ZM79 126H80V125L78 124L77 127H79ZM82 126H83V125H82ZM82 126H80V127H82ZM101 126H103V125H101ZM110 126H111V125H110ZM158 126H159V125H158ZM158 126L156 127V130H157ZM175 126H176V125H175ZM177 126H178V123H177ZM183 126H185V128H186V127H187V124H186V125H183ZM188 126H189V125H188ZM190 126H192V125L190 124ZM231 126H232V125H231ZM233 126H234V125H233ZM53 127H54V126H53ZM120 127H122V126H120ZM144 127H145V126H143V127L141 126L140 128H143V129H144ZM166 127H167V126H166ZM168 127H169V126H168ZM171 127H172V126H171ZM193 127H196V124H195V126H193ZM193 127H192V128H193ZM49 128H50V127H49ZM57 128L60 129V131L63 130L62 127L59 128V126H57ZM64 128H66V127H64ZM84 128H85V126H84ZM102 128H103V127H102ZM102 128H101V129H102ZM104 128H105V127H104ZM118 128H119V127H118ZM126 128H127V127H125V129H126ZM129 128H130V127H129ZM135 128H136V126H135ZM137 128H139V127H137ZM137 128H136V129H137ZM140 128H139V130H140ZM147 128H148V127H146L145 129H147ZM151 128H152V127H151ZM169 128H170V127H169ZM178 128H181V127L178 126ZM185 128H184V129H185ZM192 128H191V130H192ZM213 128H214V126H213ZM216 128H217V126H216ZM218 128H220V127H218ZM222 128H223V127H222ZM225 128H227V127H225ZM229 128H230V127H229ZM242 128H243V127H242ZM23 129H24V128H23ZM39 129H40V128H39ZM39 129H38V130H39ZM42 129L45 130V128H42ZM42 129H40V131H41ZM50 129H51V128H50ZM55 129H56V128H55ZM74 129H75V128H74ZM91 129H92V128H91ZM125 129H123V130H125ZM149 129H150V128H149ZM161 129H163V128H161ZM166 129H167V128H166ZM171 129H172V128H171ZM175 129H176V128H175ZM188 129H190V127H188ZM203 129H204V128H203ZM214 129H215V128H214ZM66 130H67V129H66ZM75 130H76V129H75ZM75 130H74V131H75ZM77 130H78V129H77ZM86 130H87V129H86ZM88 130H89V129H88ZM127 130H128V129H126L125 132H127ZM151 130H152V129H151ZM159 130H160V129H159ZM159 130H158V131H159ZM179 130H180V129H179ZM181 130H182V129H181ZM181 130L179 131V134H180ZM191 130H190V131H191ZM40 131H38V132L40 133ZM45 131H46V130H45ZM50 131H51V130H50ZM60 131H59V133H60ZM74 131H73V132H74ZM89 131H90V130H89ZM101 131H102V130H101ZM101 131H100V134H101ZM104 131H105V130H104ZM104 131H102V132H104ZM106 131H107V128H106ZM108 131H109V129H108ZM163 131H166V130H163ZM169 131H171V130L169 129ZM169 131H168V132H169ZM176 131H177V130H176ZM186 131H188V130L186 129ZM217 131H218V130H217ZM223 131H224V130H223ZM231 131H232V130H231ZM235 131H236V130H235ZM235 131H234V132H235ZM245 131H246V130H245ZM48 132H49V130H48ZM57 132H58V131H57ZM62 132H63V131H62ZM65 132H66V131H65ZM81 132H82V131H81ZM97 132H98V130H97ZM97 132H96V133H97ZM109 132L111 133V131H109ZM114 132L111 133V134H114ZM116 132H115V133H116ZM120 132H122V128H121V131H120ZM136 132H137V131H136ZM148 132H149V131H148ZM148 132H147V133H148ZM159 132L162 133L161 130H160ZM166 132H167V131H166ZM172 132H173V131H172ZM215 132H216V131H215ZM215 132H214V134H215ZM218 132H219V131H218ZM218 132H217V133H218ZM220 132L222 133V131H220ZM220 132H219L218 134H220ZM246 132H247V131H246ZM52 133H53V132H52ZM63 133H64V132H63ZM82 133H83V132H82ZM98 133H99V132H98ZM117 133H118V132H117ZM134 133H135V131H134ZM143 133H144V132H143ZM143 133H142V134H143ZM169 133H170V132H169ZM224 133H225V131H224ZM241 133H242V132H241ZM36 134H37V133H36ZM67 134H70V133H67ZM77 134H78V131H77ZM77 134H76V135H77ZM88 134H89V133H87V135H88ZM100 134H98V135H100ZM106 134L108 135V133H106ZM111 134H109V135L112 136ZM119 134H120V133H119ZM144 134H145V133H144ZM149 134H150V132H149ZM164 134H165V132H164L162 135L165 136L166 134H165V135H164ZM191 134H192V133H191ZM222 134H223V133H222ZM59 135H60V134H59ZM59 135H58L57 137H59ZM62 135H63V134H62ZM72 135H73V133H72ZM87 135H86V136H87ZM90 135H92V133H91ZM94 135H95V134H94ZM102 135H105V134L102 133ZM147 135H148V134H147ZM172 135H175V134L173 133ZM172 135H171V136H172ZM202 135H203V134H202ZM208 135H209V134H208ZM40 136H41V135H40ZM63 136H64V135H63ZM63 136H60V137H63ZM65 136H67V135H65ZM65 136H64V137H65ZM68 136H70V135H68ZM77 136H78V135H77ZM79 136H80V135H79ZM105 136H106V135H105ZM110 136H109V137H110ZM128 136H130V135H128ZM151 136H153V131H152V135H151ZM168 136H169V135H168ZM238 136H239V135H238ZM38 137H39V136H38ZM60 137H59L58 139H60ZM101 137H102V136H101ZM154 137H155V136H154ZM166 137H167V136H166ZM169 137H170V136H169ZM169 137H168L167 139H170ZM178 137H179V135H178ZM232 137L234 138V136H232ZM42 138H43V137H42ZM105 138H106V137H104V139H105ZM123 138H125V137H123ZM123 138H120V139H123ZM127 138H129V137H127ZM127 138H125V139L127 140ZM152 138H153V137H152ZM202 138H206V137L204 136V137H201L200 139H202ZM236 138H237V137H236ZM71 139H72V138H71ZM71 139H68V140H71ZM75 139H76V137H75ZM94 139H95V138H94ZM94 139H93V141H94ZM109 139H111V137H110ZM125 139H123V140H125ZM129 139H130V138H129ZM129 139H128V140H129ZM131 139H132V138H131ZM159 139H161V137H159ZM165 139H166V138H165ZM167 139H166V140H167ZM200 139H199V140H200ZM218 139H219V138H218ZM218 139H217V140H218ZM237 139H238V138H237ZM39 140H40V138H39ZM39 140L36 141V142H39ZM42 140H43V139H42ZM62 140H63V139H62ZM64 140H65V139H64ZM76 140H77V139H76ZM100 140H101V139H100ZM105 140L108 141L107 139H105ZM146 140H147V139H146ZM150 140H151V139H150ZM210 140H211V139H210ZM239 140H240V139H239ZM65 141H67V140H65ZM74 141H75V140H74ZM89 141H92V138H91V140H90V138H89ZM101 141L103 142V140H101ZM112 141L115 142V140H112ZM117 141H118V140H117ZM136 141H137V140H136ZM136 141H134V142L136 143ZM169 141H170V140H169ZM172 141H173V140H172ZM194 141H195V140H194ZM215 141H216V140H215ZM222 141H223V140H222ZM227 141H228V140H227ZM227 141H226V143H228ZM237 141H238V140H237ZM30 142H31V141H30ZM30 142H29V143H30ZM60 142H61V141H60ZM72 142H73V141H72ZM76 142H77V141H76ZM76 142H75V143H76ZM80 142H81V141H80ZM84 142H85V141H84ZM95 142H97V141L95 140ZM95 142H92V143H91V146H93ZM102 142H101V143H102ZM122 142H123V141H122ZM129 142H130V141H129ZM134 142H133V143H134ZM161 142H162V141H161ZM167 142H168V141H167ZM167 142L165 141V143H167ZM212 142H214V141H212ZM224 142H225V141H224ZM235 142H236V141H235ZM248 142H249V141H248ZM250 142H251V141H250ZM252 142H253V141H252ZM44 143H45V141H44ZM116 143H117V142H115V148H116ZM118 143H119V141H118ZM133 143H132V145H133ZM139 143H140V142H139ZM206 143H207V142H206ZM226 143H225V145H226ZM229 143H231V142H229ZM239 143H240V142H239ZM35 145H36V143H35ZM38 145H39V143H38ZM45 145H46V143H45ZM60 145H61V143H60ZM77 145H78V143H77ZM79 145H80V143H79ZM99 145H100V143H99ZM129 145H130V143H129ZM178 145H179V143H178ZM181 145H182V143H181ZM213 145H214V143H213ZM222 145H223V142H222ZM240 145H241V143H240ZM250 145H251V143H250ZM254 145H255V143H254ZM33 146H34V145H33ZM36 146H37V145H36ZM36 146H35V147H36ZM57 146H58V145H57ZM81 146H82V145H81ZM85 146H86V145H85ZM96 146H97V145H96ZM104 146H106V145H104ZM109 146H110V145H109ZM120 146H121V145H120ZM126 146H127V145H126ZM172 146H174V145H172ZM218 146H219V145H218ZM230 146H231V145H230ZM232 146H233V145H232ZM235 146H237V145H235ZM37 147H38V146H37ZM39 147H41V146H39ZM45 147H46V146H45ZM58 147H59V146H58ZM58 147H57V148H58ZM70 147H72V146H70ZM78 147H80V146H78ZM78 147H77V150H78ZM89 147H90V146H89ZM112 147H113V145H112ZM121 147H122V146H121ZM121 147H119V148H121ZM123 147H125V146H123ZM127 147H129V146H127ZM133 147H135V145H133ZM136 147H137V145H136ZM161 147H162V146H161ZM175 147H176V146H175ZM181 147H182V146H181ZM181 147H180V148H181ZM204 147H205V146H204ZM215 147H216V146H215ZM59 148H60V147H59ZM59 148H58V149H59ZM61 148H62V146H61ZM85 148H86V147H85ZM85 148H84V149H85ZM87 148H88V147H87ZM210 148H211V147H210ZM218 148H219V147H218ZM218 148H217V149H218ZM220 148H221V147H220ZM237 148H238V147H237ZM32 149L35 150V148H33V147H32ZM40 149H42V148H40ZM44 149H45V148H44ZM73 149H74V148H73ZM81 149H82V147H81ZM90 149H91V148H90ZM90 149H89V148L86 149V152H85V153H87V150L90 151ZM97 149H98V148H97ZM113 149H114V147H113ZM131 149H132V148H131ZM139 149H140V147H139ZM169 149H170V148H169ZM176 149H177V148H176ZM224 149H225V148H224ZM226 149H228V148H226ZM42 150H43V149H42ZM66 150H67V149H66ZM94 150H95V149H94ZM109 150H110V148H109ZM135 150H136V148H135ZM137 150H138V149H137ZM171 150H172V149H171ZM214 150H215V149H214ZM222 150H223V149H222ZM28 151H30V150H28ZM35 151H36V150H35ZM35 151H34V152H35ZM55 151H60V150H57V149H56ZM111 151H112V150H111ZM120 151H121V149H120ZM122 151H126V150L123 149ZM133 151H134V149H133ZM133 151H131V152L133 153ZM143 151H144V148H143ZM145 151H146V150H145ZM219 151H221V149H219ZM237 151H238V150H237ZM23 152H24V150H23ZM31 152H32V151H31ZM34 152H33V153H34ZM37 152H38V150H37ZM37 152H36V153H37ZM41 152H42V151H41ZM48 152H49V149H48ZM66 152H67V151H66ZM66 152H65V153H66ZM83 152H84V151H83ZM94 152H95V151H94ZM94 152H93V153H94ZM102 152H103V151H102ZM104 152H105V150H104ZM104 152H103V155H104ZM106 152H107V151H106ZM106 152H105V153H106ZM205 152H206V149H205ZM205 152H204V153H205ZM228 152H229V151H228ZM33 153H32V154H33ZM39 153H40V152H39ZM44 153H46V152H44ZM56 153H57V152H56ZM70 153H71V152H70ZM70 153H68V154H70ZM100 153H101V152H100ZM110 153H111V152H110ZM118 153H119V150H118ZM136 153H137V151H136ZM217 153H218V152H217ZM229 153H230V152H229ZM229 153H228V154H229ZM237 153H238V152H237ZM10 154H11V153H10ZM26 154H27V152H26ZM40 154L42 155V153H40ZM46 154H47V153H46ZM62 154H63V153H62ZM62 154H61V155H62ZM72 154H73V153H72ZM74 154H77V151H76ZM88 154H89V156H90V152H89ZM94 154H95V153H94ZM111 154H112V153H111ZM121 154H122V152H121ZM121 154H120V155H121ZM125 154H126V153H125ZM133 154H134V153H133ZM142 154H143V153H142ZM142 154H141V155H142ZM146 154H147V153H146ZM177 154H178V153H177ZM209 154H210V153H209ZM230 154H231V153H230ZM263 154H264V153H263ZM11 155H12V154H11ZM30 155H31V154H30ZM44 155H45V154L42 155L43 158L45 157ZM48 155H49V154H48ZM56 155H57V154H56ZM59 155H60V154H59ZM59 155H58V156H59ZM66 155H67V153H66ZM79 155H80V152L78 153V156H79ZM85 155H86V154H85ZM85 155H84V156H85ZM99 155H100V154H98V157H99ZM108 155H109V153H108ZM120 155H119V156H120ZM129 155H131V153H129ZM138 155H139V154H138ZM157 155H158V154H157ZM160 155H161V154H160ZM160 155H159V157H161ZM231 155H232V154H231ZM52 156H53V155H52ZM71 156H72V155H71ZM75 156H77V155H75ZM94 156H95V155H94ZM105 156H106V154H105ZM207 156H208V155H207ZM213 156H214V154H213ZM2 157H4V155H3ZM5 157H7V156H5ZM12 157H14V156H12ZM16 157H17V155H16ZM31 157H32V155H31ZM36 157H37V155H36ZM47 157H48V156H47ZM47 157H46V158H47ZM53 157H55V156H53ZM53 157H52V161H53V159H54ZM60 157H61V156H60ZM72 157H73V156H72ZM80 157H82V156H80ZM90 157H91V156H90ZM90 157H89V159H90ZM98 157H97V158H98ZM102 157H103V156H102ZM102 157H101V159H102ZM108 157H109V156H108ZM112 157H113V155H112ZM112 157H111V158H112ZM122 157H123V156H122ZM127 157H129V156L127 155ZM127 157H125V158H127ZM130 157H131V156H130ZM140 157H141V156H140ZM225 157H227V155H226ZM261 157H262V155H261ZM7 158H8V157H7ZM14 158H15V157H14ZM39 158H41V157H39ZM49 158H51V157L49 156ZM58 158H59V157H58ZM58 158H55V159H58ZM62 158H63V157H62ZM69 158H70V157H69ZM97 158H96V159H97ZM104 158H106V157H104ZM104 158H103V159H104ZM144 158H145V156H144ZM148 158H149V157H148ZM157 158H158V156H157ZM161 158H162V157H161ZM161 158H160V159H161ZM176 158H177V157H176ZM176 158H175V160H176ZM197 158H198V157H197ZM207 158H209V157H207ZM214 158H215V157H214ZM257 158H258V157H256V159H257ZM64 159H66V157H64ZM89 159H85V160H89ZM112 159H113V158H112ZM114 159H115V158H114ZM129 159H131V158H129ZM133 159H134V158H132L131 160H133ZM140 159H141V158H140ZM153 159H154V158H153ZM261 159H262V158H261ZM261 159H257V160H261ZM4 160H5V159H4ZM36 160H37V159H36ZM44 160H45V159H44ZM44 160H43V161H44ZM49 160H51V159H49ZM62 160H63V159H62ZM81 160H82V159H81ZM92 160H93V159H92ZM99 160H100V159H99ZM105 160H106V159H105ZM125 160H126V159H125ZM127 160H128V159H127ZM127 160H126V161H127ZM135 160H136V159H135ZM135 160H134V161H135ZM142 160H143V159H142ZM154 160H155V159H154ZM161 160H162V159H161ZM178 160H179V159H178ZM203 160H204V159H203ZM212 160H213V159H212ZM231 160H233V159H231ZM231 160H230V163H232ZM235 160H236V159H235ZM13 161H14V160H13ZM37 161H38V160H37ZM55 161H56V160H55ZM65 161H66V160H65ZM95 161H96V160H95ZM101 161H102V160H101ZM101 161H100V162H101ZM106 161H107V160H106ZM111 161H112V160H110V162H111ZM117 161H118V160H117ZM117 161H116V162H117ZM134 161H133V163H134ZM138 161H139V160H138ZM146 161H147V160H146ZM151 161H152V160H151ZM192 161H193V160H192ZM198 161H200V160L198 159ZM201 161H202V160H201ZM215 161H217V160L215 159ZM221 161H223V162L225 161V162H226L227 160L225 159V160H221ZM228 161H229V160H228ZM262 161L264 162L263 159H262ZM53 162H54V161H53ZM76 162H77V161H76ZM82 162H83V160H82ZM100 162H99V165H100ZM103 162H104V161H103ZM103 162H102V163H103ZM119 162H120V161H119ZM180 162H181V161H180ZM223 162H222V163H223ZM225 162H224V163H225ZM263 162H262V163H263ZM44 163H45V162H44ZM48 163H52V162H49V161H48ZM67 163H68V159H67ZM86 163H87V162H86ZM95 163H96V162H95ZM102 163H101V165H102ZM114 163H115V162H114ZM114 163H112V164H114ZM154 163H155V161H154ZM163 163H164V162H163ZM203 163H204V162H203ZM214 163H215V162H214ZM226 163H227V162H226ZM241 163H244V162H240L239 164H241ZM262 163H260V164H262ZM42 164H43V163H42ZM62 164H63V161H62ZM64 164H65V163H64ZM89 164H90V163H89ZM105 164H106V162H105ZM112 164H111V165H112ZM115 164H116V163H115ZM122 164H123V163H122ZM122 164H120V166H121ZM125 164H126V163H125ZM128 164H129V162H128ZM128 164H127V167H129ZM135 164H136V163H135ZM135 164H134V165H135ZM156 164L158 165V163H156ZM156 164H155V165L152 164V165L155 167ZM160 164H161V163H160ZM160 164H159V165H160ZM177 164H178V163H177ZM218 164L220 165V163H218ZM227 164H228V163H227ZM254 164H255V163H254ZM254 164H253V165H254ZM260 164H259V165H260ZM55 165H57V164H55ZM82 165H84V164H82ZM103 165H104V163H103ZM139 165H142V167H143V162H142L141 164H139ZM145 165H146V163H145ZM187 165H188V164H187ZM208 165H209V163H208ZM219 165H218V166H219ZM259 165H258V166H259ZM49 166H50V165H49ZM60 166H61V164H60ZM60 166H59V164H58L57 168L60 167ZM85 166H86V165H84V167H85ZM95 166H98V165L95 164L94 167H95ZM107 166H108V165H107ZM115 166H116V165H115ZM115 166H114V168L112 169L113 171H114V169H115ZM118 166H119V164L116 166V168H117V170L119 171ZM120 166H119V167H120ZM205 166H206V165H205ZM215 166H216V164H215ZM227 166H230V165H227ZM258 166H257V167H258ZM260 166H261V165H260ZM262 166H263V164H262ZM65 167H66V166H65ZM80 167H81V165L79 166V170L82 168V167H81V168H80ZM87 167H88V165H87ZM92 167H93V166H92ZM108 167H109V166H108ZM112 167H113V165H112ZM122 167H123V166H122ZM131 167H132V166H130V169H131ZM134 167H135V166H134ZM134 167H133V168H134ZM177 167H178V166H177ZM207 167H208V166H207ZM213 167H214V166H213ZM220 167H221V166H220ZM255 167H256V166H255ZM263 167H264V166H263ZM68 168H69V166H68ZM68 168H67V169H68ZM77 168H78V167H76L75 170H78ZM88 168H89V167H88ZM88 168H86V169H88ZM102 168H103V167H102ZM102 168H101V169H102ZM104 168H106V167H104ZM125 168H126V167H125ZM125 168H122V169H125ZM145 168H146V167H145ZM147 168H148V166H147ZM156 168H158V167H156ZM170 168H171V165H170ZM208 168H209V167H208ZM208 168H207V169H208ZM217 168L219 169V167H217ZM221 168H222V167H221ZM243 168H244V167H243ZM47 169H48V168H47ZM161 169H162V168H161ZM168 169H169V167H168ZM172 169H173V168H172ZM177 169H178V168H177ZM215 169H216V168H214V170H215ZM225 169H226V168H225ZM263 169H264V168H263ZM55 170H56V169H55ZM59 170H60V172L63 170V165H62V169H59ZM64 170H65V169H64ZM69 170H70V169H69ZM71 170H72V169H71ZM106 170H107V169H106ZM120 170H121V169H120ZM136 170H137V169H136ZM142 170H143V169H142ZM147 170H148V169H146V171H147ZM159 170H160V169H159ZM226 170H227V169H226ZM44 171H45V170H44ZM44 171H43V172H44ZM65 171H66V170H65ZM83 171H84V170H83ZM85 171H86V170H85ZM118 171H117V172H118ZM182 171H183V170H182ZM212 171H213V170H212ZM227 171H228V170H227ZM227 171H226V172H227ZM248 171H249V170H248ZM252 171H253V170H252ZM57 172H58V171H57ZM57 172H56V173H57ZM72 172H73V171H72ZM91 172H92V169H91ZM91 172H90V173H91ZM126 172H127V171H126ZM131 172H132V171H131ZM154 172H155V171H154ZM178 172H180V170H179ZM261 172H263V171H261ZM261 172H259V173H261ZM45 173H46V172H45ZM53 173H54V171H53ZM78 173H79V171H78ZM85 173H86V172H85ZM92 173H93V172H92ZM94 173H95V172H94ZM105 173H106V171H105ZM113 173H114V172H113ZM115 173H116V171H115ZM120 173H121V172H120ZM123 173H125V172H123ZM135 173H136V171H135ZM148 173H150V172H148ZM185 173H186V171H185ZM214 173H215V172H214ZM216 173H217V171H216ZM222 173H224V172H222ZM250 173H251V172H250ZM60 174H63V173H60ZM66 174H67V173H66ZM68 174H69V173H68ZM81 174H82V173H81ZM96 174H97V173H96ZM101 174H102V172H101ZM101 174H100V175H101ZM121 174H122V173H121ZM143 174H144V173H143ZM150 174H151V173H150ZM153 174H154V173H153ZM158 174H159V173H158ZM160 174H161V173H160ZM160 174H159V176H160ZM186 174H187V173H186ZM212 174H213V172H212ZM220 174H221V173H220ZM58 175H59V173H58ZM73 175H74V173H73ZM84 175H86V174H84ZM87 175H88V174H87ZM90 175H91V174H90ZM90 175H89V176H90ZM111 175H112L111 178H113V174H111ZM116 175L120 176L119 173L116 174ZM129 175H130V174H129ZM135 175H137V174H135ZM169 175H170V174H169ZM183 175H184V174H183ZM187 175H188V174H187ZM217 175H218V174H217ZM222 175H223V174H222ZM261 175H262V174H261ZM263 175H264V174H263ZM59 176H60V175H59ZM61 176H62V175H61ZM77 176H78V175H77ZM80 176H81V175H80ZM82 176H83V175H82ZM89 176H88V177H89ZM102 176H103V174H102ZM126 176H127V174H126ZM130 176H132V175H130ZM130 176H129V177H130ZM145 176H146V175H145ZM151 176H152V175H151ZM155 176H156V175H155ZM155 176H152V177L155 178ZM178 176H179V175H178ZM189 176H190V175H189ZM247 176H248V175H247ZM247 176H246V178H247ZM259 176H260V175H259ZM62 177H64V176H62ZM65 177H66V176H65ZM65 177H64V179H65ZM75 177H76V176H75ZM105 177H106V176H105ZM134 177H135V176H134ZM149 177H150V175H149ZM152 177H151V178H152ZM160 177H161V176H160ZM169 177H170V176H169ZM182 177H183V176H182ZM215 177H216V176H215ZM244 177H245V175H243L242 179H243ZM262 177H264V176H262ZM56 178H58V177H56ZM83 178H84V177H83ZM83 178H82V179H83ZM101 178H102V177H101ZM117 178H118V177H117ZM121 178H122V177H121ZM130 178H131V177H130ZM132 178H133V177H132ZM178 178H179V177H178ZM191 178H192V177H191ZM220 178H221V177H220ZM222 178H223V177H222ZM60 179H61V178H60ZM69 179H70V177H69ZM73 179H74V176H73ZM77 179H78V178H77ZM88 179H89V178H88ZM94 179H97V178H94ZM102 179L104 180V178H102ZM113 179H114V178H113ZM118 179H119V178H118ZM137 179L139 180V177H138ZM137 179H136V180H137ZM152 179H153V178H152ZM157 179H158V178H157ZM170 179H171V177H170ZM175 179H176V178H175ZM192 179H193V178H192ZM218 179H219V178H218ZM225 179H227V178H225ZM242 179H241V180H242ZM58 180H59V179H58ZM74 180H75V179H74ZM74 180H73L72 182H74ZM126 180H127V179H125V181H126ZM133 180H134V179H133ZM138 180H137V181H138ZM173 180H174V179H173ZM182 180H183V179H182ZM185 180H186V177H185ZM215 180H217V177L215 178ZM221 180H222V179H221ZM223 180H224V179H223ZM231 180L233 181V179H231ZM234 180H235V179H234ZM236 180H237V178H236ZM251 180H252V179H251ZM258 180H259V179H258ZM260 180H261V179H260ZM52 181H53V180H52ZM100 181H102V180H100ZM106 181H107V180H106ZM109 181H110V179H109ZM112 181H113V180H111V183H112ZM119 181H120V180H119ZM170 181H172V180H170ZM217 181H218V180H217ZM217 181H215L216 184H217ZM238 181H239V180H238ZM262 181H263V180H262ZM53 182H54V181H53ZM58 182H59V181H58ZM80 182H81V181H80ZM83 182H84V181H83ZM85 182H86V181H85ZM115 182H116V181H115ZM130 182H132V184H133V181H130ZM215 182H214V183H215ZM233 182H234V181H233ZM236 182H237V181H236ZM245 182H246V181H245ZM245 182H243V183H245ZM257 182H258V181H257ZM43 183H44V181H43ZM51 183H52V182H51ZM70 183H71V182H70ZM75 183H76V182H75ZM87 183H88V182H87ZM87 183H86V184H87ZM90 183H91V182H90ZM90 183H89V184H90ZM111 183H110V184H111ZM134 183H136V182L134 181ZM143 183H144V182H143ZM143 183H142V185H143ZM171 183H172V182H171ZM174 183H175V182H174ZM174 183H173V185H174ZM224 183H225V182H224ZM259 183L262 184V185L264 184V183H261V182H259ZM49 184H50V183H49ZM49 184H48V185H49ZM54 184H55V183H54ZM54 184H52V185H54ZM71 184H72V183H71ZM71 184L69 185V183H67V185H69V186H71ZM73 184H74V183H73ZM89 184H88V185H89ZM96 184H97V183H96ZM101 184H102V183H101ZM108 184H109V182H108ZM110 184H109V186H110ZM114 184H115V183H114ZM144 184H145V183H144ZM184 184H186V183H184ZM238 184H240V181H239ZM43 185H44V184H43ZM50 185H51V184H50ZM52 185H51V186H52ZM55 185H56V184H55ZM57 185H58V184H57ZM60 185H61V182H60L59 186H60ZM104 185L106 186L107 183L104 184ZM104 185H103V186H104ZM112 185H113V184H112ZM118 185H119V183H118ZM139 185H140V184H139ZM142 185H141V186H142ZM150 185H151V182H150ZM175 185H176V184H175ZM193 185L195 186V184L192 183V186H193ZM217 185H219V184H217ZM224 185H225V184H224ZM242 185H243V184H242ZM242 185H239V186L242 187ZM262 185H261V187L263 188ZM44 186H45V185H44ZM46 186H47V185H46ZM73 186L76 187V185H73ZM79 186H80V184H79ZM79 186H77V187H79ZM94 186H95V185H94ZM94 186H93V187H94ZM107 186H108V185H107ZM120 186H121V185H119V187H120ZM133 186H134V185H133ZM133 186H130V188L133 187ZM135 186H137V185H135ZM143 186H144V185H143ZM156 186H157V185H156ZM176 186H178V185H176ZM186 186H188V185H186ZM258 186H259V185H257V187H258ZM1 187H2V186H1ZM61 187H62V186H61ZM88 187H90V186H87V188H88ZM111 187L113 188V186H111ZM111 187H110V188H111ZM114 187H115V185H114ZM119 187H118V190H119ZM137 187H138V186H137ZM163 187H164V185H163ZM243 187H244V186H243ZM252 187H253V186H252ZM255 187H256V185H255ZM261 187H260V188H261ZM41 188H42V187H41ZM57 188H58V186H57ZM57 188H56V189H57ZM82 188L84 189V187H82ZM91 188H92V187H91ZM97 188H98V187H97ZM97 188H96V189H93V188H92V189H93V191H94V190H97ZM100 188H101V187H100ZM108 188H109V187H108ZM110 188H109V189H110ZM134 188H136V187H134ZM139 188H140V187H139ZM139 188H138V189H139ZM148 188H149V187H148ZM148 188L145 187L144 189H148ZM151 188H152V187H151ZM183 188H184V186H183ZM186 188H187V187H186ZM193 188H194V187H193ZM258 188H259V187H258ZM39 189H40V188H39ZM47 189H48V186H47ZM76 189H77V188H76ZM92 189H91V191H92ZM116 189H117V186H116ZM120 189H121V188H120ZM141 189H142V188H141ZM157 189H158V188H157ZM157 189H156V191H157ZM239 189H240V188H239ZM252 189H253V188H252ZM2 190H3V189H2ZM4 190H5V189H4ZM4 190H3V191H4ZM52 190H55V187H54V189H52ZM52 190H51V191H52ZM78 190H79V189H78ZM89 190H90V188H89ZM98 190H99V189H98ZM103 190H104V189H103ZM139 190H140V189H139ZM139 190H138V191H139ZM148 190H149V189H148ZM151 190L153 191V189H151ZM245 190H246V189H245ZM263 190H264V189H263ZM16 191H17V189H16ZM40 191H41V190H40ZM40 191H39V193H40ZM51 191L49 190V192H51ZM86 191H87V190H86ZM105 191H106V190H105ZM109 191H110V190H109ZM125 191H126V190H125ZM132 191H133V190H132ZM134 191H135V190H134ZM164 191H165V190H164ZM185 191H186V190H185ZM185 191H184V192H185ZM194 191H195V190H194ZM196 191H197V190H196ZM248 191H249V190H248ZM9 192H10V191H9ZM23 192H24V193H23V194H24L23 196H25V191H23ZM71 192H72V191H71ZM101 192H102V191H101ZM117 192H119V191H117ZM120 192H121V190H120ZM139 192H140V191H139ZM139 192H137V193H139ZM149 192H150V191H149ZM162 192H163V190H162ZM179 192H180V191H179ZM191 192L193 193V196H194V192H193V190H192ZM191 192H190V193H191ZM244 192H245V191H244ZM244 192H242V189H241V192H240V193H242V195L245 194ZM246 192H247V191H246ZM262 192H263V191H262ZM11 193H12V191H11ZM21 193H22V192H21ZM42 193H43V192H42ZM45 193H46V192H45ZM53 193H54V192H53ZM78 193H80V192L78 191ZM81 193L84 194L85 192L82 191ZM89 193H90V192H88V194H89ZM91 193L94 194L93 192H91ZM91 193H90V195H92ZM95 193H96V192H95ZM110 193H111V192H110ZM115 193H116V192H115ZM128 193H129V191H128ZM142 193H143V192H142ZM142 193H141V194H142ZM153 193H154V192H153ZM156 193H157V192H156ZM159 193H160V191H159ZM166 193L168 194L167 190H166ZM197 193H198V192H197ZM211 193H212V192H211ZM243 193H244V194H243ZM249 193L252 194V192H249ZM2 194H3V193H2ZM12 194H13V193H12ZM12 194H11V196H12ZM19 194H20V192L18 193V195H19ZM37 194H38V193H37ZM37 194H36V195H37ZM40 194H41V193H40ZM40 194H39V195H40ZM46 194H47V193H46ZM73 194H74V192H73ZM99 194H100V193H99ZM106 194H107V193H106ZM112 194H114V193H112ZM119 194H120V193H119ZM122 194H123V192H122ZM125 194H126V193H125ZM131 194H132V193H131ZM145 194L148 195L149 193H148V194L145 193ZM187 194H188V193H187ZM202 194H203V193H202ZM251 194H250V195H251ZM256 194H257V193H256ZM8 195H9V194H8ZM20 195H21V194H20ZM39 195H37V196H39ZM51 195H52V194H51ZM77 195H78V194H76V196H77ZM85 195H86V194H85ZM95 195H96V194H95ZM100 195H101V194H100ZM102 195H103V194H102ZM120 195H121V194H120ZM127 195H128V194H126V196H127ZM136 195L139 196V198H140V194H139V195L136 194ZM149 195L152 196L151 193H150ZM153 195H154V194H153ZM183 195H184V193H183ZM233 195H234V194H233ZM246 195H247V194H246ZM259 195H260V194H259ZM3 196H5V195H3ZM46 196H47V195H46ZM46 196H45L44 199H46ZM87 196H88V195H87ZM104 196H105V195H104ZM104 196H103V197H104ZM107 196H109V195H106V197H107ZM129 196H130V195H129ZM132 196H133V195H132ZM156 196L159 197V195H156ZM185 196H186V195H185ZM254 196H255V193H254L253 197H254ZM262 196H263V195H262ZM7 197H8V196H7ZM15 197H16V196H15ZM41 197L43 198L44 195L41 196ZM69 197H70V196H69ZM109 197H110V196H109ZM121 197H125V195H122ZM141 197H143V196H141ZM144 197H145V196H144ZM171 197H172V196H170V198H171ZM176 197H177V196H176ZM206 197H207V195H206ZM208 197H209V195H208ZM232 197H233V196H231V199H233ZM234 197H235V196H234ZM237 197H238V196H237ZM251 197H252V196H251ZM4 198H5V197H4ZM20 198H21V197H20ZM27 198H28V197H27ZM36 198H37V197H36ZM48 198H50V197L48 196ZM84 198H85V197H84ZM88 198H89V197H88ZM101 198H102V197H101ZM125 198H126V197H125ZM129 198H130V197H129ZM136 198H137V197H136ZM163 198H164V197H163ZM203 198H204V197H203ZM217 198H218V197H217ZM247 198H248V197H247ZM262 198H263V197H262ZM0 199H2V198H0ZM11 199H12V198H11ZM23 199H24V197H23ZM32 199H33V198H32ZM34 199H35V198H34ZM38 199H40V198H38ZM51 199H52V198H51ZM80 199H81V198H80ZM89 199H91V196H90ZM99 199H100V198H99ZM99 199H97V200H98L99 203H100V200H99ZM102 199H103V198H102ZM105 199H106V200H109V201L111 202V200H110L109 198H108V199L105 198ZM116 199H117V198H116ZM133 199H134V198H133ZM141 199H143V198H141ZM149 199H150V198H149ZM151 199H152V197H151ZM151 199H150V201H151ZM164 199H166V198H164ZM173 199H174V198H173ZM196 199H197V198H196ZM198 199H199V198H198ZM206 199H207V198H206ZM235 199H236V197H235ZM243 199H244V198H243ZM257 199H258V198H257ZM6 200H7V199H6ZM8 200H9V199H8ZM12 200H13V199H12ZM25 200H26V199H25ZM40 200H41V199H40ZM48 200H49V199H48ZM48 200H47V201H48ZM57 200H58V198H57ZM65 200H66V202H67V201H68V198H67V199L65 198ZM70 200H71V199H69V201H70ZM78 200H79V199H78ZM85 200H86V198H85ZM93 200H96V199H94V197H93ZM106 200H105V202H106ZM112 200H113V199H112ZM117 200H118V199H117ZM129 200H130V199H129ZM129 200H128V201H129ZM138 200H139V199H138ZM143 200H145V199H143ZM147 200H148V198H147ZM147 200H146V201H147ZM154 200H156V199H154ZM161 200H162V199H161ZM171 200H172V199H171ZM175 200H176V199H175ZM177 200H179V199H177ZM218 200H219V199H218ZM237 200L240 201V199H237ZM248 200H249V199H248ZM254 200H255V199H254ZM10 201H11V200H10ZM22 201H23V200H22ZM27 201L29 202V200H27ZM27 201H24V202H27ZM37 201H38V200H37ZM41 201H44V200H41ZM41 201H40V202H41ZM47 201L45 200L44 203L46 204ZM49 201H50V200H49ZM73 201H74V200H73ZM83 201H84V200H83ZM87 201H88V200H87ZM87 201H86V202H87ZM102 201H104V200H102ZM114 201H115V199H114ZM125 201H127V200H125ZM132 201H134V200H132ZM167 201H168V200H167ZM173 201H174V200H173ZM180 201H181V200H180ZM216 201H217V200H216ZM226 201L228 202V201H230V200H226ZM239 201H238V202H239ZM245 201H246V200H245ZM245 201H243V203H244ZM249 201H250V200H249ZM50 202H51V201H50ZM50 202H49V203H50ZM52 202H54V201H52ZM66 202H65V203H66ZM80 202H81V200H80ZM86 202H84V203L86 204ZM92 202H93V201H92ZM92 202H91V203H92ZM135 202H136V201H135ZM142 202H143V201H142ZM142 202L139 201L138 204H139V203H142ZM148 202H149V201H148ZM158 202H159V199H158ZM177 202H178V201H177ZM177 202H176V203H177ZM181 202H182V201H181ZM203 202H204V201H203ZM223 202H224V201H223ZM247 202H248V201H247ZM247 202H246V203H247ZM250 202H251V201H250ZM10 203H11V202H10ZM14 203H15V202H14ZM31 203H32V202H31ZM34 203H35V202H34ZM38 203H39V202H38ZM63 203H64V202H63ZM67 203H68V202H67ZM76 203H78L77 200H76ZM108 203H109V202H108ZM114 203H116V202H114ZM114 203H113V205H114ZM127 203H128V202H127ZM131 203H132V202H131ZM145 203H146V202H145ZM151 203H152V202H151ZM156 203H157V202H156ZM159 203H161V202H159ZM173 203H175V202H170V205L173 204ZM176 203H175V204H176ZM183 203H184V202H183ZM187 203H188V202H187ZM228 203H229V202H228ZM236 203H237V202H236ZM251 203H253V204L255 205L254 202H251ZM11 204H12V203H11ZM72 204H73V203H72ZM80 204H81V203H80ZM109 204H110V203H109ZM117 204H119V203L117 202ZM148 204H149V203H148ZM214 204H215V203H214ZM219 204H220V203H219ZM223 204H224V207H226V206H225V203H223ZM230 204L233 205V203H230ZM253 204H252V205H253ZM34 205L37 206L36 204H34ZM50 205H51V204H49V206H50ZM62 205H63V204H62ZM69 205H70V204H69ZM94 205H95V203H94ZM100 205H101V204H100ZM106 205H107V204H106ZM159 205H160V204H159ZM166 205H167V204H166ZM177 205H179V204H177ZM186 205H187V204H186ZM188 205H190V204L188 203ZM221 205H222V203H221ZM221 205H219V206H221ZM228 205H229V204H227V206H228ZM238 205H239V203H238ZM241 205H242V204H241ZM0 206H1V204H0ZM92 206H93V205H92ZM92 206H91V207H92ZM102 206H103V205H102ZM109 206H110V205H109ZM109 206H108V207H109ZM111 206H112V202H111ZM127 206H128V204H127ZM139 206H140V205H139ZM157 206H158V205H157ZM161 206H162V205H160V207H161ZM179 206H180V205H179ZM229 206L231 207V205H229ZM233 206H235V205H233ZM236 206H237V205H236ZM244 206H245V205H244ZM70 207H71V205H70ZM70 207H69V209H71ZM85 207H86V206H85ZM91 207H90V208H91ZM108 207H107V209H108ZM113 207H115V206H113ZM135 207H136V206H135ZM145 207H146V206H145ZM145 207H144V208H145ZM187 207H188V206H187ZM192 207H193V206H192ZM209 207H210V206H209ZM215 207H216V206H215ZM224 207H223V208H224ZM0 208H1V210H2V207H0ZM12 208H13V207H12ZM12 208H11V209H12ZM35 208H37V207H35ZM46 208H48V206H47ZM46 208H44V209H46ZM65 208H67V207H65ZM90 208H89V209H90ZM94 208L96 209L97 207L94 206ZM100 208H101V207H100ZM125 208H126V207H125ZM167 208H168V207H167ZM179 208H180V207H179ZM182 208H183V207H182ZM213 208H214V207H213ZM223 208H222V209H223ZM228 208H229V207H228ZM232 208H233V207H232ZM234 208H235V207H234ZM39 209H40V207H39ZM39 209H38V210H39ZM42 209H43V208H42ZM42 209H41V212H42ZM44 209H43V210H44ZM51 209H52V208H51ZM59 209H61V207H59ZM75 209H77V208H75ZM75 209H73V210H75ZM91 209H92V208H91ZM104 209H105V210H104ZM111 209H112V208H111ZM126 209H128V208H126ZM130 209H131V208H130ZM183 209H185V208H183ZM183 209H182V210H183ZM220 209H221V208H220ZM224 209H225V208H224ZM229 209H231V208H229ZM235 209H236V208H235ZM1 210H0V211H1ZM3 210H4V209H3ZM5 210L8 211V209H6V208H5ZM80 210H82V209H80ZM121 210H122V208H121ZM123 210H125V209H123ZM131 210H132V209H131ZM141 210H142V209H141ZM144 210H145V209H144ZM154 210H155V208H154ZM156 210H157V208H156ZM160 210H161V208H160ZM172 210H175V209H172ZM172 210H170V211H172ZM182 210H181V211H182ZM216 210H217V209H216ZM218 210H219V209H218ZM218 210H217V211H218ZM240 210H243V209L240 208ZM7 211H6V212H7ZM19 211H20V210H19ZM39 211H40V210H39ZM55 211H56V210H55ZM55 211H54V212H55ZM62 211H63V210H62ZM98 211H99V209H98ZM100 211L104 213V211H106V208L103 207V211H102V210H100ZM110 211H113V210H110ZM129 211H130V210H128V212H129ZM176 211H177V209H176ZM178 211H179V209H178ZM186 211H187V210H185V213H187V212L189 213V209H188L187 212H186ZM209 211H210V210H209ZM213 211H214V210H213ZM217 211H215L214 213H216ZM222 211H223V210H222ZM222 211L220 210L221 213H222ZM228 211H229V210H228ZM231 211H232V210H231ZM237 211H238V210H237ZM244 211L246 212L245 209H244ZM1 212H2V211H1ZM8 212H9V211H8ZM12 212H13V214H14V211H12ZM65 212H66V211H65ZM71 212H72V210L70 211V213H71ZM75 212H76V211H75ZM81 212H82V211H81ZM83 212H84V211H83ZM89 212H90V211H89ZM92 212H93V211H92ZM96 212H97V211H96ZM107 212H109V211H107ZM107 212H106V214H107ZM113 212H114V211H113ZM122 212H123V211H122ZM122 212H121V213H122ZM141 212H142V211H141ZM152 212H153V211H152ZM157 212H159V211H157ZM183 212H184V211H183ZM183 212H182V213H183ZM242 212H243V211H242ZM248 212H249V211H248ZM248 212H247V213H248ZM16 213H17V212H16ZM18 213H19V212H18ZM18 213H17V214H18ZM57 213H58V212H57ZM57 213H56V214H57ZM59 213L61 214V210H60ZM72 213H74V212H72ZM76 213H77V212H76ZM86 213H87V212H86ZM86 213H85V214H86ZM118 213H119V212H118ZM118 213H117V214H118ZM160 213H161V212H160ZM210 213H211V212H210ZM212 213H213V212H212ZM214 213H213V214H214ZM224 213H226V212L223 211L222 216H224ZM228 213H229V212H228ZM247 213H246V214H247ZM256 213H257V212H256ZM2 214H4V212H2ZM7 214H8V213H7ZM17 214L14 215V216H12L11 214H8V215H11V218H12V217L17 216ZM23 214H24V213H23ZM64 214H65V213H64ZM74 214H75V213H74ZM81 214H82V213H81ZM93 214H94V212H93ZM99 214H100V212H99ZM104 214H105V213H104ZM123 214H125V213H123ZM126 214H127V213H126ZM128 214H130V212H129ZM141 214H142V213H141ZM143 214H144V212H143ZM146 214H147V213H146ZM175 214H176V212H175ZM177 214H178V213H177ZM179 214H180V212H179ZM179 214H178V215H179ZM229 214H230V213H229ZM231 214H232V213H231ZM236 214H237V213H236ZM24 215H25V214H24ZM24 215H23V216H24ZM101 215H102V214H101ZM114 215H115V213H114ZM152 215H153V214H151V216H152ZM159 215H160V214H159ZM182 215H183V214H182ZM211 215H212V214H211ZM215 215H216V214H215ZM219 215H220V213H219ZM226 215H227V214H226ZM232 215H233V214H232ZM240 215H241V214H240ZM242 215H243V213H242ZM247 215H248V214H247ZM251 215H254V214H251ZM25 216H26V215H25ZM25 216H24V217H25ZM38 216H39V215H38ZM57 216H58V215H57ZM57 216H56V217H57ZM59 216H60V215H59ZM70 216H71V215H70ZM90 216H93V215H90ZM97 216H98V215H97ZM103 216H104V215H103ZM103 216H102V217H103ZM107 216H108V215H107ZM123 216H125V215H123ZM123 216H122V220H123V218H125V217H123ZM131 216H132V215H131ZM151 216H150V217H151ZM162 216H163V215H162ZM168 216H169V215H168ZM183 216H184V215H183ZM189 216H190V215H189ZM217 216H218V215H217ZM230 216H231V215H230ZM244 216H245V214H244ZM0 217H1V215H0ZM6 217H8V216L6 215ZM34 217H35V216H34ZM49 217H51V215H50ZM66 217H67V213H66ZM66 217H65V218H66ZM75 217H76V216H75ZM78 217H79V216H78ZM88 217H89V216H88ZM99 217H100V216H99ZM116 217H118V216H116ZM116 217H115V218H116ZM120 217H121V215H120ZM136 217H137V216H136ZM142 217H143V215H142ZM142 217H140V218H142ZM148 217H149V216H148ZM150 217H149V218H150ZM156 217H159V216L157 215ZM172 217H173V216H172ZM181 217H182V216H181ZM186 217H187V216H186ZM203 217H204V216H203ZM218 217H219V216H218ZM227 217H229V215H227ZM231 217H232V216H231ZM233 217H235V216H233ZM233 217H232V218H233ZM249 217H250V216H249ZM257 217H258V216H257ZM2 218H3V215H2V217H1V219H0L1 221H2ZM40 218H41V217H40ZM47 218H48V217H47ZM84 218H85V217H84ZM103 218H104V217H103ZM103 218H102V219H103ZM108 218H109V217H108ZM133 218H134V217H133ZM138 218H139V217H138ZM159 218H160V220L163 219V217L161 218V216H160ZM176 218H177V217H176ZM206 218H207V217H206ZM210 218H211V217H210ZM214 218H215V216H214ZM220 218H221V217H220ZM252 218H253V217H252ZM9 219H10V217H9ZM48 219H49V218H48ZM58 219H59V218H58ZM63 219H64V218H63ZM63 219H62V220H63ZM86 219H90V218H86ZM96 219H97V217H96ZM104 219H106V218H104ZM109 219H110V218H109ZM111 219H112V218H111ZM119 219H120V218H119ZM126 219H127V218H126ZM134 219H136V218H134ZM153 219H155V218H153ZM179 219H180V218H179ZM182 219H183V218H182ZM195 219H196V218H195ZM212 219H213V218H212ZM225 219H226V218H225ZM225 219L223 218V220H225ZM227 219H228V218H227ZM236 219H237V218H236ZM249 219H251V218H249ZM6 220H7V219H6ZM6 220H5V221H6ZM52 220H53V219H52ZM60 220H61V219H60ZM79 220H81V219H79ZM90 220H91V219H90ZM112 220H113V219H112ZM112 220H111V221H112ZM122 220H117V219H116V221H119L118 223H120V221L122 222ZM140 220H141V219H140ZM147 220H148V219H147ZM166 220H167V219H166ZM180 220H181V219H180ZM207 220H208V219H207ZM209 220H211V219H209ZM220 220H221V219H220ZM239 220H240V219H239ZM247 220H248V219H247ZM1 221H0V222H1ZM5 221H3V222L6 224L7 221H6V222H5ZM28 221H29V220H28ZM32 221H33V219H32ZM43 221H44V220H43ZM43 221H42V222H43ZM50 221H51V219H50ZM65 221H66V220H65ZM85 221L88 222L89 220H85ZM94 221H96V220H94ZM97 221H98V219H97ZM106 221H107V220H106ZM106 221H104V222H106ZM142 221H143V220H142ZM169 221H170V220H169ZM182 221H183V220H182ZM182 221H180V222H182ZM215 221H216V220H215ZM225 221H227V220H225ZM228 221H229V220H228ZM230 221H231V220H230ZM237 221H238V219H237ZM250 221H251V220H250ZM17 222H18V221H17ZM21 222H22V221H21ZM75 222H76V221H75ZM75 222H73V224H74ZM82 222H83V221H82ZM109 222H110V221H109ZM126 222L128 223L129 220H127ZM130 222H131V221H130ZM148 222H149V221H148ZM161 222H162V220H161ZM174 222H175V221H174ZM176 222H177V221H176ZM184 222H186L185 219H184ZM184 222H183V223H184ZM196 222H198V221H196ZM208 222H211V221H208ZM212 222H213V221H212ZM218 222H219V221H218ZM222 222H223V221H222ZM243 222L245 223V221H243ZM247 222H249V221H247ZM247 222H246V223H247ZM252 222H253V221H252ZM1 223H2V222H1ZM11 223H13V222H11ZM34 223H35V222H34ZM40 223H41V222H40ZM54 223H55V222H54ZM57 223H58V222H57ZM90 223H91V222H90ZM90 223H89V224H90ZM101 223H102V221H101ZM113 223H114V222H113ZM123 223H125V222H123ZM155 223H156V221H155ZM155 223H154V224H155ZM158 223H159V221H158ZM166 223H167V222H166ZM183 223H182V224H183ZM191 223H192V222H191ZM204 223H205V222H204ZM229 223H230V222H229ZM244 223H243V224H244ZM250 223H251V222H249V224H250ZM5 224H4L3 226H5ZM17 224H18V223H17ZM38 224H39V223H38ZM43 224H46V221H45V223H43ZM78 224H79V223H78ZM89 224H88V225H89ZM97 224H98V223H97ZM111 224H112V223H111ZM111 224L108 223L109 226H110ZM116 224H117V223H116ZM142 224H143V223H142ZM146 224H147V223H146ZM152 224H153V222H152ZM152 224H151V225H152ZM156 224H157V223H156ZM160 224H162V223H160ZM163 224H165V222H164ZM169 224L171 225L170 222H169ZM177 224H178V223H177ZM177 224L174 223V225H177ZM180 224H181V223H180ZM206 224H207V223H206ZM209 224H210V223H209ZM209 224H208V225H209ZM214 224H215V223H214ZM231 224H232V223H230V225H231ZM238 224H239V223H238ZM263 224H264V223H263ZM0 225H2V224H0ZM19 225H20V222H19ZM19 225H18V226H19ZM22 225H23V224H22ZM22 225H20V226L23 227ZM59 225H60V224H59ZM68 225H69V224H68ZM82 225H84V224H82ZM92 225H93V224H92ZM100 225H101V224H100ZM104 225H105V224H104ZM112 225H113V224H112ZM114 225H115V223H114ZM121 225H122V224L120 223V226H121ZM126 225H127V224H126ZM131 225H133V224H131ZM148 225H149V223H148ZM151 225H150V226H151ZM174 225H173V226H174ZM210 225H211V224H210ZM216 225H217V224H216ZM216 225H215V226H216ZM221 225H222V224H221ZM223 225H224V224H223ZM223 225H222V226H223ZM247 225H248V224H247ZM247 225H246V226H247ZM250 225H251V224H250ZM250 225H248V226H250ZM261 225H262V224H261ZM3 226H2V227H3ZM24 226H26V225L24 224ZM40 226H41V224H40ZM40 226L38 225V227H40ZM53 226H54V225H53ZM80 226H81V223H80L79 226H77V227H80ZM93 226H94V225H93ZM96 226H97V225H96ZM109 226H107V227H109ZM122 226H125V225H122ZM127 226H128V225H127ZM141 226H142V225H141ZM141 226H140V227H141ZM145 226H146V225H145ZM158 226H159V225H158ZM158 226H157V227L155 226V227L158 228ZM177 226H178V225H177ZM181 226H182V225H179V227H181ZM183 226H184V224H183ZM187 226H189V225H187ZM206 226H207V225H206ZM212 226H213V224H212ZM224 226H225V225H224ZM231 226H232V225H231ZM236 226H237V225H236ZM42 227H44V228H42L41 230L45 229V226H44V225H42ZM46 227H47V226H46ZM56 227H57V226H56ZM60 227H61V225H60ZM60 227H58V228L60 229ZM62 227H63V226H62ZM62 227H61V228H62ZM87 227H88V226H87ZM87 227H86V228H87ZM97 227H99V226H97ZM97 227H96V229H97ZM102 227H103V226H102ZM129 227H130V225H129ZM131 227H132V226H131ZM131 227H130V228H131ZM136 227H137V226H136ZM138 227H139V226H138ZM147 227H149V226H147ZM152 227H153V226H152ZM161 227H162V226H161ZM165 227H166V226H165ZM207 227H208V226H207ZM209 227H211V226H209ZM219 227H220V225H219ZM226 227H227V226H226ZM251 227H252V225H251ZM14 228H15V227H14ZM18 228H19V227H18ZM31 228L33 229V227H31ZM47 228H48V227H47ZM50 228H51V226L48 228V229H49L48 232L51 230ZM52 228H53V227H52ZM58 228H57V229H58ZM67 228H68V227H67ZM82 228H83V227H82ZM88 228H89V227H88ZM88 228H87V230H88ZM93 228H95V227H93ZM111 228H112V226H111ZM118 228H119V227H117L116 230H117ZM141 228H142V227H141ZM153 228H154V227H153ZM163 228H164V227H163ZM183 228H185V227H183ZM187 228H188V227H187ZM213 228H215V227H213ZM221 228H222V227H221ZM248 228H249V227H248ZM257 228H259V227H257ZM257 228H255V229H257ZM21 229H23V228H21ZM26 229H27V228H26ZM38 229H39V228H38ZM62 229H64V227H63ZM77 229H78V228H77ZM77 229H75V230H77ZM80 229H81V228H80ZM91 229H92V228H91ZM98 229H99V228H98ZM98 229H97L96 231H94L93 233L97 232ZM105 229H106V227H105ZM109 229H110V228H109ZM112 229H113V228H112ZM112 229H110V230H112ZM122 229H123V228H122ZM131 229H134V227L131 228ZM148 229H149V228H148ZM151 229H152V228H151ZM160 229H162V228H160ZM160 229H159V230H160ZM168 229H169V225H168ZM178 229H179V228H178ZM178 229H177V230H178ZM211 229H212V228H211ZM215 229H216V228H215ZM223 229H225V228H223ZM228 229H230V227H229ZM233 229H234V228H233ZM238 229H239V228H238ZM238 229H237V230H238ZM253 229H254V228H253ZM0 230H1V228H0ZM11 230H12V229H10V231H11ZM39 230H40V229H39ZM53 230H54V228H53ZM53 230H52L51 232H54ZM65 230H66V228H65ZM82 230H83V229H82ZM100 230H101V229H100ZM113 230H115V229H113ZM129 230H130V229H129ZM129 230H128V231H129ZM141 230H142V229H141ZM145 230H146V228H145ZM149 230H150V229H149ZM162 230H163V229H162ZM166 230H167V229H166ZM171 230H172V229H171ZM184 230H185V229H184ZM186 230H187V229H186ZM201 230H202V229H201ZM213 230H214V229H212V231H213ZM216 230H217V229H216ZM220 230H221V229H220ZM231 230H232V229H231ZM245 230H247V228H246ZM251 230H252V229H251ZM58 231H59V230H58ZM62 231H63V230H60L59 232L61 233ZM78 231H79V230H78ZM88 231H89V230H88ZM91 231H92V230H91ZM107 231H108V230H107ZM117 231H118V230H117ZM117 231H113V232H116V233H117ZM119 231H121V230H119ZM134 231H135V230H134ZM139 231H140V229H139ZM143 231H144V230H143ZM143 231H142V232H143ZM150 231H151V230H150ZM156 231H157V230H155V232H156ZM163 231H164V230H163ZM172 231H173V230H172ZM174 231H175V230H174ZM202 231H203V230H202ZM210 231H211V230H210ZM221 231H222V230H221ZM221 231H219L220 234H222ZM224 231H225V230H224ZM224 231H223V233L227 232V230H226L225 232H224ZM233 231H234V230H233ZM258 231H260V230H258ZM258 231H256V232H258ZM13 232H14V230H13ZM16 232H19V231H16ZM44 232H45V231H44ZM56 232H57V231H56ZM63 232H65V231H63ZM79 232H80V231H79ZM84 232H87L86 229H84ZM89 232H90V231H89ZM122 232H123V231H122ZM130 232H131V230H130ZM130 232H129V235L133 234V233L130 234ZM137 232H138V231H137ZM152 232H153V230H152ZM160 232H162V231H160ZM166 232H167V231H166ZM166 232H165V233H166ZM185 232H186V231H185ZM185 232H184L183 235H185ZM236 232H237V231H236ZM236 232H235V234H230L229 236H231V235H236ZM238 232L240 233V230H239ZM238 232H237V233H238ZM247 232H248V231H247ZM261 232H262V231H261ZM1 233H2V232H1ZM8 233H9V232H8ZM87 233H88V232H87ZM105 233H106V231L104 232V234H105ZM110 233H111V231H110ZM118 233H119V232H118ZM134 233H135V232H134ZM144 233H145V232H143V234H144ZM157 233H158V232H157ZM162 233H163V232H162ZM168 233H169V232H168ZM175 233H178V231L175 232ZM201 233H202V232H201ZM216 233H217V232H216ZM19 234H20V232H19ZM19 234H18V236H19ZM56 234H57V233H56ZM80 234L83 235V231H82V233L80 232ZM111 234H113V233H111ZM114 234H115V233H114ZM114 234H113V236H114ZM126 234H127V233H126ZM137 234L139 235V233H137ZM149 234H150V232H149ZM154 234H155V233H154ZM170 234H171V232H170ZM178 234H179V233H178ZM189 234H190V233H189ZM217 234H218V233H217ZM225 234H226V233H225ZM249 234H250V233H249ZM253 234H255V233H253ZM263 234H264V233H263ZM67 235H68V234H67ZM88 235H89V234H88ZM92 235H93V234H92ZM98 235H99V234H98ZM101 235H102V233H101ZM106 235H108V233H106ZM129 235H128V236H129ZM161 235H162V234H161ZM180 235H181V233H180ZM187 235H188V234H186L185 236H187ZM204 235H205V234H204ZM204 235H202V236H204ZM213 235H214V234H213ZM223 235H224V234H223ZM260 235H261V234H260ZM62 236H63V235H62ZM75 236L77 237V235H74V238H75ZM90 236H91V234H90ZM125 236H126V235H125ZM153 236H155L156 238L158 237V236H156V234L153 235ZM208 236H209V235H208ZM210 236L212 237V235H210ZM224 236H225V235H224ZM249 236H250V235H249ZM0 237H4V236H0ZM10 237H11V236H10ZM13 237H14V236H13ZM65 237H66V235H65ZM80 237H81V236H80ZM88 237H89V236H88ZM102 237H105V236H102ZM102 237H101V238H102ZM107 237H108V236H107ZM116 237H120V235H119V236L117 235ZM151 237H152V236H151ZM162 237H164V236H161V239H162ZM165 237H166V236H165ZM178 237H179V236H178ZM197 237H198V236H197ZM226 237H227V236H226ZM226 237H225V238H226ZM239 237L241 238V236H239ZM261 237H262V236H261ZM261 237H260V238H261ZM263 237H264V235H263ZM63 238H64V236H63ZM67 238H68V236H67ZM74 238H72V240H73ZM83 238H84V237H83ZM86 238H87V237H86ZM94 238H95V240H97L96 237H94V235H93V238H92V239L94 240ZM108 238H109V237H108ZM113 238H114V237L111 238V235H110V240L113 239ZM125 238H126V237H125ZM125 238H123V240H125ZM128 238L130 239V238H132V237H128ZM134 238H135V237H134ZM153 238H154V237H153ZM158 238H159V237H158ZM198 238H199V237H198ZM252 238H253V237H252ZM255 238H256V237H255ZM257 238H258V237H257ZM70 239H71V238H70ZM98 239H99V238H98ZM141 239H142V238H141ZM145 239H146V238H145ZM147 239H148V238H147ZM149 239H150V238H149ZM149 239H148V240H149ZM173 239H174V237H173ZM180 239H181V237H179V240H180ZM182 239H184V236H183ZM182 239H181V240H182ZM196 239H197V238H196ZM196 239H195V240H196ZM200 239H201V238H200ZM200 239H199V240H200ZM210 239H211V238H210ZM220 239H221V238H220ZM220 239H219V240H220ZM228 239H229V238L227 237V240H228ZM231 239H233V238H231ZM234 239H235V238H234ZM262 239H263V238H262ZM15 240H16V239H15ZM65 240H67V239H65ZM65 240H64V241H65ZM106 240H108V239L106 238ZM110 240H109V241H110ZM126 240H127V239H126ZM134 240H136V239H134ZM138 240H140L139 237H138ZM143 240H144V239H143ZM143 240H142V241H143ZM148 240H147V241H148ZM174 240H175V239H174ZM174 240H173V241H174ZM195 240L192 239V241H195ZM197 240H198V239H197ZM241 240H242V239H241ZM243 240H244V239H243ZM253 240H254V239H253ZM257 240H258V239H257ZM9 241H10V240H9ZM64 241H63V242H64ZM67 241H68V243H69L70 240H67ZM73 241H74V240H73ZM81 241H82V240H81ZM84 241H85V240H84ZM86 241H87V239H86ZM99 241H100V240H99ZM99 241H98V242H99ZM104 241H105V240H104ZM112 241H113V240H112ZM127 241H128V240H127ZM127 241H126V242H127ZM129 241H130V240H129ZM150 241H152V240H149V243H151ZM158 241H159V240H158ZM171 241H172V240H171ZM173 241H172V243H174V242L177 241V240H175L174 242H173ZM186 241H187V238H186ZM190 241H191V240H190ZM214 241H215V240H214ZM217 241H218V240H216L215 242H217ZM225 241H226V239H225ZM225 241H220V242H224V243H225ZM228 241H231V240H228ZM228 241H226V242H228ZM239 241H240V240H239ZM244 241H246L245 243H246V245L248 246L247 243H249V242H247V240H244ZM251 241H252V240H251ZM251 241H250V242H251ZM260 241H261V240H260ZM58 242H59V239H58V241H57V245H61L60 242H62V241L60 240V242H59L60 244H58ZM78 242L81 243L80 241H78ZM82 242H83V241H82ZM89 242H90V241H89ZM96 242H97V241H96ZM98 242H97V244H99ZM131 242H132V241H131ZM180 242H181V241H180ZM182 242H183V241H182ZM211 242H212V241H210V243H211ZM218 242H219V241H218ZM220 242H219V243H220ZM232 242H233V241H232ZM235 242H236V241H235ZM255 242H256V240H255ZM64 243H65V242H64ZM72 243H73V242H72ZM75 243H76V242H75ZM107 243H108V241H107ZM118 243H119V241H118ZM140 243H141V241H140ZM140 243L138 242V244H140ZM152 243H153V242H152ZM152 243H151V244H152ZM164 243H166V242L164 241V242H163V245H164ZM189 243H190V242H189ZM191 243H192V242H191ZM196 243H197V241H196ZM206 243H207V242H206ZM236 243L239 244L238 242H236ZM242 243H243V242H242ZM263 243H264V242H263ZM8 244H9V242H8ZM13 244H14V243H13ZM49 244H50V243H49ZM69 244H71V242H70ZM88 244H89V243H88ZM90 244H91V242H90ZM92 244H93V243H92ZM119 244H122V243H119ZM128 244H129V242H128ZM132 244H133V243H132ZM136 244H137V243H136ZM138 244H137V245H138ZM146 244H147V243H146ZM156 244H157V243H156ZM159 244H160V243H159ZM177 244H178V242H177ZM184 244H187V243H184ZM222 244H223V243H222ZM222 244H221V245H222ZM229 244H230V242H229ZM243 244H244V243H243ZM258 244H259V243H258ZM9 245H11V244H9ZM15 245H18V243H16ZM64 245H65V244H64ZM64 245L62 244V246H64ZM71 245H73V244H71ZM74 245H75V244H74ZM76 245H77V244H76ZM85 245H86V243H85ZM103 245H104V244H103ZM125 245H126V244H125ZM143 245H144V244H143ZM143 245H142V246H143ZM149 245H150V244H149ZM152 245H153V244H152ZM170 245H171V244H170ZM172 245H174V244H172ZM172 245H171V246H172ZM197 245H198V244H197ZM205 245H207V244H205ZM225 245H227V243H226ZM259 245H260V244H259ZM21 246H22V245H21ZM65 246H66V245H65ZM81 246H82V244H81ZM86 246H87V245H86ZM98 246H99V245H98ZM114 246H115V245H114ZM114 246H113V248H111V249H114V248H115ZM127 246H128V245H127ZM133 246H134V245H133ZM142 246H141V244H140L141 249L143 248ZM145 246H146V245H145ZM147 246H148V245H147ZM160 246H161V245H160ZM164 246H166V245H164ZM171 246H170V247H171ZM174 246H176V245H174ZM187 246H188V245H187ZM208 246H210V245H207V247H208ZM234 246H235V245H234ZM234 246H233V247H234ZM247 246H246V248H247ZM2 247H3V246H2ZM7 247L9 248L10 246L7 245ZM14 247H15V246H14ZM14 247H12V248H14ZM57 247H58V246H57ZM67 247H68V248H69V247L71 248L72 246H68V244H67ZM67 247H66V248H67ZM91 247H92V246H91ZM91 247H90V248H91ZM95 247H96V246H95ZM95 247H94V248H95ZM105 247H107V246L105 245ZM117 247H118V246H117ZM117 247H116V249H119V248H117ZM137 247L139 248V246H137ZM153 247H154V246H153ZM153 247H151V248H153ZM177 247H178V246H176L175 248H177ZM192 247H193V245H192ZM216 247H217V245H216ZM224 247H225V246H224ZM226 247H228V245H227ZM17 248H18V247H17ZM17 248H15V251H14V252H17V251H16ZM70 248H69V249H70ZM94 248H93V251H94ZM96 248H97V247H96ZM96 248H95V249H96ZM127 248H128V247H127ZM146 248H147V247H146ZM156 248H157V247H156ZM156 248H155V249H156ZM159 248H160V247H159ZM190 248H191V247H190ZM194 248H195V247H194ZM196 248H197V246H196ZM196 248H195V249H196ZM202 248H203V247H202ZM229 248H230V247H229ZM229 248H228V249H229ZM235 248H236V247H235ZM235 248H234V249H235ZM241 248H242V247H241ZM241 248H240V250H242ZM246 248H245V249H246ZM0 249H1V247H0ZM10 249H11V248H10ZM19 249H20V248H19ZM25 249H26V248H25ZM73 249H74V247H73ZM79 249H80L79 247H78L77 250L75 249L76 251H73L72 249H70V250H69V257H71V258L79 257L80 254H81L80 252H82V251H79V253H78L77 251H78ZM91 249H92V248H91ZM102 249H104V248L102 247ZM109 249H110V248H109ZM109 249H108V250H109ZM111 249H110V251H111ZM123 249H125V248H123ZM130 249H131V248H130ZM134 249H135V248H134ZM143 249H144V248H143ZM147 249H148V248H147ZM147 249H146V251H147ZM177 249H178V248H177ZM182 249H183V247H182ZM187 249H188V248H187ZM187 249H186V250H187ZM209 249H210V247H209ZM209 249H208V250H209ZM211 249H213V251L215 250V252H216V250L218 251L217 248H211ZM211 249H210V250H211ZM219 249H220V248H219ZM221 249H222V248H221ZM228 249H227V250H228ZM230 249H231V248H230ZM234 249H233V250H234ZM20 250H21V249H20ZM23 250H24V249H23ZM56 250H57V248H56ZM56 250H55V251H56ZM83 250H84V249H83ZM86 250H87V249H86ZM105 250H107V248H106ZM131 250H132V249H131ZM139 250H140V249H139ZM144 250H145V249H144ZM157 250H158V249H157ZM161 250H163V249L160 248V251H161ZM165 250H166V249H165ZM165 250H163V251H165ZM169 250H170V249H169ZM169 250H168V252H169ZM191 250H192V248H191ZM225 250H226V248H225ZM237 250H238V249H237ZM248 250H249V249H248ZM252 250L254 251V249H252ZM24 251H25V250H24ZM24 251H23V252H24ZM53 251H54V250H52V252H53ZM55 251H54V252H55ZM84 251H85V250H84ZM88 251H89V250H88ZM96 251H97V253H98V252L101 251V250H99V251L96 250ZM96 251H95V252H96ZM127 251H128V250H127ZM127 251L125 250L126 253H127ZM137 251H138V250H137ZM142 251H143V250H142ZM149 251H151V250H149ZM158 251H159V250H158ZM158 251H157V252H158ZM163 251H162V252H163ZM166 251H167V250H166ZM170 251H171V250H170ZM187 251H188V250H187ZM220 251H221V254H220V253H219V254L215 253V254H217L218 256H223V255H222V250H220ZM220 251H219V252H220ZM231 251H232V250H231ZM238 251H239V250H238ZM12 252H13V250H12ZM27 252H28V250H27ZM63 252H64V250H63ZM89 252H90V251H89ZM95 252H94V253H95ZM108 252H109V251H108ZM122 252H123V251H121L120 253H122ZM133 252H134V251H133ZM152 252H153V251H152ZM152 252H149V253L152 254ZM154 252H155V251H154ZM162 252H161V253H162ZM189 252H190V251H189ZM194 252H195V251H193V253H194ZM200 252H201V251H200ZM209 252H210V251H209ZM232 252H233V251H232ZM234 252H235V251H234ZM5 253H6V252H5ZM24 253H25V252H24ZM61 253H62V252H61ZM86 253H87V252H86ZM91 253H92V252H91ZM129 253H130V251H129ZM144 253H145V251H144ZM146 253H147V252H146ZM149 253H148V254H149ZM172 253H173V251H172ZM190 253H191V252H190ZM201 253H202V252H201ZM206 253H207V252H206ZM226 253H227V252H226ZM229 253H230V252H229ZM242 253H243V252H242ZM245 253H246V252H244L243 254H245ZM255 253H256V252H255ZM10 254H11V253H10ZM50 254H52V253H50ZM57 254H58V253H57ZM57 254H54V253H53V255H57ZM83 254H84V253H83ZM101 254H103V252H101ZM101 254L99 253L98 255H101ZM109 254H110V253H109ZM111 254H112V253H111ZM151 254L149 255L150 258H151ZM167 254H168V253H167ZM173 254H174V253H173ZM227 254H228V253H227ZM240 254H241V253H240ZM253 254H254V253H253ZM24 255H26V253H25ZM45 255H46V254H45ZM59 255H60V253H59ZM59 255H58V256H59ZM61 255H62V254H61ZM92 255H93V254H92ZM92 255H91V256H92ZM113 255H114V254H113ZM120 255H121V254H120ZM120 255L118 254V256H120ZM128 255H129V254H128ZM133 255H134V254H133ZM142 255H143V254H142ZM144 255H145V254H144ZM158 255H159V252H158ZM185 255H186V254H185ZM191 255H192V254H191ZM212 255H213V253H212ZM217 255H216V256H217ZM263 255H264V254H263ZM3 256H4V255H3ZM8 256H9V255H8ZM37 256H39V255H37ZM37 256H36V257H37ZM46 256H47V255H46ZM46 256H45V257H46ZM62 256H63V255H62ZM62 256H60V257H62ZM65 256H66V255H65ZM82 256H84V258H85V255H82ZM104 256H105V255H103V257H104ZM118 256H117V257H118ZM121 256H122V255H121ZM129 256H130V255H129ZM129 256H128V257H129ZM136 256H138V255H136ZM154 256H155V255H154ZM175 256H176V255H175ZM179 256H180V255H179ZM194 256H195V255H194ZM196 256L198 257L199 254L196 255ZM203 256H204V254H203ZM225 256H226V255H225ZM230 256L234 257L235 255H234V256H233V255H230ZM238 256H239V255H238ZM245 256H248V254L245 255ZM250 256H251V255H250ZM250 256H249V259H250ZM252 256H253V255H252ZM259 256H262V255H259ZM21 257H22V256H21ZM23 257H24V256H23ZM23 257H22V258H23ZM26 257H28V256L26 255ZM39 257H40V256H39ZM47 257H48V256H47ZM51 257H52V256H51ZM55 257H56V256H54V258H53L54 260H55V259H58V258H55ZM60 257H59V258H60ZM88 257H90V256H88ZM88 257H87V258H88ZM96 257H97V256H96ZM105 257H107V256H105ZM113 257L115 258V255H114ZM139 257H142V256H139ZM144 257H145V256H144ZM146 257H147V256H146ZM146 257H145V258H146ZM162 257H164V256H162ZM176 257H177V256H176ZM189 257H190V256H189ZM200 257H201V256H200ZM209 257H210V256H209ZM213 257H214V256H213ZM262 257H263V256H262ZM6 258H7V257H6ZM19 258H20V256H19ZM28 258H29V257H28ZM31 258H32V257H31ZM41 258H42V257H41ZM49 258H50V257H49ZM49 258H48V260H49ZM71 258H70V259H71ZM87 258H86V259H87ZM90 258H91V257H90ZM97 258H98V257H97ZM108 258H109V257H107V259H108ZM134 258H135V257H134ZM134 258H133V259H134ZM145 258L143 259V257H142L143 260H145ZM157 258H158V257H157ZM157 258H155V261H156ZM165 258H166V257H165ZM174 258H175V257H174ZM202 258H203V257H202ZM207 258H208V257H207ZM207 258H206V260H207ZM214 258H216V257H214ZM220 258H222V257H220ZM227 258H228V256H227ZM251 258H252V257H251ZM253 258H254V257H253ZM256 258H257V257H256ZM256 258H255V259H256ZM263 258H264V257H263ZM24 259H25V257H24ZM34 259H35V258H34ZM34 259H33V260H34ZM50 259H52V258H50ZM76 259H79V258H76ZM94 259H95V258H94ZM103 259H104V258H103ZM111 259L113 260L112 257H111ZM142 259H141V260H142ZM146 259H147V258H146ZM152 259H153V258H152ZM190 259L192 260V258H190ZM203 259H204V258H203ZM216 259H217V258H216ZM216 259H215V260H216ZM229 259H230V258H229ZM229 259H227V260L229 261ZM232 259H233V258H232ZM246 259H248V258H246ZM260 259H261V260H259V261L256 260V261H257V262L262 261V258H260ZM6 260H8V259H6ZM13 260H14V259H13ZM64 260H65V259H64ZM64 260H63V261H64ZM81 260H82V259H81ZM87 260H88V259H87ZM104 260H105V259H104ZM138 260H140V259H138ZM159 260H161V259H158V261H159ZM181 260H182V259H180V261H181ZM186 260H187V259H186ZM188 260H189V259H188ZM198 260H199V259H198ZM208 260H209V259H208ZM210 260H211V259H210ZM3 261H5V260L2 258V262H3ZM8 261H9V260H8ZM25 261H26V260H25ZM37 261H38V260H37ZM40 261H42V260H40ZM45 261H46V260H45ZM49 261H50V260H49ZM72 261H73V260H72ZM77 261H78V260H77ZM89 261H91V259H90ZM95 261H96V260H95ZM95 261H92V262H94V263H92V262H91V263H92V264H95ZM100 261H101V260H100ZM105 261H106V260H105ZM128 261H129V259H128ZM131 261H132V259L130 260V263H131ZM133 261H135V260H133ZM136 261H137V260H136ZM162 261H163V260H162ZM171 261H174V260L172 259ZM171 261H170V262H171ZM196 261H197V260H196ZM201 261H202V260H201ZM213 261H214V260H213ZM216 261H217V260H216ZM218 261H219V260H218ZM225 261H226V260H225ZM243 261H244V260H243ZM243 261H242V262H243ZM248 261H249V260H248ZM254 261H255V260H254ZM263 261H264V259H263ZM22 262H23V261H22ZM30 262H31V261H30ZM51 262H53V261H51ZM55 262H56V260H55ZM60 262H61V261H60ZM65 262H67V260H65ZM68 262H69V261H68ZM79 262H80V261H79ZM85 262H86V261H85ZM109 262H110V261H109ZM109 262H108V263H109ZM121 262H122V261H121ZM184 262H185V261H184ZM190 262H191V261H190ZM190 262L188 261L187 263H188V264H191ZM192 262H193V261H192ZM198 262H200V260H199ZM198 262H197V263H198ZM220 262H221V261H220ZM238 262H239V261H238ZM250 262H251V260H250ZM4 263H5V262H4ZM7 263H8V262H7ZM7 263H6V264H7ZM33 263H35V262H33ZM44 263H45V262H44ZM81 263H82V262H81ZM86 263H87V262H86ZM86 263H85V264H86ZM89 263H90V262H89ZM91 263H90V264H91ZM97 263H98V262H97ZM108 263H107V264H108ZM113 263H114V262H113ZM117 263H118V262H117ZM126 263H127V262H126ZM135 263H137V262H135ZM135 263H134V264H135ZM140 263H141V262H140ZM143 263H144V262H143ZM154 263H155V262H153V264H154ZM194 263H195V262H194ZM207 263H208V262H207ZM218 263H219V262H218ZM227 263H228V262H227ZM235 263H236V262H235ZM239 263H240V262H239ZM2 264H3V263H2ZM16 264H17V263H16ZM18 264H19V263H18ZM28 264H29V262H28ZM30 264H31V263H30ZM38 264H39V263H38ZM47 264H49V263H47ZM53 264H54V263H53ZM63 264H64V262H63ZM66 264H67V263H66ZM71 264H72V263H71ZM77 264H78V263H77ZM83 264H84V262H83ZM98 264H102V262H101V263L99 262ZM119 264H120V263H119ZM123 264H125V263H123ZM127 264H128V263H127ZM138 264H139V263H138ZM149 264H150V262H149ZM165 264H168V263H165ZM170 264H171V263H170ZM174 264H175V262H174ZM182 264H183V263H182ZM195 264H196V263H195ZM202 264H203V262H202ZM205 264H206V263H205ZM210 264H211V262H210ZM213 264H214V263H213ZM221 264H222V263H221ZM231 264H233V263L231 262ZM237 264H238V263H237ZM242 264H243V263H242ZM247 264H248V263H247ZM257 264H258V263H257Z\"/></svg>","mask_w":264,"mask_h":264}]
</instances>
